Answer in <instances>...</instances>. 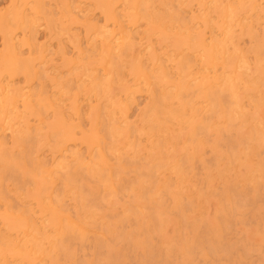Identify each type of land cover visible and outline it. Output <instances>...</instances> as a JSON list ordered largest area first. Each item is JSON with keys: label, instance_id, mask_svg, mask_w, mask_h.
<instances>
[{"label": "rangeland", "instance_id": "rangeland-1", "mask_svg": "<svg viewBox=\"0 0 264 264\" xmlns=\"http://www.w3.org/2000/svg\"><path fill=\"white\" fill-rule=\"evenodd\" d=\"M22 1V2H21ZM27 1V2H26ZM29 1V2H28ZM33 1L35 2V3H33ZM36 1H38L39 2V4L38 3H36ZM0 0V19H2V20H0L1 22H0V26L2 27H0V34H1V36H0V92H2L1 93V95H0V110H1V108H4L3 110H1V114L2 115H4V116H2L1 114H0V125H2L3 124V126H0V158H1V156H3V158H1L2 160H0V168H1V170H0V177H1V179L0 180H3L2 182L0 181V188L2 189L3 188V185H4V188L5 189H7V191L3 188V190H5V192H6V194L8 193V191H9V193L11 194H4L5 192H2L1 190H0V195H4L3 197L5 198L6 196L8 197L7 199L5 198L4 200L5 201H7V203H5V201H3V200H1L2 201V203H1V205H0V208H2V210L0 209V219H2V220H0L1 222H0V241H1V239H2V242H4L3 244H6V246H1L2 245V243H0V250H1V255H0V258L1 257H5L4 259L5 260H7V262H8V264H41V261L42 262H44V260H46L47 259V257H48V259L44 262V263H42V264H60V263H62L63 264V261H64V264H107V263H110V264H148L147 262L149 261V264H150V262H153L152 264H157L158 263V260L160 259V258H162V260L159 262V264H171V263H173V264H178L179 262H181V260H182V262L181 263H179V264H183V263H185V261H186V264H218V262H219V264H225V262H228V263H226V264H254V262H255V264H257L258 263V260H260V262L259 263H261V264H264V176L263 175H261V174H264V166L262 167V164L264 163V148H263V145H264V137H262V135H264V129L262 128V127H264V117H262V116H264V72L262 71V70H264V65H260V62H262L261 64H264V61H263V59H264V42H263V40H264V29L262 30V27L264 28V0H238L239 1V3H238V1L236 0H217V1H219V2H217L216 0L214 1V0H209L212 4H210L209 3V1L208 0H181V2L179 1V0H152L151 2H149L150 0H144L143 2L141 1V0H123V2L124 3H122L120 0H96V2H94L95 0H89V1H87V0H81L79 3H78V0ZM42 1V2H41ZM58 1H59V3H58ZM69 1V2H68ZM85 1V2H84ZM87 1V2H86ZM92 1V2H91ZM126 1V2H125ZM135 1V2H134ZM139 1V2H138ZM156 1V7H154V2ZM165 1V2H164ZM178 1V2H177ZM205 1H206V3H205ZM207 1H208V3H207ZM214 1V2H213ZM220 1L222 2V3H220ZM225 1H227V2H225ZM233 1V2H232ZM241 1H243L241 4H240V2ZM247 1V2H246ZM249 1V2H248ZM258 3H256V2ZM12 3V4H9V3ZM13 2H14V4H13ZM20 2V3H19ZM23 2L24 3H26V4H23ZM49 2V3H48ZM51 2V3H50ZM56 2V4H54ZM91 2V3H90ZM104 2V3H103ZM119 2V4H116V3H118ZM147 2V3H146ZM160 2V3H159ZM183 2V3H182ZM216 2V3H215ZM231 4H230V3ZM28 3V4H27ZM31 3H32V5H31ZM58 3V4H57ZM66 3V4H65ZM72 3H74V4H72ZM89 3V4H88ZM94 3H95V5H94ZM97 3H99V4H101V5H99V4H97ZM106 3V4H105ZM110 3V4H109ZM122 3V4H121ZM129 3V4H128ZM135 3V4H134ZM142 3V4H141ZM146 3V4H145ZM167 3H169V4H167ZM174 3V4H173ZM179 3H182V4H179ZM198 3H201V4H198ZM203 3V4H202ZM218 3H220V4H218ZM225 4V8H224V4ZM228 3V4H227ZM233 3L235 4L234 5V9H233ZM246 3V4H245ZM255 3V4H254ZM20 4H22V6L20 5ZM48 4V5H47ZM50 4V5H49ZM69 4V5H68ZM75 4H78L77 6L75 5ZM81 6H80V5ZM87 4V5H86ZM105 4V5H104ZM134 4V5H133ZM144 4H145V6H144ZM152 4V5H151ZM160 4V5H159ZM173 4V5H172ZM197 4H198V6H197ZM208 4L209 5H211V6H208ZM214 4V5H213ZM215 4H218V5H215ZM222 4H223V6H222ZM251 4V5H250ZM262 4V5H261ZM7 5H9V7L7 6ZM20 7H19V6ZM29 5H30V7H29ZM33 5L35 6V9H37V10H35L34 9V7H33ZM42 5H45L44 6V8H41V6ZM56 5H57V7H56ZM62 5V6H61ZM71 5V6H70ZM75 5V8L73 7ZM84 5V6H83ZM98 5V6H97ZM107 5V6H106ZM126 5H127V9H126ZM137 5V6H136ZM141 5H143L142 7H141ZM163 5V6H162ZM169 5V6H168ZM180 5V6H179ZM188 5V6H187ZM193 5H194V7H193ZM204 7V9H206V10H204L203 9V7ZM205 5H207V7L205 6ZM232 5V7H230ZM237 5V6H236ZM239 5L241 6L240 7V10L239 9H237V7L239 8ZM246 5V6H245ZM247 5H248V7H247ZM255 5H256V9H254L255 8ZM259 5V6H258ZM261 5V6H260ZM17 6H18V8H17ZM36 6H38V7H36ZM53 6V7H52ZM55 6V7H54ZM61 6V7H60ZM66 6H69V10H68V7H66ZM86 6H89V7H86ZM92 6V7H91ZM101 6H106L107 7V9H108V11H107V9L106 8H104V7H102L103 9L101 10ZM110 6V7H109ZM116 6H118L117 8H116ZM120 6V7H119ZM125 6V8H123ZM131 6V7H130ZM135 6V7H134ZM147 6V7H146ZM149 6L151 7V8H149ZM152 6H153V8L154 9H152ZM159 6V7H158ZM167 6H168V8L169 9H167ZM173 6V7H172ZM228 6H229V8H228ZM11 7V8H10ZM32 7H33V9L35 10H32ZM43 7V6H42ZM66 7V8H65ZM74 9H73V8ZM96 7H97V10H96ZM114 7V9H111V8H113ZM162 7V8H161ZM176 9H175V8ZM181 7H183V8H181ZM187 8V9H185V8ZM189 7V8H188ZM197 7V8H196ZM202 8V11H200L201 9L200 8ZM211 7V8H210ZM253 7V8H252ZM262 9H261V8ZM5 8H6V10H5ZM10 8V9H9ZM20 8H21V11H20ZM23 8H25V9H23ZM43 9L42 11V13H41V10H40V12H39V9ZM45 8H49V10L47 9V10H44ZM53 8V9H52ZM58 8V9H57ZM61 8H64L63 10L61 9ZM99 8V9H98ZM121 8H123V10L121 9ZM129 8H130V10H129ZM146 8H147V10H146ZM158 8H159V10H158ZM194 8V9H193ZM223 8H224V10H223ZM231 8V9H230ZM244 8H246V9H244ZM251 8V9H250ZM8 9V10H7ZM19 9V10H18ZM51 9V10H50ZM55 9V10H54ZM65 9H67L66 11H65ZM84 9V10H83ZM85 9H86V11H85ZM92 9H93V11H92ZM111 9V10H110ZM120 9V10H119ZM138 9H139V11H138ZM148 9H150L151 11L149 12L148 11ZM155 9H156V11H155ZM165 9H167V10H165ZM189 9V10H188ZM193 9V10H192ZM209 9H210V12H208L209 11ZM218 9H220V10H218ZM250 9V10H249ZM24 10V11H23ZM28 10V11H27ZM30 10V11H29ZM53 10V11H52ZM72 10H73V12L77 15H73V13H72V16H71V12H72ZM75 10V11H74ZM83 10V11H82ZM96 10V11H95ZM100 10V11H99ZM122 10V11H121ZM126 10H128V12H129V14H128V12L126 11ZM135 10V11H134ZM177 10V11H176ZM182 10V11H181ZM211 10H213L212 12H211ZM230 10V11H229ZM233 10V11H232ZM7 11V12H6ZM9 11V12H8ZM23 11V12H22ZM32 11V12H31ZM37 11V12H36ZM50 11V12H49ZM52 11V12H51ZM59 11V12H58ZM65 11V12H64ZM71 11V12H70ZM94 11H95V13H94ZM99 11V12H98ZM107 11V12H106ZM116 11H119V12H117L116 13ZM154 13H153V12ZM163 11L164 13L166 12V11H168V13H165L164 15H162V13L161 12ZM170 11V12H169ZM172 11V12H171ZM175 11V12H174ZM180 11V12H179ZM184 11V12H183ZM186 11V12H185ZM192 11V12H191ZM204 11V12H203ZM222 11H223V15H222ZM228 13H227V12ZM237 11V12H236ZM238 11H241V12H239V13H241L242 15H240V17H238L239 16V13H238ZM245 11V12H244ZM255 13H254V12ZM256 11H261V12H256ZM25 12H26V16H27V18H26V16H25ZM29 14H28V13ZM56 12H57V14H56ZM68 12V13H67ZM77 12V13H76ZM81 12V13H80ZM92 14H91V13ZM101 12V13H100ZM103 12V13H102ZM109 12V13H108ZM110 12L111 13H113L114 12V14L116 15L117 14V16H116V21L118 22V24H116L117 22L113 19V17H111V15H110ZM126 12V15L124 14ZM138 12H140V13H142L141 15H140V13L138 14ZM144 12V13H143ZM149 12V13H148ZM179 12V13H178ZM182 12V13H181ZM190 12V13H189ZM197 12H199V13H197ZM205 12H207V13H205ZM215 12V13H214ZM225 12V13H224ZM19 13V14H18ZM34 15H33V14ZM37 13H38V16H37ZM39 13H40V16H39ZM44 13V14H43ZM49 13V14H48ZM84 13H86V14H83ZM89 13H90V15H89ZM94 13V14H93ZM106 13H108L107 15H106ZM131 13V14H130ZM145 13H147V14H145ZM151 13H153V14H151ZM170 13V14H169ZM184 13V14H183ZM189 15H188V14ZM192 13V14H191ZM214 13V16H212V14ZM233 13V14H232ZM250 13H252V14H250ZM254 13V14H253ZM260 13H261V16H260ZM18 14V15H17ZM68 14V15H67ZM100 14H104L103 16L102 15H100ZM134 14V15H133ZM149 14V15H148ZM154 14H156L155 15V17H153L154 16ZM159 14V15H158ZM160 14H161V16H160ZM166 14L168 15V16H166ZM199 14H201L200 16H199ZM202 14H203V16H202ZM207 14H211V15H207ZM216 14V15H215ZM228 14H229V16H228ZM232 14V15H231ZM246 14H247V16H246ZM249 14V15H248ZM258 14V15H257ZM6 15V16H5ZM17 15V16H16ZM25 17H24V16ZM29 15V16H28ZM51 15V16H50ZM53 15V16H52ZM55 15H56V17H55ZM86 15V16H85ZM93 15H94V17H93ZM172 15H173V17H172ZM176 15V16H175ZM178 15V16H177ZM180 15V16H179ZM184 15V16H183ZM190 15L192 16H195V15H197L196 17H194L195 19H193V16H192V18L190 17ZM243 15H245V16H243ZM250 15H253V16H250ZM255 15H257V17L255 16ZM19 16V17H18ZM34 16V18H32ZM46 16V17H45ZM49 16V17H48ZM59 16V17H58ZM69 17V18H66V17ZM102 16V17H101ZM109 16V17H108ZM132 16H134V17H132ZM141 18H140V17ZM146 16H148V19H146ZM159 18H158V17ZM163 16V17H162ZM170 16V17H169ZM188 16V17H187ZM208 16V17H207ZM211 16L212 17H214V18H211ZM224 18H223V17ZM234 16V17H233ZM245 19V21H244V19H242V17ZM254 16H255V18H254ZM8 17V18H7ZM29 17V18H28ZM36 17V18H35ZM38 17H40V18H43L42 19V21H41V23H40V21L38 22V20H41L40 18H38ZM51 17V18H50ZM52 17H53V19H52ZM77 17V18H76ZM79 17L80 18H82V19H80L79 20ZM85 17V18H84ZM112 19H111V18ZM119 17H120V20H118L119 19ZM126 17V18H125ZM131 17V18H130ZM145 17V18H144ZM149 17H151V18H149ZM153 17V18H152ZM157 17V18H156ZM161 17V18H160ZM177 17V18H176ZM178 17H179V19H178ZM185 17V18H184ZM187 17V18H186ZM198 17H199V19H198ZM201 17H203L202 18V20H200L201 19ZM207 17V18H206ZM210 17V18H209ZM223 19H222V18ZM228 17H231V18H228ZM249 17L251 18V19H249ZM260 18V21H259V18ZM11 18V19H10ZM15 20H13V19ZM22 18H23V20H22ZM32 18V19H31ZM37 18H38V20H37ZM47 18V19H46ZM57 18V19H56ZM71 18V19H70ZM88 18V21L86 20ZM96 18V19H95ZM105 18V19H104ZM118 18V19H117ZM123 18V19H122ZM125 18V19H124ZM133 18V19H132ZM135 18V19H134ZM140 18V19H139ZM190 18L192 19V20H190ZM234 18V19H233ZM241 18V19H240ZM252 18H254V20L252 19ZM263 18V19H262ZM3 19H4V21H3ZM18 19V20H17ZM21 19V20H20ZM28 19V21L30 22V23H26V20ZM30 19V20H29ZM33 19H35V20H33ZM52 19V20H51ZM124 20L123 22H122V20ZM127 19V20H126ZM128 19H132L133 21H135V23L132 21V20H130V21H128ZM137 19V20H136ZM144 19V20H143ZM151 19V20H150ZM156 19V20H155ZM166 19V20H165ZM177 19V20H176ZM182 19V20H181ZM203 19H206V21H205V23H202L203 25L205 24V25H207V26H203V25H201V22L203 21ZM211 19V20H210ZM213 19V20H212ZM222 21H221V20ZM226 19H228V21L226 20ZM248 19V20H247ZM258 19V20H257ZM31 20H33V22L34 21H36V22H34V24H33V22H31ZM46 20V21H45ZM48 20V21H47ZM71 20H73L72 22H71ZM84 20V21H83ZM93 20L95 21V22H93ZM126 20V21H125ZM155 20V21H154ZM158 20V21H157ZM168 20V21H167ZM176 20V21H175ZM187 20V21H186ZM195 20V21H194ZM224 20V21H223ZM226 20V21H225ZM230 20V21H229ZM232 20V21H231ZM233 20H235V22H237L238 20V22L240 23L241 22V20H242V23H234V21ZM253 20V21H252ZM255 20H256V22L258 23V25L256 24V22H255ZM13 21V22H12ZM23 22V24H22V22ZM27 21V22H28ZM44 21V22H43ZM58 21V22H57ZM69 21V22H68ZM78 21V22H77ZM102 21V22H101ZM104 21H106V23H107V25L105 24V22ZM138 21V22H137ZM146 23H145V22ZM157 21V22H156ZM167 21V22H166ZM170 21V22H169ZM171 21H173V23L171 22ZM175 21V22H174ZM184 23H183V22ZM193 21V22H192ZM200 21V22H199ZM214 21V22H213ZM38 22V23H37ZM50 22V23H49ZM52 22V23H51ZM65 22V23H64ZM92 23V24H90V23ZM99 22V23H98ZM111 22V23H110ZM115 22V23H114ZM121 22L125 25V27H124V25H122L121 24ZM129 22V23H128ZM145 23V24H142V23ZM149 22H151V23H155L156 25H154L155 27H154V29H151V27H149L150 25V23ZM166 22V23H165ZM180 22V23H179ZM183 24H182V23ZM187 22V23H186ZM194 22H195V25H193L194 24ZM209 22H212V23H209ZM220 22H221V24H220ZM229 22V23H228ZM231 22H233L232 24H231ZM246 23V25H245V23ZM247 22H248V24H247ZM249 22H250V24H249ZM262 24H261V23ZM17 23L19 24L18 26H16L17 25ZM21 23V24H20ZM26 23V24H25ZM37 23V24H36ZM45 23V24H44ZM53 23H55V24H53ZM56 23H57V25H58V23H59V25H58V27H57V25H56ZM72 23V24H71ZM79 23V24H78ZM90 25H89V24ZM96 23H98L99 25H97ZM108 23H110V24H108ZM134 23V24H133ZM138 23H140V24H138ZM161 23V24H160ZM162 23L164 24V25H162ZM192 23V24H191ZM206 23H208V24H206ZM226 23V24H225ZM244 23V24H243ZM10 24V25H9ZM28 24V26H26ZM41 24H42V26H41ZM83 24V25H82ZM88 24V25H87ZM102 24H103V26H102ZM113 24H114V26H113ZM116 24V25H115ZM120 24V25H119ZM128 24H129V26H128ZM176 24H178L177 26H178V29H177V26H176ZM182 24V25H181ZM185 24H187V26H185ZM213 26H212V25ZM235 24V25H234ZM11 25H13V26H11ZM47 25L49 26V27H47ZM52 25V26H51ZM78 25H80L81 27H79ZM101 25V26H100ZM122 25V26H121ZM131 25H132V27H131ZM136 25H138V26H136ZM159 25V26H158ZM166 25V26H165ZM175 25V26H174ZM199 25H201V26H199ZM217 25V26H216ZM220 25H222L221 27H220ZM228 25H229V28H228ZM234 25V26H233ZM236 25H239V26H236ZM254 25V26H253ZM257 27H256V26ZM23 26H26V28L27 29H29V27H30V30L29 31H31V32H29L28 33V30H26V28L25 27H23ZM34 26H35V28H34ZM37 26V27H36ZM73 26H76L75 28L73 27ZM78 26V27H77ZM98 26H99V28H98ZM110 26V27H109ZM119 26L122 28V29H125V30H123V35L125 36L126 34H128V35H126V36H129L130 38V40H132L133 42H132V44H134V46L131 44V41H129V39H126V36L124 37L123 35L122 36H120V33H119V31H116V30H120L121 28H119ZM148 26V27H147ZM158 26V27H157ZM168 26H170V28L168 27ZM182 26H185V27H182ZM223 26H225V29H223ZM242 26H244V28L242 27ZM246 26V27H245ZM17 27V28H16ZM52 27V28H51ZM135 27H136V29H137V32H136V34H134L135 33V31H136V29H135ZM146 27V29H144ZM160 27V28H159ZM168 27V28H167ZM176 27V29L174 30V28ZM192 27H193V29H192ZM209 27V28H208ZM231 27V28H230ZM236 28V27H238L237 29H235V30H237V31H235L234 29H232V28ZM241 27H242V29H241ZM254 27V28H253ZM260 27V28H259ZM16 28V29H15ZM24 29V30H22V29ZM33 28V29H32ZM54 28V29H53ZM72 28V29H71ZM81 28V29H80ZM98 28V29H97ZM100 28H102V29H100ZM104 28V29H103ZM114 28V30H112ZM140 28V29H139ZM150 28V29H149ZM156 28H157V30H156ZM179 28H181V29H179ZM185 28H186V30H185ZM187 28H189V30L187 29ZM202 28V29H201ZM204 28V29H203ZM218 29V31H217V29ZM219 28H221V29H219ZM228 28V29H227ZM253 28V29H252ZM256 28H258L257 30H255ZM2 29V30H1ZM22 31V32H20V30ZM68 30V32H66L67 30ZM107 29V31L109 30V32L107 33V31L105 32V30ZM110 29H111V32L112 33H110ZM127 29H128V31H127ZM134 29V30H133ZM187 32V33H185V31ZM202 30L201 32H200V30ZM212 29V30H211ZM246 29V30H245ZM261 29V30H260ZM14 31V32H12V31ZM26 30V31H25ZM36 32H35V31ZM56 30V31H55ZM92 30V31H91ZM96 30L98 31V32H96ZM101 30V31H100ZM144 30V31H143ZM159 30H161V33H160V31ZM171 30V31H170ZM178 30L179 31H182L181 33L179 32L178 33ZM197 31V32H193L192 33V31ZM221 30H222V32H221ZM233 30V31H232ZM26 33V35H25V33ZM34 31V32H33ZM58 31V32H57ZM60 31V32H59ZM66 33H65V32ZM71 31V32H70ZM79 31V32H78ZM100 31V32H99ZM147 31V32H146ZM149 31V32H148ZM164 31V32H163ZM167 31V32H166ZM169 31V32H168ZM173 31V32H172ZM174 31H176V32H174ZM212 33H210V32ZM229 31H230V33H231V36H230V33H229ZM238 34H236L235 32ZM239 31V32H238ZM243 31H245V33L243 32ZM246 31H248V32H246ZM252 31V32H251ZM260 31H261V33H260ZM16 32H19L18 34L16 33ZM47 32H51V33H47ZM79 34H78V33ZM96 33V35H95V33ZM113 32H114V34L115 35H113ZM127 32V33H126ZM141 32V33H140ZM143 32V33H142ZM200 32V33H199ZM205 32V33H204ZM221 33V35H220V33ZM228 32V33H227ZM256 32H258V34L256 33ZM34 33V34H33ZM56 33H58V34H56ZM62 33H63V35H62ZM86 33H87V39H85V37H86ZM93 33V34H92ZM101 33H103L102 35H101ZM119 33V34H118ZM132 33V34H131ZM144 33H145V35H144ZM147 33V34H146ZM158 33H160V34H158ZM166 34V35H164V34ZM167 33H169L168 34V36H167ZM173 33V34H172ZM176 33V34H175ZM190 35H189V34ZM197 33V34H196ZM202 33V34H201ZM214 33V34H213ZM216 33V34H215ZM232 33H233V35H232ZM241 33V34H240ZM251 33H253V35L251 36ZM255 33H256V35H257V39H259V40H257L256 39V35H255ZM16 36H15V35ZM24 34V36H22ZM36 34V35H35ZM60 34V36H58ZM72 34H74V35H72ZM88 34H90V35H88ZM106 34V35H105ZM111 36H110V35ZM130 34H131V36H130ZM143 34V35H142ZM156 34V35H155ZM180 34H181V36H180ZM189 36H188V35ZM195 34L197 35V37L195 36ZM199 34V35H198ZM205 36H204V35ZM212 35V37H215V38H212L211 37V35ZM219 34V35H218ZM228 34V35H227ZM262 34V35H261ZM19 35V36H18ZM35 35V36H34ZM48 35H50L49 37H48ZM57 35V36H56ZM81 35V36H80ZM92 35V36H91ZM101 35V36H100ZM160 37H159V36ZM180 36V37H177V36ZM192 35V36H191ZM194 35V36H193ZM202 35H203V37H205V38H202L201 39V37H202ZM207 35V36H206ZM210 35V36H209ZM6 38H5V37ZM9 36H10V39H9ZM27 36V37H26ZM30 36V37H29ZM32 36V37H31ZM34 36V37H33ZM68 38H67V37ZM74 36H75V39H74ZM85 36V37H84ZM95 38H94V37ZM99 36V37H98ZM104 36H106V37H104ZM134 36H138L137 38H134ZM144 36V37H143ZM148 36H149V38H148ZM167 36V38H165ZM174 36H176V37H174ZM222 36H223V42L222 41H220V40H222ZM230 36V37H229ZM240 36H242V37H240ZM248 36H250V37H248ZM255 36V37H254ZM258 36H259V38H258ZM261 36V37H260ZM263 36V37H262ZM11 37H13V38H11ZM25 37V38H24ZM59 37L61 38V39H59ZM82 37V38H81ZM90 37V38H89ZM101 37V38H100ZM104 37V38H103ZM115 37V38H114ZM121 37V38H120ZM147 38V40H146V38ZM182 37H185V38H187V39H183L182 40ZM192 37L194 38V39H192ZM217 37V38H216ZM226 37V40H225V44H227V43H229V44H227L226 46L224 45V38ZM227 37H229V38H227ZM16 38H18V40L16 39ZM22 38V39H21ZM24 38V39H23ZM29 38L30 39H32L33 40V42H32V40H30L31 41V43H29L28 41H29ZM55 38H57V39H55ZM63 38V39H62ZM65 38V39H64ZM107 38H109L108 40L110 41V44H108V46L107 45H105V42L106 41H108L107 40ZM116 38L118 39V42H117V40H116ZM119 38L120 39H123L124 40V38H125V41H121V40H119ZM128 38V37H127ZM154 38V39H153ZM156 38H158V39H156ZM165 39V40H162V39ZM175 38H177V40L175 39ZM207 38V39H206ZM212 39V41H211V39ZM236 38V39H235ZM239 38V39H238ZM3 39V40H2ZM14 39V40H13ZM68 39V40H67ZM79 39V40H78ZM81 39H83V40H85L84 42H83V40H81ZM100 39H101V41H100ZM137 39V40H136ZM169 39V40H168ZM214 39V40H213ZM219 40L218 41V43L220 44V45H218L219 47H217V40ZM253 39H255V40H253ZM261 39V40H260ZM20 40V41H19ZM22 40V41H21ZM57 40L59 41L58 43H57ZM64 40V41H63ZM74 40V41H73ZM78 40V41H77ZM96 40V41H95ZM135 40V41H134ZM150 40H151V42H150ZM172 40V41H171ZM185 41V43L184 42H180V41ZM189 40V41H188ZM194 40H197V41H195V42H193ZM230 40V41H229ZM3 41V42H2ZM10 41H12V42H10ZM20 43H19V42ZM71 42V44H70V42ZM86 41H88V42H86ZM128 41V42H127ZM137 41H138V43H137ZM144 41V42H143ZM162 41V42H161ZM206 43L205 45H204V43ZM207 41H208V43H207ZM231 41H233V43L231 42ZM234 41H235V43L236 44H234ZM248 41V42H247ZM254 41H256V42H254ZM259 41H260V43H259ZM27 42H28V44H27ZM69 42V43H68ZM114 42V43H113ZM121 42V43H120ZM125 42V43H124ZM155 42V43H154ZM157 42H158V44H157ZM181 43V44H179V43ZM190 42H192V43H190ZM209 42H210V44H209ZM214 42V43H213ZM216 42V43H215ZM221 42V43H220ZM251 42V43H250ZM14 43H15V45H14ZM61 43V44H60ZM64 43V44H63ZM66 43H68V44H66ZM78 43V44H77ZM80 43H82V44H80ZM96 43V44H95ZM99 43V44H98ZM113 43V44H112ZM142 43V44H141ZM154 43V44H153ZM161 43H162V46H161ZM169 43V44H168ZM173 43H175V44H173ZM178 43V45L180 46V48H179V46H177L176 44ZM190 43V44H189ZM195 43V44H194ZM27 44V45H26ZM63 44V45H62ZM73 44V45H72ZM115 44H116V46H115ZM123 44H125V45H123ZM137 44V45H136ZM139 44V45H138ZM155 46L154 48H156V46H157V48L155 49V51H154V48H153V46ZM156 44V45H155ZM182 44H183V47H181L182 46ZM189 44V45H188ZM192 44V45H191ZM200 44V45H199ZM212 44H216V46L215 45H212ZM224 46H223V45ZM240 44V45H239ZM257 44V45H256ZM260 44V45H259ZM11 45V46H10ZM12 45L16 48V49H14V47L12 48ZM32 45V46H31ZM65 45V46H64ZM73 47H72V46ZM75 45H77V46H75ZM87 45V46H86ZM103 45V46H102ZM111 45L112 46H114V48H112L111 47ZM146 47H145V46ZM150 45V46H149ZM166 45V46H165ZM191 45V46H190ZM201 46L204 50H205V52L202 50L201 51V47H199V46ZM223 46V48H222V46ZM235 45H237V48H236V46ZM250 45V46H249ZM252 45V46H251ZM261 45L263 46V48L261 47ZM2 46H4L3 48H2ZM7 46V47H6ZM17 46V47H16ZM36 46L38 47L37 49H36ZM45 46H48V47H45ZM62 48H64L65 49V47H66V49L65 50H63V49H61V47ZM64 46V47H63ZM71 46V47H70ZM80 46V47H79ZM98 46V47H97ZM121 47V48H119L118 50L119 51H116L117 50V48L118 47ZM124 46V47H123ZM132 46V47H131ZM148 46V47H147ZM171 46V47H170ZM174 48H173V47ZM193 46H194V49H193ZM198 46V47H197ZM207 46V47H206ZM212 46V47H211ZM213 46H215V48L216 49H214V47ZM220 46H221V48H220ZM229 46H231V47H229ZM244 46V47H243ZM259 46L261 47V48H259ZM19 47V48H18ZM22 47V48H21ZM43 47H45L44 49H43ZM57 47V48H56ZM77 47V50L75 49ZM95 47L97 48V49H95ZM107 47V48H106ZM111 47V49H109ZM129 47V48H128ZM133 47L135 48V49H133ZM165 47H167V48H165ZM192 47V48H191ZM196 47V48H195ZM228 47V48H227ZM239 47V48H238ZM252 47V48H251ZM255 47H257V49H261V51H259L258 50V52H255V50H256V48ZM18 48V49H17ZM40 48V49H39ZM71 48V49H70ZM85 48V49H84ZM87 48H88V51H87ZM99 48V49H98ZM102 48V49H101ZM106 48V49H105ZM116 48V49H115ZM123 48V49H122ZM159 48V49H158ZM171 48V49H170ZM198 48H201V49H198ZM217 48H220L221 49V51H222V49H223V51H222V53L220 52V49H217ZM228 50H227V49ZM247 48V49H246ZM248 48H251V50L250 51H252V52H250L249 50H248ZM255 48V49H254ZM27 49V50H26ZM45 49L47 50V51H45ZM50 49V50H49ZM55 49H56V51H55ZM61 49V50H60ZM70 49V50H69ZM83 49L85 50V52H86V54L84 53V51H83ZM95 49V50H94ZM109 49V50H108ZM113 49H114V53H112V51H113ZM122 49V50H121ZM152 49V50H151ZM160 49H162V51H160ZM181 51H179V50ZM184 49V50H183ZM210 49V50H209ZM236 49V50H235ZM9 50H14V51H16L17 53H18V55H17V57H19V55H20V58H19V60H18V58L16 57V61L15 62H13L14 63V65L15 64H18V65H13V70H12V68L9 66L10 65V63L7 61V56H8V52H9ZM28 50H30V54H28ZM59 50V51H58ZM63 50V51H62ZM92 50V51H91ZM99 50V51H98ZM111 50V51H110ZM127 50V51H126ZM129 50H130V52H129ZM167 50H169L168 52H167ZM183 50V51H182ZM193 51V52H195V53H192V52H190V51ZM197 50V51H196ZM198 50H200L199 52H198ZM208 50V51H207ZM216 50V51H215ZM226 50V51H225ZM22 51V52H21ZM33 51V52H32ZM37 51V52H36ZM38 51H40V55H39V52ZM43 51H45V52H43ZM55 51V52H54ZM62 51V52H61ZM64 51H66V52H64ZM69 51H71L70 53H69ZM74 53H73V52ZM78 51V52H77ZM97 51V52H96ZM115 51H116V55H115ZM126 53H125V52ZM152 53V51H153V53L151 54L150 52ZM163 51H166V53L165 52H163ZM206 51H207V54H206ZM210 51H212V53L210 52ZM228 51H231V54L229 55L228 53H230V52H228ZM233 51V52H232ZM237 51V52H236ZM244 51V52H243ZM248 53H247V52ZM263 51V53L261 54V52ZM15 52V53H16ZM34 52H36V57L35 56H33V54L35 55V53ZM42 52V53H41ZM50 52V53H49ZM54 52V53H53ZM60 52V53H59ZM89 52V53H88ZM92 52H96L95 54H97V53H99V55H97V56H95V54L93 53V54H91ZM112 53V55H111V53ZM118 52L120 53V56H119V54H118ZM139 52V53H138ZM147 52V53H146ZM162 52V53H161ZM225 52V53H224ZM227 52V53H226ZM240 52V53H239ZM241 52H243L242 54H243V56L242 57H240L239 55H242L241 54ZM16 53V54H17ZM21 53H23L22 55H21ZM27 53V54H26ZM51 53H52V56H49V55H51ZM56 53V54H55ZM62 53V54H61ZM80 53V55H78ZM100 53H101V55H100ZM110 53V54H109ZM123 53H125V54H123ZM143 53V54H142ZM163 55H161V54ZM173 53V54H172ZM175 53H177V54H175ZM182 55H181V54ZM188 53V54H187ZM204 53V54H203ZM215 53V54H214ZM221 53V54H220ZM234 53H236V54H234ZM238 53V54H237ZM68 54V55H67ZM107 54V55H106ZM131 56H130V55ZM147 54V55H146ZM157 54V55H156ZM166 54H167V56H166ZM169 54V55H168ZM171 54V55H170ZM187 54V55H186ZM190 54V55H189ZM194 54V55H193ZM197 54V55H196ZM203 56H202V55ZM209 54H210V56H220V55H223V56H218L217 57V59H216V57L215 58H212V57H210L209 56ZM233 54V55H232ZM245 54H248V56L250 55L251 57H248L249 59H247V57H246V55ZM253 54V55H252ZM25 55V56H24ZM26 55H28V57L26 56ZM64 55H67L66 56V58H65V56ZM73 57H72V56ZM78 55V57L76 58V56ZM82 55V57H80ZM91 55H92V58H94L96 61H93V60H91ZM109 55H111L112 56V58H111V56H109ZM114 55H115V58L118 56V59L116 58V59H113L114 58ZM133 55V56H132ZM175 55V56H174ZM193 55V56H192ZM201 55V56H200ZM205 55H207V56H205ZM255 55V56H254ZM257 55H258V57H257ZM21 56H23V57H21ZM33 56V58H31ZM41 56V57H40ZM48 56V57H47ZM88 56H90V57H88ZM95 56V57H94ZM109 56V57H108ZM141 56V57H140ZM147 56V57H146ZM154 57V56H156L157 58H158V56H159V58L160 57H162L161 59L163 60H161V62H163V63H165L166 64V66H165V64H163V63H161V64H163V65H158V64H154L153 62H154V58H151V59H153V61L150 59V57ZM172 56H174V57H172ZM192 57V59L190 60V58ZM199 56V57H198ZM26 57V58H25ZM53 57H54V60H52L53 59ZM63 57V58H62ZM75 57V58H74ZM85 57H86V59H85ZM88 57V58H87ZM97 57V58H96ZM98 57H99V59H98ZM107 57V58H106ZM126 57H128V58H126ZM132 57V58H131ZM139 57H140V59H139ZM165 57H167V58H165ZM172 57V58H171ZM189 57V58H188ZM197 57V58H196ZM201 57H202V59H201ZM207 57H210V59L211 60H209V58H207ZM223 57V61L221 60V58ZM229 57V59H227ZM234 57H235V59H234ZM237 57H239L238 59H237ZM244 57V58H243ZM28 58V59H27ZM35 58V59H34ZM39 58H40V61H39ZM49 58V59H48ZM59 58V59H58ZM71 58H73V60L71 59ZM79 58V59H78ZM122 59V61H121V59ZM178 58H179V60H178ZM198 58H199V60H198ZM207 60H206V59ZM231 58V59H230ZM233 58V59H232ZM242 58V59H241ZM246 58V59H245ZM258 58H262V59H258ZM29 59H34L33 61H31V60H29ZM43 59H45V61L43 60ZM58 59V60H57ZM80 59H81V61H80ZM82 59H84L83 60V62L85 63V62H87L86 64H84V63H82ZM128 59V60H127ZM138 59V60H137ZM142 59V60H141ZM146 59V60H145ZM150 59V60H149ZM170 59V60H169ZM171 59H173V61L174 62H172L171 61ZM175 59L176 60H178L177 62H175ZM188 59V60H187ZM252 59V60H251ZM22 60H23V62H24V60H25V62H24V65H23V62H22ZM48 60V61H47ZM50 60V61H49ZM72 61V62H70V61ZM86 60V61H85ZM91 60V61H90ZM112 62H111V61ZM114 60H116V61H114ZM181 60L183 61V62H181ZM198 61V62H196V61ZM201 60V61H200ZM213 60V61H212ZM228 62H227V61ZM234 60V61H233ZM243 60V61H242ZM252 62H251V61ZM260 60H262V61H260ZM18 61V62H17ZM32 63H30V62ZM38 62V63H35V62ZM41 61H44V63L42 62V64H41ZM52 61V62H51ZM56 61V62H55ZM78 61H80V62H78ZM94 63H93V62ZM108 61V62H107ZM120 61V62H119ZM138 61V62H137ZM184 61H185V63H186V66L184 67L183 65H185V63H184ZM192 61V62H191ZM204 61V62H203ZM210 63H209V62ZM215 61V62H214ZM224 61H225V63H224ZM239 61V62H238ZM245 61V62H244ZM255 62V64H254V62ZM20 62H21V64L23 65V68L24 69H22V70H17L16 71V68H18V69H21L22 68V66H21V64H20ZM27 62V63H26ZM49 62H50V64H49ZM75 62V63H74ZM77 62V63H76ZM89 62V63H88ZM126 62H128L127 64H129V65H127L126 64ZM144 62H146V63H144ZM150 63V64H148V63ZM226 62H227V64H226ZM230 62V64H228ZM244 62V63H243ZM249 62V63H248ZM252 64H251V63ZM258 62H259V66L261 67L260 69H259V67H258ZM25 63L26 64H28V65H25ZM35 63V65L33 66V64ZM70 63H71V65H70ZM81 63V64H80ZM137 63V64H136ZM140 63L143 65V63L145 64V65H143V67H142V65H140ZM154 64L153 66H152V64ZM170 63H171V66H170ZM184 63V64H183ZM189 64V66H188V64ZM190 63H192V64H194V65H192V64H190ZM204 63H205V65H204ZM206 63H208V64H206ZM214 63H215V65H214ZM218 63H219V65H218ZM239 63H242V64H239ZM246 63V64H245ZM19 64H20V66H19ZM31 64V65H30ZM45 64V65H44ZM47 64V65H46ZM70 65L71 67L69 68V66L68 65ZM74 64V65H73ZM78 64V65H77ZM83 64H84V66H83ZM105 64V65H104ZM108 64H109V67H108ZM116 64V65H115ZM120 64V65H119ZM123 64V65H122ZM172 64H174V65H172ZM181 64V65H180ZM183 64V65H182ZM209 64H210V66H209ZM238 65V67L236 66V65ZM250 66V68H249V66ZM72 65H73V67H72ZM118 65H119V67H118ZM202 65V66H201ZM206 65H207V67H206ZM213 65H214V67L215 68H217V69H215L214 67H213ZM226 65V66H225ZM241 65V66H240ZM244 65L246 66V67H244ZM31 68V70L29 69V67ZM39 66V67H38ZM85 66H86V68H85ZM116 66V67H115ZM124 66H126V67H124ZM128 66V67H127ZM148 68H146V67ZM160 68H159V67ZM180 66V67H179ZM194 68H193V67ZM204 66V67H203ZM218 66V67H217ZM222 66V67H221ZM234 66H235V68H234ZM254 66V67H253ZM20 67V68H19ZM25 67H26V69H27V72L29 73V74H31L32 76L31 77H34L33 79L34 80H26L25 81V79H27V77H28V79H30V75L27 73V72H25L26 70H25ZM52 67H54V68H52ZM58 69H57V68ZM61 67V68H60ZM66 67H68V68H66ZM77 67V68H76ZM83 67V68H82ZM88 67V68H87ZM105 69H107V70H111L110 72L109 71H107V70H105ZM108 67V68H107ZM112 67H114V68H112ZM118 67V68H117ZM120 67H122V68H120ZM155 67V68H154ZM163 67H164V70L163 71H161V68L163 69ZM170 69H169V68ZM172 67V68H171ZM175 67V68H174ZM190 67V68H189ZM192 67V68H191ZM196 67H197V69H196ZM200 67V68H199ZM224 67V68H223ZM232 67V68H231ZM242 67H243V69H242ZM263 67V68H262ZM44 68V69H43ZM65 68L67 69L66 71H65ZM76 70V71H74V69ZM98 68H101V69H98ZM110 68V69H109ZM139 68H142V69H139ZM168 68V69H167ZM187 68H189V70L187 69ZM210 68V69H209ZM222 68H223V70L224 71H226V73L224 74V71H222ZM236 68L239 70H237L236 71ZM240 68V69H239ZM248 68V70L245 72V69H247ZM10 69H11V71L13 72H10ZM29 69V70H28ZM35 71H34V70ZM37 69H38V71H37ZM41 69V70H40ZM46 69V70H45ZM52 69V70H51ZM71 69H72V72H71ZM80 69H82V70H80ZM88 71H87V70ZM98 70L97 72H96V70ZM112 69H113V72H112ZM126 70V69H128V71L126 70V72L125 71H122V70ZM144 69V70H143ZM157 69H159V70H157ZM181 69H183L182 71H181ZM186 69V70H185ZM199 69V70H198ZM213 69V70H212ZM226 69V70H225ZM229 69H231V70H229ZM256 69V70H255ZM48 70V71H47ZM50 70H51V72L53 73H51L50 72ZM54 70V71H53ZM58 70V71H57ZM69 70V71H68ZM85 70V71H84ZM121 70V71H120ZM141 70H143V71H141ZM145 70H147V72H145ZM148 70H149V72H148ZM176 70V71H175ZM198 70V71H197ZM216 70V71H215ZM217 70H218V72H217ZM242 70V71H241ZM20 73H19V72ZM23 71V72H22ZM31 71H34L35 73H36V76H35V73H33V72H31ZM63 71H65L64 73H63ZM84 71V72H83ZM107 71V72H106ZM117 71H119V72H121V75H122V73L124 72V77H123V79L125 80L124 82H125V84L127 85V88H125L126 86H124L125 84H123L124 82H123V80L122 79H118V77H117V75L116 74H119L120 75V73L119 72H117ZM135 71L139 74V75H136V73H135ZM155 71H157V72H155ZM170 71V72H169ZM173 71V72H172ZM188 73H187V72ZM196 71V72H195ZM214 71V72H213ZM220 71H222L221 73H220V75H219V72ZM260 71V72H259ZM22 72V73H21ZM25 72V73H24ZM31 72V73H30ZM39 72V73H38ZM41 72V73H40ZM60 72V73H59ZM70 72H71V74H70ZM77 72V73H76ZM90 72H92L91 74H90ZM94 72H96V73H94ZM100 72V73H99ZM153 72V73H152ZM169 72V73H168ZM180 72V73H179ZM192 72V73H191ZM193 72H195V73H193ZM202 74V76L204 77H202V76H200V74ZM202 72V73H201ZM205 72V73H204ZM216 72V73H215ZM244 72V73H243ZM248 72V73H247ZM252 72V73H251ZM255 72H256V74H255ZM263 72V73H262ZM13 74V76H12V74ZM55 73H56V75H55ZM58 73V74H57ZM79 73V74H78ZM94 73V74H93ZM105 73H106V75H105ZM110 73V74H109ZM115 74V75H111V74ZM135 75V77L136 76H138V77H134V75ZM149 73V74H148ZM156 73V74H155ZM160 73V74H159ZM179 73V74H178ZM209 73V74H208ZM236 73V74H235ZM243 73V74H242ZM249 73H251L250 75H249ZM259 73V74H258ZM18 74V75H17ZM40 74V75H39ZM45 74V75H44ZM71 75V79H72V81H75V83L73 82V85H72V81H71V79H70V75ZM73 74V75H72ZM76 74H78V76L76 75ZM145 74V75H144ZM152 74H154L153 76H152ZM157 74H158V76H157ZM162 74H165L164 76L162 75ZM170 74V75H169ZM171 74H172V76H171ZM180 74H182V76L180 77ZM186 74V75H185ZM190 74V75H189ZM194 74L195 75H197V77L198 78H201L200 80L196 77V76H194ZM204 74H208V75H204ZM212 74V75H211ZM215 74H217V76L215 75ZM229 74H231V75H229ZM5 75H6V77H5ZM10 75H11V77L12 78H10ZM23 75V76H22ZM28 75V76H27ZM49 75V76H48ZM53 75V76H52ZM67 75V76H66ZM91 75H93V76H91ZM105 75V76H104ZM109 75V76H108ZM111 75V76H110ZM118 75V76H119ZM122 75V76H123ZM143 75V76H142ZM156 75V76H155ZM169 75V76H168ZM178 76V77H175V76ZM224 75H225V77H224ZM227 75V76H226ZM229 75V76H228ZM233 75V76H232ZM235 75V76H234ZM245 75V76H244ZM254 75H255V77H254ZM263 75V76H262ZM9 76V77H8ZM21 76V77H20ZM25 76H27V77H25ZM45 76H47V78L45 79ZM73 76V77H72ZM75 76H77V77H75ZM91 76V77H90ZM122 76H119V78H122ZM147 76H149V80L147 81V79H148V77ZM152 76V77H151ZM163 76V77H162ZM171 76V77H170ZM189 76V77H188ZM192 76H194L193 78H192ZM213 76V77H212ZM223 76V77H222ZM258 76H259V78H258ZM5 77V78H4ZM15 77V78H14ZM37 79H39V80H37ZM43 77V78H42ZM63 77H64V80H63ZM69 77V78H68ZM87 77V78H86ZM88 77L89 78H91L90 80H93V81H90L89 79H88ZM97 77H99V78H97ZM100 77H102V78H100ZM107 77V78H106ZM109 77H110V79H109ZM117 77V78H116ZM141 77V78H140ZM156 77V78H155ZM167 77V78H166ZM172 77L174 78V79H172ZM191 77V78H190ZM209 77H211V79H209V80H207ZM229 77V78H228ZM236 79H235V78ZM243 77H245V78H243ZM8 78H9V81H8ZM42 78V79H41ZM56 78L58 79L57 81H58V83L60 82V84H58L57 83V81H55L56 80ZM79 78V79H78ZM82 78V79H81ZM86 78V79H85ZM97 78V79H96ZM105 78L107 79V81L105 80ZM132 78H134V79H132ZM146 78V79H145ZM152 78V79H151ZM154 78H155V80H154ZM162 80H161V79ZM165 78V79H164ZM182 78V79H181ZM186 80H185V79ZM216 78H217V80H216ZM220 78H222V79H220ZM231 78H232V80H231ZM257 78L258 80H256L255 81V79ZM13 81H12V80ZM35 79H36V81H35ZM43 79H44V81H43ZM68 79V80H67ZM69 79H70V81H69ZM77 79V80H76ZM103 79V80H102ZM113 79L115 80V82H116V85L114 84L115 82L113 81ZM128 79H130V80H128ZM138 81H137V80ZM139 79H141V81H139ZM158 79V80H157ZM169 79V80H168ZM175 79H177L176 81H174ZM189 79V80H188ZM192 81H191V80ZM195 81H194V80ZM197 79V80H196ZM230 79V80H229ZM244 79V80H243ZM247 79V80H246ZM250 79H251V81H250ZM254 79V80H253ZM262 79H263V81H262ZM11 80V81H10ZM61 80H63V81H61ZM67 80V81H66ZM83 80V82H85V84H83V82H81V81ZM85 80V81H84ZM94 80L96 81V83L94 82ZM118 81V83H117V81ZM151 80H153V82L151 81ZM157 80V81H156ZM170 80H172V82H175V83H171L172 85H174V86H172L171 84H170ZM182 80V81H181ZM185 80V81H184ZM198 80L202 83V84H199L200 82H198ZM214 80H216V81H214ZM220 80V81H219ZM227 82H226V81ZM237 80H238V82H237ZM240 80H242V81H240ZM22 81V82H21ZM30 82V85H32V86H28L27 85V87L25 86L26 84H29V82ZM38 81V82H37ZM64 81L66 82L65 84H63L64 83ZM77 81H78V83H77ZM106 81V82H105ZM108 81L111 83L112 81H113V83H108ZM122 81V82H121ZM133 81H135V83L133 82ZM143 81V82H142ZM151 81V83H149ZM156 83H155V82ZM168 82V84H167V82ZM184 81V82H183ZM202 81H204V82H202ZM207 81V82H206ZM223 81V82H222ZM233 81H234V83H233ZM236 81V82H235ZM243 81H245L246 83H247V81H248V83H249V85L250 84H252V83H254V84H252V86H253V91H251L252 89V86L251 87H247V85L248 84H246L245 82H243ZM260 82L261 81V83L263 84V87H261L262 86V84H258V82ZM6 82V83H5ZM11 82V83H10ZM24 82H26V84L24 83ZM32 82V83H31ZM47 82H49V83H47ZM69 82L71 83V85L69 84ZM93 82V83H92ZM100 82V83H99ZM122 83V84H120V83ZM131 82H133V84L131 83ZM164 82V83H163ZM176 82L178 83V84H176ZM198 82V83H197ZM215 82V83H214ZM222 82V83H221ZM229 82V83H228ZM257 82V83H256ZM5 83V84H4ZM35 83V84H34ZM42 83V84H41ZM47 83V84H46ZM51 83V84H50ZM54 85H53V84ZM57 83V84H56ZM62 83V84H61ZM69 85H68V84ZM93 84V85H91V84ZM98 83H99V85H98ZM109 84V86H108V84ZM131 83V84H130ZM137 83V84H136ZM139 83V84H138ZM141 83V84H140ZM161 83H163V84H161ZM182 83H183V86H182ZM185 83V84H184ZM198 84L197 85V87H196V84ZM223 84V85H221V84ZM241 83H243V84H241ZM3 84V85H2ZM8 84V85H7ZM18 85V86H16V85ZM21 84V85H20ZM25 84V85H24ZM37 84V85H36ZM46 84V85H45ZM66 84H67V86H66ZM80 84H81V86L83 87L84 85V87L86 88V86H87V88L88 87H90L89 85H91L92 86V88L90 87V88H82V90L80 89L81 88V86H80ZM87 84V85H86ZM94 84H95V86H94ZM102 84V85H101ZM104 84V85H103ZM114 84V87H112V85ZM118 84V85H117ZM120 84V85H119ZM144 84V85H143ZM147 84V85H146ZM157 84V85H156ZM159 84H160V86H159ZM193 84V85H192ZM212 84V85H211ZM236 84H237V86H238V84H240L239 86H240V88H239V86L237 87L236 86ZM255 84H257V86H258V88H257V86H255ZM34 85H36L35 86V89H33L34 88ZM39 85H41V86H39ZM78 86V88H77V86ZM105 85H107L106 87L108 88H106V87H104ZM130 85H132L131 87H129ZM135 85H138V86H136L135 87ZM140 85V86H139ZM153 85V86H152ZM162 85V86H161ZM190 85V86H189ZM200 85V86H199ZM204 85V86H203ZM214 85V86H213ZM219 86V88H218V86ZM226 85V86H225ZM233 85V86H232ZM244 85H245V89L247 88V90H245L244 89ZM248 85V86H249ZM10 86V88H11V90L8 88ZM43 86H45V87H43ZM73 86V87H72ZM80 86V87H79ZM96 86H98L97 88H98V90H96V92H95V89H97L96 88ZM116 86V87H115ZM147 87V88H144V87ZM158 88H157V87ZM167 86H169V87H167ZM194 86V87H193ZM211 86L213 87L212 89H211ZM216 86V87H215ZM221 86H222V88H221ZM233 88H232V87ZM242 86H243V88H242ZM17 87V88H16ZM21 87H23L22 89H20ZM30 87V88H29ZM43 88V89H41V88ZM59 87V88H58ZM64 87H66L65 89L66 90H64ZM75 87V88H74ZM100 87V88H99ZM102 87H104V88H102ZM141 87V91L139 90V88ZM149 87V88H148ZM153 87H155V89L153 88ZM165 87H167V88H165ZM172 87V88H171ZM175 87V88H174ZM195 87H196V89H195ZM201 87V90H202V92H201V90L200 89H198V88H200ZM204 87V88H203ZM209 87V88H208ZM19 88V89H18ZM37 88V89H36ZM49 88V89H48ZM68 88H69V90H70V92L68 91ZM103 90H102V89ZM110 88H111V90H110ZM125 90H124V89ZM154 90H153V89ZM161 88H163V89H161ZM165 88V89H164ZM171 88V89H170ZM178 90H177V89ZM184 89V90H182V89ZM186 88L188 89L187 91H186ZM216 88H218V90L216 89ZM230 88V89H229ZM239 88V89H238ZM244 90H242V89ZM260 88V89H259ZM15 90L14 91V93H13V90ZM30 89H33V90H30ZM48 89V90H47ZM52 89H55V90H52ZM58 89V90H57ZM60 89V90H59ZM62 89V90H61ZM128 89V90H127ZM134 89V90H133ZM137 91H136V90ZM148 89V90H147ZM193 91H192V90ZM195 89V90H194ZM198 89V90H197ZM203 89H205V90H203ZM208 89L209 90H212V91H208ZM223 91H222V90ZM235 89H237V92L235 91ZM241 89V90H240ZM256 89V90H255ZM263 89V90H262ZM20 92H19V91ZM30 91V93H27V92H29ZM48 91V93L47 94H49V95H51L50 97H49V95H47L45 92L44 93H40V92H43V91ZM49 90H50V93H49ZM73 90V91H72ZM75 90V91H74ZM93 90H94V92H93ZM106 90V91H105ZM112 91V92H110V91ZM127 90V93H125V91ZM130 90H132L131 91V93H130ZM144 90V91H143ZM157 90V91H156ZM170 90H172V93L174 92V93H176V95L173 93V94H171V91ZM182 91V92H180V91ZM221 90V91H220ZM235 92H234V91ZM240 90V91H239ZM11 91V92H10ZM51 91H53V92H51ZM62 91V92H61ZM71 91L72 92H76V91H78L77 93H72V94H70L71 93ZM81 91V92H80ZM87 91V92H86ZM93 92V95L91 96V93ZM123 91V92H122ZM140 93H139V92ZM154 91H155V93H154ZM160 91V92H159ZM167 93V96L168 97H166V93ZM170 91V92H169ZM184 91H186L187 93H185ZM204 91V92H203ZM208 91V92H207ZM215 91V92H214ZM218 91V92H217ZM9 92H10V95H8L9 94ZM18 92L20 93V94H18ZM24 92H26V93H24ZM37 92V93H36ZM58 92V93H57ZM64 92H66V96L68 97V98H66V96H64ZM69 92V93H68ZM80 92V93H79ZM85 92V93H84ZM100 94H99V93ZM104 94H103V93ZM107 92H109V93H107ZM132 92H135V93H132ZM142 92V93H141ZM144 92V93H143ZM162 92V93H161ZM163 92H164V94H163ZM180 94H179V93ZM193 92H194V96H193ZM206 92H207V94H206ZM225 92V93H224ZM234 92V93H233ZM243 92V93H242ZM246 92H247V94H246ZM252 92V93H251ZM259 92H260V94H259ZM8 93V94H7ZM18 94V96H17V94ZM22 93V94H21ZM34 93H36V94H34ZM40 93V94H39ZM79 93V94H78ZM97 93V94H96ZM111 93V94H110ZM120 93V94H119ZM129 93V94H128ZM137 93V94H136ZM146 93V96L144 95ZM157 93V94H156ZM163 94V95H161V94ZM190 93V94H189ZM202 94V96H201V94ZM208 93H209V95H208ZM210 93H212V95L210 94ZM29 94H31V95H29ZM33 94V95H32ZM38 94V95H37ZM41 94H43V95H41ZM54 94V95H53ZM56 94V95H55ZM60 94V95H59ZM82 94V95H81ZM96 94V95H95ZM110 94V95H109ZM114 94V95H113ZM123 94V95H122ZM133 94H136V96L135 95H133ZM154 94V95H153ZM171 94V96L169 97V95ZM184 94V95H183ZM186 94V95H185ZM198 94V95H197ZM205 94V95H204ZM226 94H228V95H226ZM236 94H238V95H236ZM3 95H6V96H3ZM19 95H21V96H19ZM37 95V96H36ZM46 95H47V97H46ZM74 95H75V97H74ZM95 95V96H94ZM98 95V96H97ZM103 95H106V98H103V97H105V96H103ZM118 95V96H117ZM120 95H121V97H120ZM125 95H126V97L128 98H124L125 97ZM128 95V96H127ZM129 95H130V97H129ZM174 95V96H173ZM177 95L179 96V97H177ZM206 95H208L209 96V98H206ZM222 98H220L219 96ZM255 95H256V98H258V100H255L256 98H255ZM258 95V96H257ZM7 96L10 98L9 100H8V98H7ZM16 96L17 97H19V99H17L16 98ZM25 98H24V97ZM30 96H33V103L31 102L32 100L30 99L31 97ZM36 96V97H35ZM42 98H41V97ZM57 96V97H56ZM59 96V97H58ZM72 96V97H71ZM80 98H82V99H79V97ZM108 96V97H107ZM113 96V97H112ZM140 96L142 97V98H140ZM156 96V97H155ZM182 96V97H181ZM197 96V97H196ZM199 96V97H198ZM207 96V97H208ZM230 96H232V99L230 98ZM245 96V97H244ZM248 96V97H247ZM250 96V97H249ZM253 96H254V98H253ZM1 97H3V98H1ZM21 97V98H20ZM28 99H27V98ZM54 97V98H53ZM55 97L57 98V99H59V100H57V99H55ZM77 97V98H76ZM100 97H102L103 98V100H101L102 98H100ZM110 97H111V99H110ZM118 97H119V99H118ZM135 97L137 98V99H135ZM148 97H150V101H149V98ZM154 97V98H153ZM158 97H161V98H163V100L162 99H159ZM173 97V98H172ZM192 97V99L190 100V98ZM196 99H195V98ZM202 97V98H201ZM213 97V98H212ZM216 97V98H215ZM227 98V99H225V98ZM237 97V98H236ZM238 97H243V98H241V99H239ZM247 97V99H245ZM263 97V98H262ZM14 98V99H13ZM17 99V101H16V99ZM24 100H23V99ZM47 98H48V100L50 99L51 101H47ZM61 98H62V100H61ZM72 98V99H71ZM88 98V99H87ZM89 98L92 100V99H94L93 101H91V100H89ZM99 98V99H98ZM115 98L117 99L115 102H114V100H115ZM122 98V99H121ZM123 98H124V100H123ZM132 98L134 99V101L135 100H138V101H135V102H133V100H132ZM168 98H170L171 99V102H168V101H170V99H168ZM176 98V99H175ZM181 98H183V99H181ZM201 98V99H200ZM229 98V99H228ZM235 98V99H234ZM2 99H3V103H1L2 102ZM8 100V105H6L7 104V101H5V100ZM12 99V100H11ZM21 99L23 100V101H21ZM26 99V100H25ZM39 99V100H38ZM67 99V100H66ZM76 99H78V103H77V101H76V104H78V105H76V106H73V105H75L74 103L75 102H73V100L75 101ZM84 99H85V101H84ZM109 102H107L106 100ZM127 99V100H126ZM131 99V100H130ZM155 99V100H154ZM174 99V100H173ZM181 100V101H179V100ZM199 101H198V100ZM214 99V100H213ZM217 99H219V100H217ZM233 99H234V101L236 100V102H234L233 101ZM250 99H253L252 100V102H251V100ZM19 100V101H18ZM29 100V104H27V101ZM42 100H44V101H42ZM53 100L55 101V102H57L58 103V105H61L62 106V102L64 101V104H63V110H62V108H61V106H58L57 108L56 107H54V104H55V102H53ZM65 100L67 101V102H65ZM97 100H99V101H97ZM122 100V101H121ZM168 100V101H167ZM189 101V103H187L188 101ZM196 101V102H194V101ZM209 100V101H208ZM211 100H213V101H211ZM224 100V101H223ZM229 100V101H228ZM242 100V101H241ZM247 101V102H244V101ZM259 100H262V103H261V105H260V103H259ZM12 102L11 104H10V106H9V103L10 102ZM16 101V102H15ZM24 101H26V102H24ZM34 101H36V102H34ZM42 101V102H41ZM47 101V102H46ZM69 101V102H68ZM96 101V102H95ZM111 101V102H110ZM120 101V102H119ZM128 102V104H127V102ZM130 101H132L131 103H133V105H132V107L131 106H129V105H131V103H130ZM162 101V102H161ZM166 101V102H165ZM201 101V102H200ZM208 101V102H207ZM216 101V102H215ZM219 101V102H218ZM227 101V102H226ZM241 103H239V102ZM256 101H258V103L256 102ZM17 102L19 103V104H17ZM82 102V103H81ZM84 102V103H83ZM92 103V105L90 104V103ZM100 102V103H99ZM126 105V108L123 106L124 104ZM154 102H157V103H154ZM177 102V103H176ZM180 102V103H179ZM186 102V103H185ZM232 102V103H231ZM239 104H238V103ZM244 102V103H243ZM249 102V103H248ZM255 102V103H254ZM30 103H32V104H30ZM35 103H37V104H35ZM43 103V104H42ZM50 103H54L53 105L52 104H50ZM60 103V104H59ZM62 103V104H61ZM70 103H73V104H70ZM85 103H87V104H85ZM94 103H96V104H94ZM97 103H99V104H97ZM105 103H106V105H105ZM114 103H118L117 105L115 104V106H114ZM122 103V104H121ZM146 103H148L147 105H146ZM151 103V104H150ZM154 103V104H153ZM185 103V104H184ZM194 103V104H193ZM196 103V104H195ZM198 103V104H197ZM200 103H201V105H200ZM207 103H209V104H207ZM218 103V104H220V105H216V104ZM234 103V104H233ZM236 103V104H235ZM254 103V105H252V104ZM2 104H5L6 106L4 107V105H2ZM14 104H16L14 107H12V105H14ZM40 104H42V106L41 107H39V105ZM50 104V105H49ZM109 104H110V107H109ZM138 104V105H137ZM157 104V105H156ZM162 104V105H161ZM168 104V105H167ZM177 104V105H176ZM196 105V106H194V108H191V107H193V105ZM206 106H205V105ZM213 104H215V105H213ZM225 106H224V105ZM227 104V105H226ZM228 104H230V105H228ZM263 104V105H262ZM19 105V106H18ZM27 105V106H26ZM36 106V108H35V106ZM46 105V106H45ZM47 105H48V107H47ZM51 105H52V107H51ZM72 105V106H71ZM81 106L80 107V109H79V107L78 106ZM82 105H83V107H82ZM85 105V106H84ZM90 105V106H89ZM95 105V106H94ZM99 105V106H98ZM101 105V106H100ZM103 105V106H102ZM114 106V107H112V106ZM144 105H145V107H144ZM152 105V106H151ZM168 107H167V106ZM188 105V106H187ZM198 105L200 106V107H198ZM207 105H209V106H207ZM233 105H235V106H233ZM239 105V106H238ZM249 105V106H248ZM251 105V106H250ZM3 106V107H2ZM9 106V107H8ZM18 106V107H17ZM32 106H34V108L32 109ZM45 106V107H44ZM55 106H57V105H55ZM65 106V107H64ZM66 106H68V108L66 107ZM88 106V107H87ZM94 106V107H93ZM98 107V108H95V107ZM116 106H118V107H116ZM156 108H155V107ZM157 106H158V110H160L161 108H160V106L161 107H163V110L164 109H166V108H168V110L166 109V110H162L161 109V111H158L157 110ZM166 106V107H165ZM181 106V107H180ZM191 106V107H190ZM228 106H230V107H228ZM237 106V107H236ZM248 106V107H247ZM258 106H261V107H258ZM20 107V108H19ZM51 107V108H50ZM75 107H77V108H75ZM91 107V108H90ZM107 107H109V109L110 110H108V108ZM125 108V109H123V108ZM133 109L132 110V112L130 113V111H131V108ZM134 107V108H133ZM137 107V108H136ZM150 107V108H149ZM154 107V108H153ZM171 107V108H170ZM204 107V108H203ZM211 107L214 109V111H211ZM225 107V108H224ZM234 107H235V109H234ZM240 107H242V108H240ZM244 107V108H243ZM245 107H247V108H245ZM249 107H251V108H249ZM254 107V108H253ZM12 108V109H11ZM15 108V109H14ZM16 108H18V109H16ZM41 108V109H40ZM48 110L49 109V111L48 112H46L45 110ZM59 108H61L60 110H59ZM72 108H74V109H72ZM88 108H90V109H88ZM95 108V109H94ZM99 108L101 109V111L99 110ZM115 108V109H114ZM146 110H145V109ZM172 108H174V109H172ZM184 108V109H183ZM219 108V109H218ZM228 108V109H227ZM236 108H238V109H236ZM259 108V109H258ZM262 108H263V110H262ZM6 109V110H5ZM19 109L21 110V112H19ZM72 109V110H71ZM79 109V110H78ZM81 109H83V110H81ZM85 109L87 110V111H85ZM97 109V111H95ZM104 109H106L105 111H106V113H104L105 111H104ZM117 109H119V111L117 110ZM125 110L124 112H122V110ZM129 109V110H128ZM139 109V110H138ZM142 109V110H141ZM151 109V110H150ZM156 109V110H155ZM177 109H179V110H177ZM193 111H192V110ZM196 109L198 110V111H196ZM199 109H201V110H199ZM212 109V110H213ZM217 111H216V110ZM246 111H245V110ZM253 109H254V111H253ZM261 109V110H260ZM16 110V111H15ZM35 110V111H34ZM58 112H57V111ZM68 110V111H67ZM77 110H78V112L80 113H78L77 112ZM99 110V111H98ZM113 110V111H112ZM136 110V111H135ZM154 112H153V111ZM170 110H171V112H170ZM175 110L178 112V111H182V114H181V112L179 113V116H178V114H177V112H175ZM187 110H189V111H187ZM229 112H228V111ZM234 110H236L237 112H239V114L241 115V116H238L237 115V112L236 111H234ZM242 110H244V111H242ZM255 110H259L258 112L256 111V113H255ZM6 111L8 112L7 114H6ZM11 111V112H10ZM15 111V112H14ZM40 111H41V113H40ZM55 111V112H54ZM60 111H62V112H60ZM73 111V112H72ZM88 111H89V113H88ZM110 111L111 112V114H110V112L108 113V112ZM127 111V113H125ZM155 111H158V112H155ZM165 111L166 112H168L169 111V113H165ZM205 111V112H204ZM208 111H210V112H208ZM220 111H221V113H220ZM232 111H234V113L232 112ZM260 111H261V113H263V114H260ZM34 113V116H35V114L37 113V114H40L39 116L37 115V116H35L36 117V119H35V117L34 116H32L33 115V113ZM36 112V113H35ZM53 112V113H52ZM84 112H86L85 114H86V117H85V114H84ZM100 112H102L103 113V115L101 114V116H100ZM120 114H119V113ZM183 112L185 113V112H191L189 115L188 114H184L183 115ZM193 112V113H192ZM215 112V113H214ZM228 114H227V113ZM241 112V113H240ZM250 112V113H249ZM15 113V114H14ZM20 113H22L21 115H20ZM24 113H26L25 114V116H24ZM65 113H68L69 114V116L71 115V117H70V119H68L69 118V116H68V114H65ZM82 113V114H81ZM107 113H108V115H107ZM141 113H142V115H141ZM154 113H155V115H154ZM162 113H163V115H162ZM171 113V114H170ZM173 113V114H172ZM195 113H198V115L197 114H195ZM209 114V115H207V114ZM211 113V114H210ZM222 113H225V114H222ZM248 113L250 114V115H248ZM259 113V114H258ZM53 114V115H52ZM73 114H74V116H73ZM79 114V115H78ZM118 114V115H117ZM137 114V115H136ZM146 114V115H145ZM147 114H150V115H147ZM153 114V115H152ZM158 114H161L160 115V117H161V119H160V117H158ZM203 114V115H202ZM206 116H205V115ZM218 116H217V115ZM222 114V115H221ZM230 115L229 117L227 116V117H224L225 115ZM232 114H233V116H232ZM244 114H246V115H244ZM15 115V116H14ZM42 115H44V117H41ZM62 115H67V116H62ZM106 115V116H105ZM111 115H113L114 116V121H116L115 123H114V121H112V119H113V116H111ZM123 115V116H122ZM126 115H129V116H126ZM131 115H132V117H131ZM166 115H167V118H166ZM172 115V116H171ZM174 115H176V117L174 116ZM180 115L181 116H183V117H180ZM201 115H202V117H201ZM210 115H211V117H210ZM213 115V116H212ZM244 115V116H243ZM258 115V116H257ZM259 115L261 116L260 118H259ZM2 116V117H1ZM11 116L13 117V120H12V118H11ZM18 116H19V118H18ZM21 116V117H20ZM27 116H30V117H27ZM50 117V119H48L49 117ZM53 116V117H52ZM60 116V117H59ZM62 116V117H61ZM78 116H80V118H78ZM83 118H82V117ZM88 116V117H87ZM95 116V117H94ZM99 116V117H98ZM110 116L112 117V118H110ZM115 116H116V118L117 119H115ZM117 116H119V117H117ZM121 116V117H120ZM126 116V117H125ZM137 116V117H136ZM142 116H144V117H142ZM147 116H148V118H147ZM153 116V117H152ZM157 116V117H156ZM189 116V117H188ZM205 116V117H204ZM208 116V117H207ZM221 118H220V117ZM15 117V118H14ZM37 117H39V119L37 118ZM48 117V118H47ZM55 117V118H54ZM63 117H65V118H63ZM68 117V118H67ZM76 117V118H75ZM90 117V118H89ZM103 117V118H102ZM109 117V118H108ZM126 119H125V118ZM129 117V118H128ZM136 117V118H135ZM141 117V118H140ZM163 117L165 118L164 120H163ZM172 117V118H171ZM180 117V119H183L184 118V120H187V122L186 121H184V120H179L178 118ZM188 117V118H187ZM199 117V119H197V118ZM219 117V118H218ZM236 117V118H235ZM250 117V118H249ZM251 117H252V119L254 118V119H257V120H252V121H250V119H251ZM3 118V119H2ZM9 118V119H8ZM20 118L22 119V120H20ZM26 118H28V119H26ZM31 118H33V119H30ZM40 118H42L43 120H45V121H43L44 122V124H43V122H42V120L40 119ZM54 118V119H53ZM86 118V119H85ZM96 118V119H95ZM100 118V119H99ZM105 118V123H104V121H103V119ZM121 120H120V119ZM144 118V119H143ZM147 118V119H146ZM153 118V119H152ZM168 118H170V119H168ZM174 118H176V119H174ZM187 118V119H186ZM193 118V119H192ZM211 118V119H210ZM214 118H216L215 120H213ZM224 118V119H223ZM225 118H227L226 120H227V125H226V120H225ZM234 118L236 119V120H234ZM239 118L240 119H242V120H239ZM244 118V119H243ZM247 118H249V120H247ZM263 118V119H262ZM23 119H25V120H23ZM53 119V120H52ZM72 119H73V121L75 120V121H77L78 122V119H79V122H78V124H77V122H75L74 121V123H73V121H72ZM93 121H92V120ZM108 119H109V121H108ZM129 120V121H127L128 123H126L125 121L126 120ZM140 119V120H139ZM147 121H146V120ZM149 119V120H148ZM159 119V120H158ZM190 119V120H189ZM200 119H202L201 121H200ZM206 119H208V120H206ZM219 119L220 120H222V121H220L219 122ZM230 119V120H229ZM231 119H232V121H231ZM261 119V120H260ZM2 120V121H1ZM12 120V121H11ZM14 120H18V122L20 123H18V122H16V121H14ZM27 120V121H26ZM34 120H35V122H34ZM37 120H41L40 122L39 121H37ZM48 120V121H47ZM52 120V121H51ZM55 120H58L57 122H55ZM66 120H68V121H66ZM83 120H84V122H83ZM86 120H89V122L87 123V121ZM90 120H91V122H92V125H94V123H95V125L94 126H90L91 125V123H90ZM95 120V121H94ZM119 120V121H118ZM124 120V121H123ZM133 120V121H132ZM134 120H135V122L136 123H138V124H136V123H134ZM163 120V121H162ZM174 121V122H171V121ZM179 120V121H178ZM212 120V121H211ZM245 120L247 121V122H251L250 124L249 123H247V124H245L246 122H245ZM13 121H14V124H13ZM26 121V122H25ZM31 121V122H30ZM32 121H33V123H32ZM62 121H64V122H66V123H64V122H62ZM71 121V122H70ZM80 121L82 122V123H80ZM97 121L99 122V123H97ZM100 121H101V123H100ZM118 121V122H117ZM161 123H160V122ZM170 123H169V122ZM178 121V122H177ZM189 121V122H188ZM195 122V123H190V122ZM206 121V122H205ZM209 121H211L212 122V125L210 124V122ZM230 121V122H229ZM237 121V122H236ZM242 121V122H241ZM255 121H256V123H257V121H258V123H257V125H255L254 123H255ZM260 121V122H259ZM9 122V123H8ZM38 122V123H37ZM42 122V123H41ZM62 122V123H61ZM70 122V123H69ZM109 124H108V123ZM113 122V123H112ZM144 122V123H143ZM149 122V123H148ZM162 122H167L166 124H163L162 126H161V124H162ZM180 122H182L181 124H180ZM208 124L209 123V126H206V127H204V124ZM240 122V123H239ZM261 122H262V124H261ZM17 123V124H16ZM25 123H26V126L28 127V128H26V126H22V125H25ZM36 123H37V125H36ZM40 123H41V126H40ZM49 123V124H48ZM50 123H52V124H50ZM53 123H54V125H53ZM72 123H73V125L75 126V127H73L74 128V133H72ZM140 123V124H139ZM171 123H173V124H171ZM176 123V125H174ZM188 125H190V126H188ZM203 125H202V124ZM219 124L218 125V127H220L219 128V130H220V132H221V134H218L219 133V131H217V129H218V127H217V124ZM234 123H236V124H234ZM10 124H13V125H10ZM18 124L20 125V126H18ZM33 124H35L34 126H33ZM39 124V125H38ZM62 124H64V126L62 125ZM67 126H66V125ZM70 124V125H69ZM84 124H86V125H84ZM96 124H98V126H99V129H98V126L96 127ZM111 124H113L112 126H116V127H112L111 126ZM133 124V125H132ZM141 124H143V125H141ZM168 124V125H167ZM180 124V125H182L181 127H180V125L178 126V125ZM192 124H194V126H196V127H194V126H192L191 127V125ZM200 124V125H199ZM216 124V125H215ZM221 124H222V126H224L225 125V128L223 127V129H221ZM224 124V125H223ZM238 124V125H237ZM251 124L253 125L252 126V128H251ZM259 124V125H258ZM261 124V125H260ZM10 126V128H9V126ZM109 125H110V127L111 128H109ZM129 125V126H128ZM135 125V126H134ZM138 125V126H137ZM165 125V126H164ZM174 125V126H173ZM215 125V126H214ZM234 125V126H233ZM246 125V126H245ZM33 126V127H32ZM35 126H38L39 127V130H38V128L37 127H35ZM45 126H46V128H45ZM48 126V127H47ZM66 126V128H64ZM80 128H79V127ZM82 126V127H81ZM85 126H87V127H85ZM118 126H119V128H121V129H119L118 128ZM146 126V127H145ZM176 126V127H175ZM212 126V129H210V127ZM231 128L232 126V128L231 129H229V127ZM243 126V127H242ZM254 126H255V128H254ZM260 126V128H258ZM4 128H7V129H4V131H2ZM15 127H16V129H15ZM18 127H20V128H18ZM41 127V128H40ZM50 127V128H49ZM79 128V129H77V131H76V128ZM83 127H85V128H83ZM92 127H94V128H92ZM103 127H105L104 129H103ZM108 127V128H107ZM123 127V128H122ZM125 127H127V128H125ZM133 127V128H132ZM134 127H137V128H134ZM141 127H142V129H141ZM165 127V128H164ZM171 129H170V128ZM183 127V128H182ZM199 127V128H198ZM208 127V128H207ZM215 129H214V128ZM217 127V128H216ZM228 127V128H227ZM239 130V132H238V130L236 129V128ZM245 127H246V129H245ZM256 127H257V129H256ZM15 129V131H14V129ZM32 128V129H31ZM36 128V129H35ZM49 128V129H48ZM90 128H92V129H90ZM102 128V130L100 131V129ZM116 128V129H115ZM143 128H144V130H143ZM153 128H154V130H153ZM175 128V129H174ZM177 128V129H176ZM203 128H204V131H203ZM207 128V129H206ZM233 128H234V130H233ZM243 128V129H242ZM13 129V130H12ZM22 129H24V130H22ZM26 129H28V130H26ZM46 130V131H44L43 132V130ZM48 129V130H47ZM62 129H64V132H62L63 130ZM66 129V130H65ZM83 129V130H82ZM88 129V130H87ZM109 129V134H108V130ZM111 129H113V132H111L110 133V131H111ZM123 129V130H122ZM130 129V130H129ZM133 130V132H131L132 130ZM142 130V132H141V130ZM152 129V131H150ZM157 129V130H156ZM201 130V131H196V130ZM207 131H206V130ZM227 129L229 130V133H228V131H227ZM245 129V130H244ZM252 129H254V131L252 130ZM262 129V130H261ZM26 130V131H25ZM31 130V131H30ZM36 130H37V132L38 133H36ZM70 130V131H69ZM80 130V131H79ZM86 130V131H85ZM93 130V131H92ZM99 130V131H98ZM119 130V131H118ZM126 130H128V131H126ZM145 130H149V131H145ZM158 130H159V133H158ZM176 130H178V131H176ZM187 130V131H186ZM233 132V133H230L231 131ZM241 130V131H240ZM244 130V131H243ZM258 132H260V131H262V133L263 134H261V132L260 133H256L257 131ZM9 131V132H8ZM25 131V133H23ZM27 131H29V132H27ZM34 131V132H33ZM40 131H42V133L40 132ZM47 131H50V132H52V134L51 133H49V132H47ZM84 131V132H83ZM103 131H105V132H103ZM138 133H137V132ZM143 131H144V133H143ZM154 131V132H153ZM165 131H166V133H165ZM168 131H169V133H168ZM182 131V132H181ZM211 133H210V132ZM224 131V132H223ZM235 131H237V134H236V132ZM7 132H8V136H7ZM14 132V133H13ZM57 132H59V133H57ZM71 134H70V133ZM79 132H80V135H79ZM86 132H88V133H86ZM122 132V133H121ZM130 132V133H129ZM149 132H150V135H148L149 134ZM156 132V133H155ZM181 132V133H180ZM253 132V133H252ZM10 133H12V135L10 134ZM35 133L36 134H38V135H35ZM49 133V134H48ZM58 135H57V134ZM78 133V134H77ZM92 133V134H91ZM104 133H105V135H104ZM112 133H113V136H114V138H116V139H114L113 141H112ZM121 133V134H120ZM127 133V134H126ZM133 133V134H132ZM137 133V134H136ZM161 133V134H160ZM167 133L169 134V135H167ZM183 133V134H182ZM190 133V134H189ZM195 135H194V134ZM223 133V134H222ZM235 133V134H234ZM2 134H5V136L4 135H2ZM26 134V135H25ZM53 134H54V136H53ZM62 134V135H61ZM69 134V135H68ZM82 134V135H81ZM85 134H88V136L87 135H85ZM94 134H95V137H93L94 136ZM97 134H100V135H97ZM111 134V135H110ZM119 134V135H118ZM122 134H124V135H122ZM129 134H130V136H129ZM131 134H132V137H131ZM155 134H157V135H155ZM225 134V135H224ZM227 134V135H226ZM255 134V135H254ZM257 134V135H256ZM22 135H23V138H22ZM25 135V136H24ZM29 135V136H28ZM48 135H49V137H48ZM52 135V136H51ZM68 135V136H67ZM108 135V136H107ZM116 135V136H115ZM138 135V136H137ZM141 135V136H140ZM152 135V136H151ZM165 135V136H164ZM181 135V136H180ZM186 135V136H185ZM206 135V136H205ZM207 135L209 136V137H207ZM213 135V136H212ZM217 135H218V137H217ZM222 135V136H221ZM231 135V136H230ZM238 135V136H237ZM239 135H241L240 137H239ZM13 137V138H10V137ZM26 136H27V138H26ZM38 136V137H37ZM40 136V137H39ZM50 136H51V139H50ZM75 136V137H74ZM77 136V137H76ZM78 136H79V138H78ZM81 136V137H80ZM85 136V138H83ZM92 137V139H94V141L93 142H91L90 141V138ZM112 136V137H111ZM126 136V137H125ZM128 136V137H127ZM137 137V138H135V137ZM155 136H157V138L155 137ZM160 136V137H159ZM164 136V137H163ZM177 136H179L178 138H177ZM205 136V137H204ZM227 136H228V138L230 139H228L227 138ZM235 136V137H234ZM258 136V137H257ZM259 136H260V138H259ZM7 137V138H6ZM15 137H17V138H15ZM19 137H20V139H19ZM32 137V138H31ZM34 137V138H33ZM58 137H60V138H64V140L65 139H67V140H65V142H64V140H59L60 138H58ZM89 139H87V138ZM100 137H103L102 139L100 138ZM109 137H110V139H109ZM122 137V138H121ZM127 139V141H126V139ZM140 137V138H139ZM141 137H142V139H141ZM153 137V138H152ZM168 139H167V138ZM189 137H194V138H189ZM211 137H212V139H211ZM217 137V138H216ZM225 139H224V138ZM1 138H3V139H1ZM45 138H46V142L44 141L45 140ZM49 139V141H48V139ZM52 138H53V140H52ZM74 138V139H73ZM98 138V139H97ZM105 138V139H104ZM108 138V139H107ZM139 138V139H138ZM154 138H155V141H154ZM158 138H160V139H158ZM170 138V139H169ZM181 140H180V139ZM189 138V139H188ZM198 138V139H197ZM207 138H209V139H207ZM226 138H227V140L228 141H230V142H228L227 140H226ZM232 138V139H231ZM256 138V139H255ZM262 138V139H261ZM11 139H12V144H11V142L9 143V141H11ZM16 139H18V140H16ZM27 139H29V141L27 140ZM30 139H31V141H30ZM37 139H38V141H37ZM57 139H58V141H57ZM73 141H72V140ZM91 139V140H92ZM125 139V140H124ZM131 139V140H130ZM132 139H134V140H132ZM150 139V140H149ZM151 139H153V141L151 140ZM163 139H165V140H163ZM173 139H174V141H173ZM179 140V142H178V140ZM190 139L192 140L191 142H190ZM214 139V140H213ZM238 139V141H236ZM246 141H244V140ZM246 139H250L249 141L248 140H246ZM257 140L256 141V143L257 144H253L252 142H255V140ZM3 140H5L4 142H7L8 144H9V146H8V144H4L3 143ZM9 140V141H8ZM15 140V141H14ZM22 140V141H21ZM35 140V141H34ZM51 140V141H50ZM77 140V141H76ZM85 140H87V142H85ZM101 140L103 141V142H101ZM107 140V141H106ZM110 140V141H109ZM129 140V141H128ZM141 140H143V142L141 141ZM146 140H148V141H146ZM198 140V141H197ZM221 140V141H220ZM226 142H225V141ZM242 140V141H241ZM251 140H252V142H251ZM254 140V141H253ZM24 141V142H23ZM26 141V142H25ZM34 141V142H33ZM40 141H41V143H40ZM47 141H48V143H47ZM61 141H63L62 143H61ZM70 141V142H69ZM109 141V142H108ZM136 141V143L134 144V142ZM144 141H146V143L148 142H151V143H147V145H150V146H147L146 145V143L144 142ZM158 141H159V144H158ZM161 141V142H160ZM177 141V142H176ZM190 143H189V142ZM217 141H218V143L220 144H218L217 143ZM233 141H235V142H233V144H232V142ZM16 142H19V143H16ZM42 142H44V144H42ZM53 142V143H52ZM58 142H60V146H59V143ZM67 142H68V144H67ZM78 142H79V144H78ZM108 142V143H107ZM116 142H119V145H121V146H123V147H125L127 144L129 145V146H127V147H125L124 149L122 148V147H120L119 145H116V144H118V143H116ZM128 142V143H127ZM140 142H142L143 144H145V145H143V144H141ZM166 142H167V144H166ZM181 142V143H180ZM203 143L204 144V147H203V144H200L199 145V143ZM211 142H212V144H211ZM224 142L225 143H227V144H224ZM240 142H242V144L240 143ZM250 142V143H249ZM21 143L23 144V145H21ZM32 143V144H31ZM39 144V147H38V144ZM55 143H57L56 145H55ZM64 143H66L67 145H65ZM77 143V144H76ZM102 143V144H101ZM105 143V144H104ZM138 143H140L139 145H138ZM155 143V144H154ZM170 143V144H169ZM187 143V144H186ZM188 143H189V145H188ZM197 143H198V145H197ZM216 143V144H215ZM223 143V144H222ZM231 143V144H230ZM235 143V144H234ZM246 144V146H244L245 144ZM248 143V144H247ZM251 143L253 144L252 146H250L249 147V145H251ZM2 144L4 145V146H2ZM20 144V145H19ZM25 144H27V145H25ZM31 144V145H30ZM34 144V145H33ZM46 144V145H45ZM131 144V145H130ZM163 144V145H162ZM175 144V145H174ZM182 144V145H181ZM192 144V145H191ZM196 145L195 146V150H197V155H196V151L194 150V147H193V145ZM207 144V146H205ZM210 144V145H209ZM236 144H239V146L237 145L236 146ZM244 144V145H243ZM6 145H7V147H6ZM13 145H18V146H13ZM32 145H33V147H32ZM37 145V146H36ZM49 145H50V147H49ZM51 145H53V146H51ZM61 145H63L64 146V148H63V150H62V147L63 146H61ZM77 145V146H76ZM85 145H86V147H85ZM98 145V146H97ZM103 146V147H99V146ZM104 145H107L106 147L104 146ZM116 145V146H115ZM125 145V146H124ZM142 145V146H141ZM153 145V146H152ZM159 146V147H157V146ZM167 145L169 146V147H167ZM172 145H174V147H172ZM178 146V148H177V146ZM180 145V146H179ZM185 146V148L186 149H184V146ZM226 145V146H225ZM229 145H231V146H229ZM233 145H234V147H233ZM257 145H258V147H260V148H258L257 147ZM14 148H13V147ZM24 146H26V147H24ZM35 146V147H34ZM55 146H58V148H56ZM75 148V150H74V148ZM89 146V147H88ZM113 146H115V148L113 147ZM119 147V149H116V148H118ZM130 146H132V147H130ZM157 148H156V147ZM166 146V147H165ZM188 146V147H187ZM241 146V147H240ZM245 148H244V147ZM254 146H255V148H254ZM4 147V148H3ZM9 147V148H8ZM12 147V148H11ZM48 147V148H47ZM54 147H55V149H54ZM61 147V148H60ZM68 147V148H67ZM77 147V148H76ZM79 147V148H78ZM83 147H85V148H83ZM88 147V148H87ZM97 147V148H96ZM111 147V148H110ZM114 149H113V148ZM153 147V148H152ZM155 147V148H154ZM160 147H161V149H160ZM173 149L172 151H171V148ZM199 147H200V149H199ZM217 147V149H215ZM219 147V148H218ZM221 147H223V148H221ZM237 147L239 148V149H237ZM38 148V150L40 151H37L36 150V152H35V149H37ZM44 148V149H43ZM47 148V149H46ZM69 148H71V150L69 149ZM95 148V149H94ZM99 148V149H98ZM103 148V149H102ZM105 148V149H104ZM134 148H135V151H134ZM138 148H139V153H138ZM167 148V149H166ZM183 148V149H182ZM187 148H188V150H187ZM212 150H211V149ZM236 148V149H235ZM247 148V149H246ZM250 148H253V150H255V152L257 153V151H259L256 155L257 156H254L255 155V152L253 151V153H249V152H252V151H250V150H252V149H250ZM10 149H11V151H10ZM20 149V150H19ZM26 149V150H25ZM28 149V150H27ZM41 149H43V150H41ZM48 149H50V152H48L49 150ZM62 150V151H60V150ZM76 151V149H78L79 150V152H75V154L77 155V157L76 156H74V158H73V153H74V151ZM83 149H85L84 150V152L82 151ZM88 149V153L86 152V150ZM89 149H91V150H89ZM108 149V150H107ZM110 149V150H109ZM113 150V152H111L112 150ZM128 149V150H127ZM136 149H137V153H136ZM149 149V150H148ZM151 149H152V151H151ZM154 149V150H153ZM163 149V150H162ZM179 149H181L180 151H179ZM208 149V151H206ZM211 151H210V150ZM220 149H221V151L223 152L222 154H223V156L221 157V156H219V155H222L221 154V151H220ZM226 150L225 152L223 151V150ZM231 149H232V151H231ZM250 149V150H249ZM258 149V150H257ZM8 150V151H7ZM19 152V154H18V152ZM24 150V151H23ZM46 150V151H45ZM51 150H52V152H51ZM55 150V152H53ZM66 150V151H65ZM96 150H98V151H96ZM100 150V151H99ZM116 150V151H115ZM124 150V151H123ZM158 150V151H157ZM170 150V151H169ZM185 150V151H184ZM202 152H201V151ZM236 150V151H235ZM246 150H248V151H246V153H249L250 155L249 156H251L252 157V155L254 156V160H252V159H250V157L248 158V154H246L245 153V151ZM4 151V152H3ZM26 151V152H25ZM43 151V154H41V152ZM64 151V152H63ZM69 151H72L71 152V154L69 153ZM82 151V152H81ZM92 151V152H91ZM122 151V153H125V154H123L122 155V153L120 154L121 156H119V153ZM164 153H163V152ZM195 151V152H194ZM261 151V152H260ZM263 151V152H262ZM6 152V153H5ZM7 152H10V154L8 153V156H7ZM15 152H17V153H15ZM21 152H23L22 154H20ZM33 152V153H32ZM60 153V155H59V153ZM67 152H68V154H67ZM90 152V153H89ZM101 155V157H98L99 156V154ZM100 152H102V154H103V152H105L103 155L100 153ZM111 152V153H110ZM115 152V153H114ZM150 153V154H148V153ZM153 153V155H151L152 153ZM161 152L163 153V155L161 154ZM171 152V153H170ZM199 152V153H198ZM215 152V153H214ZM220 152V153H219ZM243 152H244V155L242 156V154H243ZM1 153H3V154H1ZM13 153V154H12ZM38 153V154H37ZM46 153V154H45ZM49 153V154H48ZM58 153V154H57ZM65 154V156H64V154ZM82 153V155H79V154H81ZM85 153V155H84V157H83V154ZM108 153H109V155H108ZM127 153V154H126ZM130 153H132L133 155L135 154V155H137V156H135L134 155V158H132L133 157V155H131ZM142 153V154H141ZM146 153V154H145ZM166 153H167V155H166ZM184 153V154H183ZM187 153V154H186ZM210 153V154H209ZM211 153H213V154H211ZM225 153V154H224ZM232 153V155H230ZM234 153V154H233ZM238 153V154H237ZM6 154V155H5ZM27 154V155H26ZM31 156H30V155ZM61 154H62V156H61ZM89 154V155H88ZM91 154V155H90ZM92 154H95L94 155V157L93 158H91L92 157ZM107 154V155H106ZM113 154V155H112ZM149 155V156H147V159H146V155ZM182 154H183V156H182ZM186 154V155H185ZM192 155V156H189V155ZM205 154V155H204ZM206 154H207V156H206ZM226 154H228V155H226ZM260 154H262V156L260 155ZM23 155V156H22ZM38 155V156H37ZM54 157H53V156ZM68 155V156H67ZM88 155V156H87ZM116 155H117V157H116ZM166 155V156H165ZM169 155H171V156H169ZM176 155H178V157L176 156ZM200 155H203V156H205V157H203L204 159L203 160H205L206 158V160L205 161H203V160H201V156ZM212 155V156H211ZM247 157H246V156ZM259 155V156H258ZM14 156H15V158H14ZM17 156V157H16ZM20 156V157H19ZM27 158H26V157ZM35 156V157H34ZM37 156V157H36ZM57 156V157H56ZM64 156V157H63ZM69 156L70 157H72L71 159H74L73 161L69 158ZM89 156H90V158H89ZM108 156V157H107ZM114 156H115V158H114ZM126 156V157H125ZM130 156H132V157H130ZM140 157V159H138L139 157ZM152 156V157H151ZM181 156V157H180ZM187 156V157H186ZM194 156H198L197 157V159L194 157ZM213 156H214V158H213ZM227 156V157H226ZM232 156H234V157H232ZM238 156V157H241V158H238L237 157V159H242L243 157H245V158H247V160H246V162H245V158H243L241 161L242 162H245V163H243V165L241 166V164H242V162H241V164L239 165V163H240V161L239 160H235L236 159V157ZM8 157V158H7ZM9 157H10V159H9ZM22 158L21 159V161H20V159H17V158ZM25 157V158H24ZM29 157H30V159H29ZM32 157L34 158V160L32 159ZM50 157V158H49ZM79 157V158H78ZM85 157H86V160H84L85 159ZM106 157V158H105ZM128 157H130V158H128ZM143 157V158H142ZM145 157V158H144ZM149 157H151L152 158V160H151V158L149 159ZM164 157V158H163ZM168 157V158H167ZM176 157H177V159H176ZM184 157V158H183ZM190 157V158H189ZM192 157H194L193 159H192ZM211 157H212V159H211ZM259 157V158H258ZM6 158V160H4ZM12 158V159H11ZM16 159L15 161H14V159ZM24 158V159H23ZM37 158V159H36ZM40 160H39V159ZM41 158H42V160L43 161H45V162H43L42 160H41ZM49 158V159H48ZM55 158V159H54ZM59 158V159H58ZM61 158V159H60ZM63 158H64V160H66V158L68 159L69 158V160H66V161H64L63 160ZM83 159L82 161H83V163H85V165L86 164H89L90 163V166L88 167L87 165L86 166H84L83 165V163L81 162V159ZM101 158V159H100ZM111 158V159H110ZM119 159V161L117 160V159ZM121 158H123V160L121 159ZM125 158V159H124ZM154 158V159H153ZM187 158V159H186ZM189 158V159H188ZM224 158V159H223ZM225 158H226V161H225ZM232 158V159H231ZM253 158V157H252ZM27 159V160H26ZM47 159H48V161H47ZM76 159H77V162L79 161L78 159H80V161L78 162V163H76ZM94 159H96V160H94ZM98 159V160H97ZM128 159V161L126 162V160ZM130 159V160H129ZM133 159L135 160V161H133ZM142 159V160H141ZM146 159V160H145ZM149 159V160H148ZM158 159V160H157ZM161 159H163L162 161L164 162H161ZM171 159H172V161H171ZM195 159V160H194ZM201 160V162L199 163L198 161L199 160ZM217 159V160H216ZM249 159H250V162H249ZM258 159H259V161H258ZM4 160V161H3ZM23 160V161H22ZM36 160H39L40 162L42 161L43 163H38L39 161H36ZM59 162H58V161ZM61 160H63V162L61 161ZM87 160H88V162H87ZM93 160L95 161V162H93ZM101 160V161H100ZM111 160H112V163H111ZM116 162H115V161ZM140 160H141V162H140ZM160 160V161H159ZM167 160V161H166ZM190 160V161H189ZM193 160V161H192ZM233 160V161H232ZM262 160V161H261ZM3 161V162H2ZM7 161V162H6ZM11 161V162H10ZM28 161H29V163H28ZM33 161H35V163L33 162ZM47 161V162H46ZM50 161V162H49ZM60 161H61V163H62V165H61V163H60ZM70 161V162H69ZM85 161V162H84ZM97 161V162H96ZM98 161L100 162V163H98ZM110 161V162H109ZM143 161H146V164H145V162H143ZM158 161V163H155V162H157ZM169 161V163H167ZM176 161H180L179 163L178 162H176ZM185 161V162H184ZM194 161H196V162H194ZM203 161V162H202ZM207 161V162H206ZM221 161H222V163H221ZM224 161V162H223ZM229 161H231L232 162V164H231V167L233 168H231V167H229L230 166V164H229ZM237 163H236V162ZM255 161V162H254ZM10 162V163H9ZM18 162L20 163V165H18ZM48 162L50 163V164H48ZM53 162V163H52ZM56 164H55V163ZM72 163L71 164V168L73 169L74 168V164H75V168L73 169V171H72V169L71 168H69L68 169V167H70V164H66V163ZM82 163V164H79V163ZM122 162V163H121ZM147 162H148V164H147ZM175 162V163H174ZM191 162H193V164H190ZM206 162V163H205ZM212 162H214L216 165L214 166V163L212 164ZM220 162V163H219ZM235 164H234V163ZM239 162V163H238ZM249 162V163H248ZM263 162V163H262ZM4 163V164H3ZM6 163H7V165H6ZM9 163V164H8ZM12 163H13V165H12ZM16 163V164H15ZM24 163V164H23ZM31 163V164H30ZM47 163V165H49V167L51 166V169L53 168H55L53 171H51V169L50 168H48L47 167V165L46 166H44L45 164ZM63 163H65L64 164V166H63ZM121 163V164H120ZM125 163H126V165H125ZM132 163H133V165H132ZM145 165H147V166H145ZM150 163V164H149ZM172 163V164H171ZM174 163V164H173ZM177 163H178V165H177ZM195 163V164H194ZM203 163V164H202ZM210 163V164H209ZM254 163V164H253ZM26 164L28 165V166H26ZM35 164V165H34ZM42 164H43V166H44V168L45 167H47V168H43V169H41L40 167H42ZM58 164L59 165H61L62 166V169H60L61 167L60 166H58ZM95 164H97V165H95ZM107 164H109V166H107ZM120 164V165H119ZM129 164V165H128ZM135 164V165H134ZM138 164V165H137ZM152 164V165H151ZM156 164V165H155ZM159 164V165H158ZM187 164V165H186ZM200 164H201V166H200ZM204 164H206L205 166H204ZM220 164V165H219ZM236 164H238V165H236ZM258 164V165H257ZM9 165V166H8ZM55 165H57L58 167H55ZM79 167H78V166ZM91 165H95L94 167L93 166H91ZM118 165H119V167H118ZM140 165V166H139ZM154 165H155V167H154ZM166 165V166H165ZM170 165V166H169ZM171 165H173V166H175L174 168H173V166H171ZM179 165H181V166H179ZM190 165V166H189ZM207 165H210V166H207ZM264 165V164H263ZM10 166H11V168H10ZM22 166V167H21ZM25 166V167H24ZM38 166H39V172H38ZM82 166V167H81ZM122 166V167H121ZM126 168H125V167ZM129 166V167H128ZM149 166H150V168L151 169H149ZM152 166V167H151ZM160 166V167H159ZM163 166V167H162ZM177 166H179V167H177ZM183 166V168H181ZM195 166V168H193V170H192V167H194ZM198 166V167H197ZM207 166V167H206ZM260 166V167H259ZM3 167V168H2ZM8 167H9V169H8ZM13 167V168H12ZM19 169H18V168ZM27 167V168H26ZM65 167H67V168H65ZM81 167V168H80ZM87 167V168H86ZM92 167H93V170H92ZM101 167V168H100ZM106 168V169H104V168ZM117 167V168H116ZM131 167V168H130ZM134 167H135V170H136V172H137V174L135 173L134 174V172L135 171H133L132 169H134ZM136 167H137V169H136ZM142 169H141V168ZM143 167H145L147 170H145V168L143 169ZM170 167V168H169ZM211 167V168H210ZM216 167V168H215ZM227 167H229L230 168V170L231 171H229V168H227ZM259 167V168H258ZM17 168V169H16ZM30 169V171H29V169ZM83 168V169H82ZM111 168H114L115 170H112ZM120 168V169H119ZM159 168H161L160 169V171H159ZM168 168V169H167ZM187 168H188V170H187ZM197 168H199V169H197ZM202 168V169H201ZM204 168L206 169V168H208L207 170H204ZM212 168H214L215 169V171H217V172H215L214 171V169H212ZM217 168H219L220 169V171H219V169L218 170H216ZM225 168H227V169H225ZM239 168V169H238ZM262 168V169H261ZM8 169V170H7ZM12 169V170H11ZM26 169H28V171L26 170ZM31 169H33V170H31ZM34 169H36V170H34ZM84 169H85V173L83 172L84 171ZM96 169V170H95ZM102 170V173L100 172L101 170ZM129 169V170H128ZM141 169V170H140ZM154 169V170H153ZM157 169H158V171H157ZM162 169H164V170H162ZM166 169L168 170V172L166 171ZM176 169V170H175ZM181 169V170H180ZM184 170V172H183V170ZM199 170V172L197 171V174H193V173H196L195 172V170ZM256 171H255V170ZM5 170H7V171H5ZM10 170V171H9ZM25 170V171H24ZM41 170V171H40ZM46 170V171H45ZM47 170H49V171H47ZM60 172L61 171V173H62V171L64 170V171H66V173L67 174H70V175H64L65 173H62V174H60V173H58V171ZM68 170V171H67ZM77 170V171H76ZM83 170V171H82ZM94 170L95 171H97L98 170V172H96L97 173V176H95L94 174H93V172H94ZM111 170V171H110ZM138 170L139 171H141V172H138ZM145 170V171H144ZM150 172H149V171ZM170 170V171H169ZM180 170V171H179ZM190 170V171H189ZM211 170V171H210ZM228 170V171H227ZM238 171V176H237V171ZM258 170V171H257ZM260 170V171H259ZM27 171V172H26ZM34 171V172H33ZM45 171V172H44ZM56 171H57V173H56ZM63 171V172H64ZM72 171V172H71ZM81 171V172H80ZM92 171V172H91ZM120 171V172H119ZM124 171V172H123ZM127 171H129L128 173H127ZM156 171V172H155ZM166 171V173L168 174H165L164 172ZM172 171H173V173L175 172H178L179 171V173H178V175H174L173 176V173H172ZM187 171H189V172H187ZM191 171H194V172H191ZM203 171V172H202ZM205 171H206V173H205ZM234 171V172H233ZM240 171V172H239ZM263 171V172H262ZM6 172V173H5ZM11 172V173H10ZM17 172V173H16ZM20 172V173H19ZM31 172V173H30ZM38 172V173H37ZM41 172H43L44 173V175H43V173H41ZM51 172H53V173H51ZM75 172V173H74ZM81 174H80V173ZM86 172H87V174H86ZM105 174H107V175H105ZM119 172V173H118ZM126 172V173H125ZM143 172V173H142ZM145 172V173H144ZM146 172H148L147 174H146ZM170 172V173H169ZM226 174H224V173ZM227 172L229 173L228 175H227ZM258 173L259 175H257L256 173ZM8 173V174H7ZM27 173V174H26ZM34 175H33V174ZM39 173H41V175H43V177L42 176H40L39 177ZM72 173V174H71ZM74 173V174H73ZM92 173V175H89V174H91ZM95 173V172H94ZM95 173V174H96ZM113 173V174H112ZM122 173H124V174H122ZM131 173H133V174H131ZM157 173H159V174H157ZM172 173V176H170L169 174H171ZM182 173V174H181ZM216 173H218V174H216ZM221 173V175H219ZM236 173V174H235ZM249 173V174H248ZM250 173H251V175H250ZM253 173V174H252ZM6 176H5V175ZM26 174V175H25ZM29 174H31V176L29 175ZM36 174H39V175H36ZM45 174L47 175V176H45ZM56 174H58V175H56ZM82 174H84V176H82ZM108 174H110L109 176H108ZM115 174V175H114ZM152 176H151V175ZM155 174V175H154ZM208 174V175H207ZM235 174V175H234ZM256 176H255V175ZM13 175V176H12ZM17 175V176H16ZM36 175V176H35ZM49 175H51L50 177H49ZM74 176V178H73V176ZM93 175L95 176V178L93 177ZM99 175H100V177H99ZM126 175V176H125ZM139 175V176H138ZM150 175V176H149ZM162 175V176H161ZM16 176V177H15ZM22 176H24V177H22ZM26 176H28V177H26ZM53 176V177H52ZM57 177V178H54V177ZM63 176H64V178H63ZM67 176V177H66ZM75 176L77 177V179L75 178ZM90 176V177H89ZM106 176H107V178H106ZM116 176V177H115ZM119 176V177H118ZM129 178H128V177ZM167 176H169V180L167 181V179H168V177L166 178ZM181 176H183V178L181 177ZM199 176V177H198ZM213 176V177H212ZM220 177V179H219V177ZM221 176H222V179H221ZM229 176V177H228ZM258 176V177H257ZM260 176H262L263 177V180H262V178L260 177ZM34 177H35V179H34ZM47 177V178H46ZM52 177V178H51ZM61 177V178H60ZM85 178V180H84V182H86L85 184H84V182H83V180L82 179H79V178ZM113 177V178H112ZM134 177V178H133ZM142 177H145V179L143 180V178ZM157 177H159V178H157ZM171 177L173 178V179H171ZM175 177H179L178 178V180L179 181H177V178H175ZM189 177H191V179H188V181H187V178H189ZM193 177V178H192ZM208 177V178H207ZM227 179V180H225V178ZM228 177V178H227ZM233 177V179L231 180V178ZM235 177V178H234ZM253 177V178H252ZM261 179H260V178ZM33 180H32V179ZM37 178H39V179H37ZM49 178H51V179H49ZM83 178V179H84ZM104 178V179H103ZM110 178V179H109ZM122 178L124 179V180H122ZM127 180H126V179ZM152 178V179H151ZM181 178L183 179V181H181ZM213 178V179H212ZM239 178V180H237ZM259 178V179H258ZM20 179V180H19ZM24 179H26V180H24ZM32 180V182L30 181V180ZM46 180V181H44V180ZM64 179H66V180H64ZM69 179V180H68ZM112 179H113V181H112ZM131 179V180H130ZM134 179H135V181H134ZM140 179H141V181H140ZM148 179V180H147ZM153 179H155V180H153ZM193 179V180H192ZM197 179V180H196ZM200 179H202V180H200ZM207 180V182L205 181V180ZM218 179H219V181L221 180H223L222 182L220 181V182H218ZM14 182H13V181ZM57 180V181H56ZM73 180H75V181H73ZM77 180H78V182H77ZM91 180L92 181H94L95 183H97V184H95L94 182H91ZM96 180H99V182L98 181H96ZM114 180L117 182H114ZM129 180V181H128ZM159 180V181H158ZM170 180H173L174 181V183H173V181L171 182ZM210 180V181H209ZM211 180H213V181H211ZM215 180V181H214ZM225 180V181H224ZM248 180V181H247ZM259 180H262V181H259ZM17 181V182H16ZM36 182V183H34V182ZM50 183H49V182ZM53 181V182H52ZM59 181H61V182H59ZM69 181H71L70 183H69ZM105 182V184H104V182ZM145 181V182H144ZM148 181H150V183L148 182ZM151 181H153V182H151ZM155 181V182H154ZM163 181V182H162ZM180 181H181V183H182V185L180 184ZM191 181H193V182H191ZM226 181H227V184H224V182L226 183ZM238 181V182H237ZM252 181V182H251ZM4 182V183H3ZM8 182H10V183H8ZM12 182V183H11ZM23 182V183H22ZM37 182H38V184H37ZM42 182L44 183V184H42ZM55 182V183H54ZM65 182V183H64ZM73 182H75V184L77 183L78 185L80 184L81 186H78L77 184L75 185V184H73ZM82 182V183H81ZM101 182H102V184H101ZM112 182H113V184H112ZM120 184H119V183ZM128 182L130 183V184H128ZM148 183V185L147 184H145V183ZM167 182V183H166ZM176 182V183H175ZM186 182V183H185ZM191 182V183H190ZM211 182V183H210ZM212 182H214V183H212ZM233 182V183H232ZM249 182H251L252 183V185H251V183L249 184ZM255 182V183H254ZM259 182V183H258ZM39 183H41V185L39 184ZM48 183V184H47ZM60 183V184H59ZM92 183V184H91ZM107 183V184H106ZM138 183H140V184H138ZM152 183H154V184H152ZM157 183H159V184H157ZM169 183V184H168ZM185 183V184H184ZM197 183H198V187H200V188H198V187H196L197 186ZM211 184L210 186H209V184ZM223 183V184H222ZM242 183V184H241ZM256 183H257V186H256ZM261 183V184H260ZM18 186L19 185V187H18V190L19 191H16L17 189V187H15L16 185ZM52 184V185H51ZM56 184V185H55ZM69 184V185H68ZM83 184V185H82ZM99 184V185H98ZM104 184V185H103ZM110 184L112 185V187H114V188H112L111 186H110ZM136 184L137 185H141V186H139V187H137L136 186ZM145 184V185H144ZM161 184V185H160ZM178 184V185H177ZM195 184H196V186H195ZM208 184V185H207ZM217 184V185H216ZM225 187V188H227L226 190H224V193H225V191H226V193L224 194L223 192H221V191H223V189H225L222 185ZM231 186H230V185ZM239 184V185H238ZM247 184H249V185H247ZM259 184H260V186H259ZM9 185V186H8ZM14 185V186H13ZM32 185V186H31ZM38 185V187H36ZM68 185V186H67ZM70 185H71V187H70ZM74 185V186H73ZM105 186V187H103V186ZM121 185L123 186V187H121ZM124 185H125V187H124ZM129 185V186H128ZM151 185V186H150ZM160 185V186H159ZM162 185H164V187H166V186H168L169 185V187H166V189L162 186ZM176 185V186H175ZM227 185V186H226ZM229 185V186H228ZM255 185V186H254ZM263 185V186H262ZM21 186V187H20ZM26 186H28V187H30V188H27ZM41 186V187H40ZM43 186L45 187V188H48V189H44L43 188ZM55 186L56 187H60V189H59V187L58 188H55ZM64 186V187H63ZM78 186V189L77 188H75V189H77V190H75L74 191V187H77ZM116 186V187H115ZM134 186H136V187H134ZM178 186H180L179 188H178ZM195 186V187H194ZM234 186H235V189H234ZM244 186H249V189H248V187L246 188V189H244ZM253 186V189L255 188V190H253L251 187ZM10 187V189H8ZM12 187V188H11ZM81 187H83V189L81 188ZM86 187V188H85ZM101 187H102V192L100 191L101 190ZM109 187V188H108ZM110 187L112 188V191H113V189H114V192L116 193V197H114L115 196V193L114 192H112V191H110L111 189H110ZM128 187H130V188H128ZM132 187H134V189L132 188ZM152 187H154V189L152 188ZM170 187H171V189H170ZM176 187V189L175 190H173L174 188ZM211 187H213V188H211ZM223 189H222V188ZM231 187V188H230ZM238 189H237V188ZM262 187V188H261ZM41 188V189H40ZM49 188H50V190H49ZM62 188H65V189H63L64 191H62ZM87 188H88V190H87ZM100 188V189H99ZM106 190V189H108V190H104V189ZM118 188V189H117ZM125 189V190H123V189ZM138 188V189H137ZM147 188V190H145ZM162 188V189H161ZM170 190H169V189ZM193 188H194V190H193ZM196 188V189H195ZM206 189L207 191H205V190H203V189ZM221 188V189H220ZM231 190H230V189ZM240 188V189H239ZM259 190V191H257V189ZM13 189V190H12ZM15 189V190H14ZM23 189H24V192H22L23 191ZM26 189H27V191H26ZM39 189V190H38ZM44 189V190H43ZM56 189H58L60 192H58V190H56ZM117 189V190H116ZM131 189V190H130ZM133 189V190H132ZM143 189V190H142ZM157 189V190H156ZM161 189V190H160ZM184 191H183V190ZM188 189V190H187ZM201 191V189H202V191H203V193H198V192H200L199 190ZM218 189H220V191L218 190ZM242 189V190H241ZM12 190V191H11ZM33 190V192L31 193V191ZM40 190H42L41 192H40ZM56 190V191H55ZM81 190V191H80ZM91 192H90V191ZM104 190V191H103ZM122 190V191H121ZM134 190H136V191H138L137 193L134 191ZM142 190V191H141ZM145 190V193L143 192ZM155 192H154V191ZM182 190V191H181ZM217 190V191H216ZM239 192H238V191ZM246 190V191H245ZM248 190V191H247ZM252 190V191H251ZM21 191V194L19 193ZM46 191L47 192H49V195L46 193ZM52 191V192H51ZM69 191H70V193H69ZM79 191L81 192V193H79ZM84 191V192H83ZM121 191V192H120ZM125 191V192H124ZM134 191V192H133ZM141 191V192H140ZM158 191V192H157ZM164 191V192H163ZM170 191V192H169ZM173 192V194H175V196H176V198L178 197V196H180V193H181V196L183 197H178L177 199H178V201H177V199L175 198V200H174V195L172 194V192ZM175 191V192H174ZM196 191V192H195ZM201 191V192H202ZM232 191V192H231ZM234 191V192H233ZM243 191V192H242ZM2 192V193H1ZM13 193V195H12V193ZM17 194H16V193ZM61 192H62V194H61ZM63 192H64V194H63ZM74 192H75V194H74ZM78 192V193H77ZM83 192V193H82ZM92 192H94V194L92 193ZM96 192H97V195H96ZM100 192V193H99ZM109 192V193H108ZM132 192V193H131ZM153 192H154V194H153ZM159 192H161V194H159ZM183 192H185L184 194H182ZM193 192H194V194H193ZM205 192V193H204ZM218 194H217V193ZM221 193V195H220V193ZM230 192L232 193V194H230ZM236 192H238V193H236ZM247 192V198H246V195H245V193ZM256 192V193H255ZM260 192V193H259ZM22 193H23V195H22ZM35 193V194H34ZM37 193H38V195H37ZM45 193V194H44ZM52 193V194H51ZM66 193H68V194H66ZM91 193H92V195H91ZM123 193V194H122ZM125 193H126V195H125ZM133 193H135L134 194V196L132 195ZM148 193H149V195H148ZM150 193H151V195H150ZM158 193V194H157ZM164 193V194H163ZM166 193V194H165ZM170 193H171V195H170ZM197 193V194H196ZM242 193V194H241ZM249 193V194H248ZM258 193V194H257ZM15 194V195H14ZM18 194H19V196H21L23 199L21 200V198L18 196ZM32 194V195H31ZM34 194V195H33ZM41 194H43V196L41 195ZM70 194L74 197L73 199H70L71 200V202L70 201H68L69 200V197H72V196H70ZM80 194V195H79ZM99 194H101V195H99ZM104 194V195H103ZM114 195L113 197H111L110 195ZM121 194V195H120ZM140 194H144L143 195V197L141 198L140 196H142V195H140ZM152 194H153V196H154V198H152L151 196H152ZM157 194V195H156ZM162 194L164 195L163 196V198H165V197H167V195H168V199L167 198H165L166 199V201H161V200H165V199H162V197H159V195L160 196H162ZM205 194V195H204ZM211 194V196L212 197H210L209 195ZM215 194V195H214ZM236 194V195H235ZM244 194V195H243ZM260 194V195H259ZM6 195V196H5ZM10 195V196H9ZM31 195V196H30ZM39 195H41L40 197L42 198H39ZM45 195H46V198H45ZM48 195V196H47ZM51 195V196H50ZM54 195H56V196H54ZM59 195H61L62 197H60L59 198ZM64 195V196H63ZM65 195H67V197H68V199H67V197L65 196ZM76 195H77V197H78V195H79V199L76 197ZM87 195V196H86ZM109 195V196H108ZM122 195H124V196H122ZM133 197H132V196ZM156 195V196H155ZM178 195V196H177ZM193 195H194V197H193ZM198 195V196H197ZM200 195V196H199ZM208 196V198H207V196ZM217 195L219 196L220 195V197H217ZM228 195V196H227ZM242 195V196H241ZM253 197H252V196ZM255 195L257 196V199L255 200L254 198H255ZM14 196V197H13ZM92 196V197H91ZM104 196H106L105 198H104ZM128 196V197H127ZM150 196V197H149ZM173 196V197H172ZM191 198H190V197ZM195 196H196V198H195ZM207 198V200L205 199V197ZM234 196V197H233ZM240 197V199H239V197ZM9 197H11L12 198V200H11V198H9ZM19 197V198H18ZM31 197V198H30ZM33 197V198H32ZM36 197V198H35ZM52 198V200H50L51 198ZM55 199H54V198ZM66 197V198H65ZM81 197H82V199H81ZM86 197V198H85ZM89 197V198H88ZM95 197H96V199H95ZM119 197H121L120 199H119ZM125 197H126V200H124L125 199ZM186 197H189L190 198V201L191 202H197L196 204H198L197 205V207L195 206L196 204L195 203H191L190 201H188L189 199L188 198H186ZM222 197V198H221ZM236 197V198H235ZM243 197V198H242ZM244 197H245V200H244ZM0 198H1V196H0ZM13 198H14V202H11V201H13ZM30 198V199H29ZM47 198H48V200H47ZM56 198H57V200L59 199V201H57L56 200ZM66 200L67 199V201H65L64 199ZM93 198V199H92ZM102 198H104L103 200H102ZM107 198V199H106ZM111 198V199H110ZM116 198V199H115ZM117 198H118V200H117ZM130 198H131V201H130ZM141 199V202L140 201H138V200H140ZM160 198V199H159ZM182 198V199H181ZM230 198V199H229ZM232 198H234V199H232ZM238 198V199H237ZM242 198V199H241ZM261 198V199H260ZM2 199V198H1ZM9 199V200H8ZM17 199L19 200V202L17 201ZM32 199H34L33 200V202H35V203H33L32 202ZM40 200V202H38L37 200ZM91 199V200H90ZM181 199V200H180ZM183 199H184V202H183ZM194 199H196V201L193 200ZM224 199V200H223ZM225 199H226V201H225ZM235 199H237V200H235ZM251 199H253V200H251ZM259 199V200H258ZM41 200H43V202L41 201ZM84 200H86V201H84ZM88 200H89V202H88ZM107 200V201H106ZM122 200V201H121ZM133 200H135V201H133ZM153 200H154V203H153ZM167 200H169V201H167ZM206 200V201H205ZM222 202H221V201ZM227 200H228V202H230V204L229 203H227ZM230 200V201H229ZM234 200V201H233ZM250 200V201H249ZM258 200V201H257ZM0 201V202H1ZM29 201V202H28ZM45 201H46V205L44 204L45 203ZM78 201H79V206L80 207H78L77 208V204H78ZM83 201V202H82ZM91 201H94V202H91ZM98 201V202H97ZM105 201H106V203H105ZM110 201V202H109ZM118 201H120V202H118ZM124 201V202H123ZM144 201H146V202H144ZM150 201V203H148V202ZM173 201H175V203L173 202ZM180 201V202H179ZM189 202V204H188V202ZM209 201V202H208ZM225 201V203H223ZM239 201V202H238ZM254 201V202H253ZM25 202H27V203H25ZM42 202V203H41ZM53 202H55V203H53ZM61 202H63V203H61ZM66 202H68V206L69 207H67L66 205H67V203ZM99 202H101V203H99ZM121 202H123V203H121ZM130 202V203H129ZM143 202V203H142ZM152 202V203H151ZM168 204H170V205H168ZM185 204L184 205V209H183V204ZM208 202V203H207ZM231 202H233V203H231ZM13 203H15L14 205H13ZM23 203H25L26 205L24 206V208H23ZM28 203H30V204H28ZM32 203V204H31ZM42 205H41V204ZM47 203H48V205H47ZM85 203H87V204H85ZM91 203V204H90ZM93 203V204H92ZM98 203V204H97ZM103 203V205L106 207H104L103 208V205H102V207H101V204ZM127 203H129V204H127ZM133 203V204H132ZM149 205H148V204ZM163 203H164V205H165V207H164V205H163ZM221 203L223 204V205H221ZM227 203V204H226ZM236 203V204H235ZM241 203H243V204H241ZM254 203V204H253ZM255 203H257L256 204V206H255ZM3 204H6V205H3ZM18 206H17V205ZM37 204V205H36ZM56 204H59L60 206L59 207H57V205ZM70 204V205H69ZM81 204V205H80ZM143 204V205H142ZM146 204V205H145ZM153 204V205H152ZM174 204V205H173ZM182 204V206H179V205H181ZM208 204V205H207ZM226 204V205H225ZM234 204V205H233ZM239 204H241L240 205V207L238 206ZM258 204H260V205H258ZM261 204H263V206L261 205ZM11 207H10V206ZM12 205H13V207H15V209H13V207H12ZM21 205V206H20ZM52 206V208L50 207V206ZM56 205V206H55ZM76 205V206H75ZM85 205V206H84ZM99 205V206H98ZM126 205V206H125ZM167 205V206H166ZM178 205V206H177ZM186 205H187V207H186ZM189 205H191V206H189ZM195 207H194V206ZM228 205H230V207L228 206ZM233 205V206H232ZM236 205V206H235ZM243 205H245L244 207H243ZM248 205V206H247ZM7 206V207H6ZM22 207V208H20V207ZM40 206H41V208H40ZM91 206H94V207H92L91 209H88V208H90ZM116 206H117V208H116ZM122 206V207H121ZM129 206V207H128ZM147 206V207H146ZM149 206H152V208H150ZM161 206V207H160ZM163 206V207H162ZM169 206H171L170 208H172L171 209V211L169 212V210H170V208L168 209V207ZM206 206H208V208L206 207ZM223 206V207H222ZM224 206H225V208H224ZM237 206L239 207V208H237ZM253 206V207H252ZM5 207V208H4ZM19 207V208H18ZM31 207V208H30ZM32 207H36V208H32ZM39 207V208H38ZM44 208V211L42 210L43 208ZM54 207V208H53ZM57 207V208H56ZM62 207V208H61ZM85 207V208H84ZM96 207V208H95ZM99 207V208H98ZM181 207V208H180ZM200 207V208H199ZM205 207V208H204ZM229 207V208H228ZM241 207H243V208H241ZM256 209H255V208ZM258 207V208H257ZM260 207V208H259ZM10 208V209H9ZM11 208H12V210H11ZM28 209V211H27V209ZM48 208V209H47ZM49 208H50V210L51 211H47V210H49ZM62 209L63 210V212L62 211H59L58 212V210L59 209ZM65 208V209H64ZM66 208H67V210H66ZM71 208V209H70ZM74 208V209H73ZM77 208V209H76ZM87 208V209H86ZM114 208V209H113ZM128 208H130V209H128ZM141 208H142V210H144V211H142L141 210ZM156 208V209H155ZM174 208V209H173ZM178 210H177V209ZM188 210H187V209ZM190 208V209H189ZM194 208V209H193ZM196 208V209H195ZM203 208V209H202ZM217 208V209H216ZM225 210H224V209ZM228 208V209H227ZM235 208V209H234ZM238 210H237V209ZM250 209V210H246V209ZM3 209H5V210H3ZM6 209H7V211H6ZM19 211H18V210ZM30 209H32L31 211H30ZM44 212L43 214H45V215H43L42 214V212H41V210ZM54 209V210H53ZM73 209V210H72ZM76 209V210H75ZM80 209V210H79ZM83 209V210H82ZM86 209V210H85ZM105 209V211H102L101 212V210H104ZM117 209V210H116ZM122 209H123V212H122ZM128 209V210H127ZM138 209V210H137ZM160 209H162V211L160 210ZM179 209H181V210H179ZM186 209V210H185ZM198 209V210H197ZM207 210V212H205L206 210ZM220 209V210H219ZM233 211V212H231V210ZM242 209H244V210H242ZM253 209V210H252ZM258 209V210H257ZM10 210V212L12 213H10V212H8ZM18 211V212H16V211ZM35 210V211H34ZM38 210V211H37ZM40 210V211H39ZM71 210V211H70ZM82 210V211H81ZM91 210V211H90ZM92 210H94V211H92ZM107 210V211H106ZM110 210V211H109ZM133 210H135L136 212H134ZM141 210V211H140ZM147 212H146V211ZM153 210V211H152ZM166 210H168V211H166ZM193 210V211H192ZM222 210V211H221ZM230 210V211H229ZM240 210V211H239ZM256 210V211H255ZM263 210V211H262ZM6 212V213H4V212ZM13 211V212H12ZM22 211V212H21ZM65 211H67L68 213H66ZM73 211V212H72ZM76 211V212H75ZM96 211H100L99 213L98 212H96ZM153 213H152V212ZM179 211V212H178ZM185 211V212H184ZM217 211V212H216ZM220 213H219V212ZM238 211H239V213H238ZM245 211H247V212H245ZM250 211V212H249ZM252 211H254V212H252ZM263 213H262V212ZM3 212V213H2ZM9 214H8V213ZM14 212H16V213H18V215L17 214H15ZM20 212H21V214H20ZM23 212H25V213H23ZM39 213L40 212V216L38 215L37 217H36V215L37 214H35V213ZM50 212V213H49ZM52 212V213H51ZM65 212V213H64ZM71 214H70V213ZM91 212V217H92V214L94 215V219L93 218H91L90 217V215L88 214V213H90ZM127 212V213H126ZM130 214H129V213ZM134 214H133V213ZM164 213V214H158V213ZM188 212V213H187ZM189 212H190V214H189ZM192 212V213H191ZM228 212H231V213H228ZM259 212V213H258ZM23 213V214H22ZM58 213V214H57ZM59 213H61L60 214V216L58 217V215H59ZM84 213V216L82 215ZM95 213V214H94ZM124 215H123V214ZM142 213V214H141ZM152 215H150V214ZM174 213V214H173ZM179 213V214H178ZM199 213V214H198ZM203 213H204V215H203ZM208 213H209V216H208ZM215 213H217V214H215ZM223 213H225L224 215H223ZM248 213V214H247ZM249 213H250V215H249ZM27 214L28 215V217L26 216L25 217V215ZM56 214V215H55ZM66 214V215H65ZM86 214V215H85ZM88 214V215H87ZM125 214H126V216H125ZM131 214H132V216H131ZM135 214H137L136 215V217H135ZM147 214V215H146ZM149 214V215H148ZM169 214H171V215H169ZM176 214V215H175ZM186 214V217H187V221H186V217L185 216H183V215H185ZM188 214V215H187ZM193 214H195V215H193ZM206 214V215H205ZM220 214V215H219ZM226 214H227V216H226ZM234 214H237L236 215V217H235V215ZM5 216V218H4V216ZM7 215V216H6ZM21 215H23V216H21ZM31 215H32V217H31ZM43 215V216H42ZM46 215H47V217H46ZM54 215V216H53ZM81 215L83 216V217H81ZM121 215V217H119ZM159 215H160V217H159ZM163 215V216H162ZM173 215V216H172ZM217 215V216H216ZM234 215V216H233ZM245 215V216H244ZM248 215V216H247ZM259 215V216H258ZM261 215H263V216H261ZM9 216V217H8ZM15 216H17V217H15ZM45 216V218H47V219H45V218H43ZM50 216V217H49ZM67 216V217H66ZM75 216L77 217V218H75ZM98 216V217H97ZM113 216V217H112ZM118 216V217H117ZM125 216V217H124ZM131 216V217H130ZM141 216L143 217L142 219H141ZM146 216H147V218H146ZM154 216H157V217H154ZM167 216V217H166ZM172 216V217H171ZM175 216V217H174ZM183 216V217H182ZM203 216H205V217H203ZM220 216V217H219ZM233 216V217H232ZM242 216H243V218H242ZM9 218V219H14V221H16V224L15 225H18V224H20L21 223V221H22V223L24 224V222H25V227H23L22 229H20V227L19 226H17V230H16V228L15 229H12L11 231H9L10 229V227H7L8 225H5L6 223H7V220H6V218ZM31 217V218H30ZM34 217H35V219H34ZM43 218V219H41V218ZM70 217H72V218H70ZM85 217V218H84ZM128 217H130L129 219H128ZM178 217H180V218H178ZM192 217V218H191ZM194 217V218H193ZM200 217L202 218L201 220H200ZM209 217V218H208ZM222 217V218H221ZM224 217V218H223ZM226 217H228V219H229V217H230V219L228 220V219H226ZM238 217H240L239 219H238ZM247 217V218H246ZM253 217V218H252ZM260 217V218H259ZM18 218V219H17ZM33 218V219H32ZM56 218V219H55ZM57 218H59L58 220H57ZM61 218H62V221L64 222V224H63V222L61 221ZM82 218V219H81ZM84 218V219H83ZM91 218V219H90ZM99 220H97V219ZM104 218H106L105 220H104ZM108 218V219H107ZM112 218H113V220H112ZM114 218H115V220H114ZM125 218V219H124ZM141 219V220H139V219ZM148 218H149V220H148ZM161 218V219H160ZM163 218H164V220H163ZM167 218V219H166ZM183 218H184V220H183ZM232 218V219H231ZM248 218H249V220H248ZM256 218H258V219H256ZM27 219H29L28 221H27ZM40 219V220H39ZM53 220V222H55L54 224H52L53 222L51 221H49V220ZM54 219H55V221H54ZM79 220V222H77L76 220ZM87 219V220H86ZM88 219H90V220H88ZM100 219H102V220H104V221H101ZM109 219H111V220H109ZM121 221H120V220ZM128 219V220H127ZM138 219V220H137ZM153 221H152V220ZM154 219H155V221H157V222H155L154 221ZM156 219H158V220H156ZM180 219V220H179ZM197 219H199V220H197ZM247 219V220H246ZM256 219V220H255ZM6 220V221H5ZM30 220L32 221V222H30ZM39 222H38V221ZM46 220V221H45ZM72 220H74V222H72ZM82 220V221H81ZM83 220H85V221H83ZM123 220V221H122ZM164 221V223H162L161 221ZM168 220V222H166ZM169 220H170V222H169ZM192 220V221H191ZM205 220V221H204ZM219 220H220V222H221V224L219 223ZM222 220V221H221ZM230 220H231V222H233V223H231L230 222ZM239 220V221H238ZM243 221V222H241V221ZM262 220V221H261ZM2 221H5L3 224H1L2 223ZM17 221H19V222H17ZM35 221V222H34ZM37 221V222H36ZM41 221V222H40ZM44 221V224L42 223ZM49 223H48V222ZM57 221V222H56ZM69 221H70V223H69ZM81 221V222H80ZM125 221V222H124ZM131 221L132 223H134V224H132L131 222L129 223V222ZM142 221V222H141ZM148 221V222H147ZM151 221V222H150ZM183 221V222H182ZM194 221V222H193ZM195 221H197V222H195ZM199 221H201V222H199ZM245 221H246V223H245ZM27 222V223H26ZM83 222V225H85L84 227L86 228V226H87V228L88 229H85L84 227H83V225H80L81 223ZM86 222V223H85ZM89 222V223H88ZM107 222H109V223H107ZM123 222V223H122ZM138 222V223H137ZM141 222V223H140ZM143 222H145V223H143ZM147 222V223H146ZM160 224H159V223ZM166 222V223H165ZM181 222V223H180ZM199 222V223H198ZM206 222V223H205ZM222 222H224V223H222ZM228 222V223H227ZM241 222V224H238V223H240ZM263 222V223H262ZM34 223H35V225H34ZM47 223H48V225H47ZM61 223H62V225H61ZM67 223H69V224H67ZM88 223V224H87ZM119 223H120V225H119ZM127 223L128 224H130V225H127ZM150 223V224H149ZM155 224V225H153V224ZM190 224V225H188L187 226V224ZM192 223V224H191ZM205 224L204 226H202L203 224ZM227 223V224H226ZM243 223V224H242ZM261 223V225H259V224ZM8 224V223H7ZM27 224H28V226H30V227H27ZM30 224V225H29ZM33 224V226H31ZM43 224V225H42ZM74 226H73V225ZM78 224V225H77ZM94 224H96V225H94L95 227L93 228L92 226ZM106 224H108V225H106ZM125 224V225H124ZM139 224H140V226H139ZM143 226H142V225ZM152 224V225H151ZM166 224H167V226H166ZM184 224V225H183ZM223 224V227H221V225ZM229 224L231 225V227L229 226ZM251 224H252V226H251ZM255 225V228H254V225ZM257 224L259 225V226H257ZM40 225V226H39ZM46 225V226H45ZM56 225H58V226H56ZM69 225H71V227L69 226ZM111 227H110V226ZM117 226V227H115L114 228V226ZM119 225V226H118ZM134 225H136V228H141L140 230L139 229H137L136 230V228H135V226ZM147 225H151L150 227L149 226H147ZM158 225V226H157ZM160 225V226H159ZM162 225V226H161ZM181 225H182V227H181ZM200 225V226H199ZM207 225V226H206ZM209 225V226H208ZM228 225V226H227ZM236 225H238V226H236ZM247 225V226H246ZM5 226V227H4ZM34 226H38V227H40V230L42 231V229H44L42 232L40 231L39 232V230H37ZM41 226H44V227H41ZM48 226V227H47ZM52 226V227H51ZM53 226H55V227H53ZM60 226H62V227H66V226H68V227H66L65 229H63L62 227L60 228ZM73 226V227H72ZM79 226V227H78ZM82 228H81V227ZM97 226V227H96ZM127 226H130V227H127ZM142 226V227H141ZM156 226V227H155ZM165 226V227H164ZM179 226V227H178ZM220 226V227H219ZM224 226H225V228H224ZM227 226V227H226ZM242 226H244V228L242 227ZM18 227H19V229H20V231H19V229H18ZM27 227V228H26ZM119 227V228H118ZM122 227V228H121ZM134 229H132V228ZM158 227H161V228H158ZM164 227V228H163ZM168 229H167V228ZM197 227V228H196ZM207 227V228H206ZM215 227V228H214ZM238 227V228H237ZM258 227V228H257ZM259 227H261L260 228V230L261 231H259L258 229H259ZM3 228V229H2ZM5 228H6V230L8 231H6L5 230ZM35 230H37V231H35L34 233H36V232H39V233H36V234H34L33 235V230L34 229ZM45 228H46V230H45ZM68 228L69 229H72V228H79L78 229V231L81 233L82 231V233H81V235H78V234H80V233H77V230H74V231H76V235L75 234H73V233H71V232H74V231H71V232H69L70 230H68ZM84 228V229H83ZM90 228H92V229H90ZM102 228V229H101ZM110 228V229H109ZM121 228V230L123 231H121L120 232V229ZM123 228H124V230H123ZM145 228V229H144ZM150 228V229H149ZM152 228H154V229H152ZM156 228H158L157 230H156V232H155V229ZM163 228V229H162ZM180 228V229H179ZM191 228V229H190ZM194 228V229H193ZM199 228H201L200 230H198ZM204 230H203V229ZM218 228V229H217ZM226 228L228 229V230H226ZM232 230V228H233V230L231 231L230 229ZM28 229H29V231H28ZM31 229V230H30ZM39 229V228H38ZM61 229V230H60ZM99 229V231L101 232V233H99V231H97ZM113 229V231H110V230H112ZM125 229H126V231H125ZM151 229H152V231H151ZM166 229V230H165ZM187 229L189 230V231H187ZM193 229V230H192ZM197 229V230H196ZM205 229H207V230H205ZM249 229V230H248ZM251 229V230H250ZM24 230V231H23ZM51 230V231H50ZM59 230L61 231V232H59ZM66 230L69 232V233H71V235L69 234V233H67L66 232ZM73 230V229H72ZM87 230V231H86ZM93 230H96L97 231V233H92L93 232ZM102 230H103V233H102ZM136 230V231H135ZM159 230H161L160 232H162V233H160L159 232ZM164 232H163V231ZM178 230V231H177ZM183 230V231H182ZM192 230V231H191ZM202 230V231H201ZM212 230H214L215 231V233H213L214 231H212ZM220 233V234H218V232ZM237 231V233H236V231ZM245 230H246V232H245ZM26 231V232H25ZM31 231V232H30ZM46 231V232H45ZM48 231V232H47ZM89 231V232H88ZM106 231V232H105ZM118 231V232H117ZM135 231V232H134ZM139 231V232H138ZM149 232V234H148V232ZM175 231H177V232H175ZM208 231H210L211 232V235H210V232H208ZM229 231V232H228ZM244 231V232H243ZM258 231V232H257ZM18 232V233H17ZM51 232H53V237H57V235H58V237L55 239L54 238V240H53V237L51 236L52 234H51ZM57 234H56V233ZM59 232V233H58ZM63 232V234H61ZM68 234H66V233ZM95 232V231H94ZM107 232L109 233V234H107ZM114 232H116V233H114ZM134 232V233H133ZM143 232H145V233H143ZM155 232V233H154ZM187 232V233H186ZM190 232H192V233H190ZM202 232H204L203 234H201ZM232 234H231V233ZM238 232L240 233V234H238ZM263 232V233H262ZM2 233H5V234H2ZM20 233V234H19ZM27 233V234H26ZM47 233L51 236V239L50 238H47L48 236H46L47 235ZM64 233H65V236H64ZM75 233V232H74ZM84 233L86 234V235H84ZM90 235H89V234ZM104 233H106L105 235H104ZM130 233H131V235H130ZM133 233V234H132ZM158 233V234H157ZM183 233V234H182ZM198 233L200 234V235H198ZM210 235V236H214L213 238L211 237V239H210V236L208 235V234ZM222 233V234H221ZM226 233H229V235H227ZM241 233H245V235L244 234H241ZM247 233H248V235H247ZM251 233V234H250ZM9 234V235H8ZM25 234V235H24ZM38 234V236H36ZM97 234V235H96ZM98 234H102L103 236L102 237H100V235H98ZM115 234L117 235V236H120V234H122L119 238L117 237V236H115ZM140 234V235H139ZM144 234L146 235V236H148L147 238L144 236ZM154 235V237H153V235ZM163 234V235H162ZM205 234H207V235H205ZM214 234H216V235H214ZM237 234V235H236ZM262 234V236H260ZM11 235V236H10ZM12 235H15V236H12ZM22 235H24V236H26L25 238H24V236H22ZM29 235V236H28ZM33 235V236H32ZM39 235H41L42 236V238H41V236H39ZM61 235V236H60ZM63 235V236H62ZM69 235L71 236V238L69 237ZM73 235H75L76 237H74ZM82 235H83V237H82ZM112 237H111V236ZM124 235V236H123ZM139 235V236H138ZM143 235V236H142ZM152 235V236H151ZM159 235V236H158ZM161 235V236H160ZM177 235V236H176ZM179 235H182V237H180L179 238ZM184 235V236H183ZM190 235H191V237H192V239H193V241H192V239L190 238ZM223 235V236H222ZM224 235H226V236H224ZM239 235H241V236H239ZM257 235V236H256ZM43 236H45V238L43 237ZM49 236V237H50ZM66 236H68L67 238H66ZM79 236H80V238H79ZM87 236V237H86ZM90 236V237H89ZM95 236H97V237H95ZM107 236V237H106ZM130 236V237H129ZM132 236V237H131ZM141 236V238H139ZM150 236H151V239H150ZM186 236H187V238H186ZM199 236H201V238L199 237ZM217 236V237H216ZM236 236H239V238L238 237H236ZM10 239H9V238ZM12 237H14V238H12ZM18 237H22L23 239H22V241H18V240H21V239H18ZM31 237V238H30ZM41 239H40V238ZM60 237V238H59ZM63 239H62V238ZM77 237H78V239H79V242H77ZM94 237V238H93ZM99 237V238H98ZM124 237V238H123ZM142 237H143V239H142ZM179 239H177V238ZM199 237V238H198ZM208 237H209V239L210 240H208ZM223 237V238H222ZM247 237V238H246ZM32 238H34L35 240L36 239H40V240H32ZM47 238V239H46ZM64 238H65V241H64ZM81 238H83V239H81ZM90 238V239H89ZM103 238V239H102ZM111 238H113V239H111ZM115 238H116V240H115ZM118 238V239H117ZM120 238H122V239H120ZM126 238H127V241H126ZM128 238H131V239H129V241H128ZM138 238L140 239L139 240V242H138ZM155 240H154V239ZM157 238V239H156ZM176 238V239H175ZM186 238V240H184ZM207 238V239H206ZM215 238V239H214ZM218 238V239H217ZM6 240V241H3V240ZM9 239V240H8ZM24 239H25V241H24ZM27 239H31V240H27ZM59 239H61V240H59ZM74 239H75V241H74ZM84 242V240L86 241V242H84L85 244H82L81 246H80V241L81 240ZM93 240V242H91L92 240ZM98 241L99 239V241H98V243L95 241ZM106 239V240H105ZM120 239V240H119ZM125 241H124V240ZM147 239V240H146ZM154 241H153V240ZM183 239V240H182ZM204 239V240H203ZM213 239V240H212ZM226 240V242L224 241V240ZM232 239V241H231V243H228V241L229 240H231ZM240 239V240H239ZM246 239H247V241H246ZM12 240V241H11ZM27 240V241H26ZM51 240V241H50ZM55 240H56V242H55ZM67 240H69V241H67ZM101 240H102V242H101ZM111 240V241H110ZM118 240V241H117ZM133 240V241H132ZM136 240H137V242H136ZM145 240V241H144ZM176 240V241H175ZM181 240V241H180ZM191 240V243H193V245L196 247V245H197V247L196 248H194V246L192 245V244H190V243H188V241H190ZM203 241V243H201V241ZM220 240H221V242H220ZM223 240V241H222ZM234 240V241H233ZM237 242H236V241ZM242 240H244V242L242 241ZM15 241L17 242V244L15 243ZM24 241V242H23ZM39 241L41 242V241H45V243L46 244H48V245H46L44 242H41V244L39 243ZM47 241V242H46ZM49 241V242H48ZM52 241L53 242H55L54 244L52 243ZM57 241H58V243H57ZM72 241V242H71ZM81 241V242H82ZM88 241V242H87ZM108 241V242H107ZM115 241V242H114ZM122 241H124V242H122ZM149 241H153L152 242V244H151V242H149ZM155 241H158V242H156L155 243ZM165 241V242H164ZM173 241H175L176 242V244H175V242H173ZM181 242V244H180V246L178 245L179 243L178 242ZM207 241V242H206ZM242 241V242H241ZM249 241V242H248ZM12 242V243H11ZM21 242V243H20ZM26 242L27 243H29V244H27L26 245ZM33 242H35V245L33 244ZM36 242H38V244L36 243ZM50 242H51V244H50ZM60 242H62V243H60ZM68 242H70L69 243V245L67 244ZM76 242H77V244H76ZM82 242V243H83ZM94 242H96V244L94 243ZM103 242L105 243V244H103ZM114 243V244H111V243ZM117 242L119 243V244H117ZM121 242H122V244H121ZM125 242H126V244H125ZM128 242V243H127ZM132 242V243H131ZM140 242H142V243H140ZM162 242V243H161ZM171 242H172V244H171ZM184 242V243H183ZM199 242V243H198ZM205 242V243H204ZM215 242H216V248H219L221 251H223V252H221L219 249H214L213 247H215L214 245H213V243L215 244ZM220 242V243H219ZM225 244H224V243ZM234 242V243H233ZM235 242H236V244H235ZM262 242V243H261ZM23 243V244H22ZM31 243H32V245L35 247V249L36 250H38L37 248H39V250L41 251V250H43L44 249V247L45 246H47L46 247V252H48V253H51L50 255H52V253H54V255H52V256H49L46 252H44L45 251V249H44V251H42V252H44V253H41L39 250L38 251H36L35 249H33L34 247H32V245H31ZM68 245H66V244ZM72 243V244H71ZM88 243V244H87ZM92 245H91V244ZM116 243V244H115ZM133 243H136V247H135V244H133ZM139 243H140V247H142V246H144V248L142 247V248H140L139 247ZM144 243V244H143ZM146 243V244H145ZM160 244V246H159V244ZM165 243V244H164ZM169 243V244H168ZM196 243V244H195ZM218 243V244H217ZM228 243V244H227ZM238 243V244H237ZM242 243V244H241ZM251 243V244H250ZM255 243V244H254ZM13 244H16V245H18V246H20V247H18V246H16L15 248H14V246L15 245H13ZM21 244L22 245H24V247L22 248V246H21ZM43 244V245H42ZM62 244V245H61ZM76 244V246L75 247H73V245H75ZM99 245V247H100V250H99V248H98V245ZM130 244V247L128 246ZM133 244V245H132ZM141 244H143V245H141ZM188 244H189V246H188ZM198 244H199V246L202 244V247L201 248H199L198 247ZM204 244V245H203ZM231 244V245H230ZM243 244H246V246L245 245H243ZM248 244V245H247ZM260 244V245H259ZM263 244V245H262ZM29 245H31L30 246V248H29ZM37 245V246H36ZM41 247H40V246ZM52 246V247H50V246ZM56 245H58L59 246V248H58V246H56ZM113 245V246H112ZM117 245V246H116ZM156 245V247H154ZM161 245H163V246H161ZM166 247H165V246ZM169 245H170V247H169ZM208 245H210V247H207ZM211 245H212V247H211ZM235 245V246H234ZM239 245V246H238ZM252 245V247H250ZM13 246V248H9V247H12ZM53 246L55 247V249L53 250ZM64 246V247H63ZM69 246H71V248H69ZM79 246V247H78ZM87 246V247H86ZM89 246H91V248L93 249V250H91L90 249V247ZM104 246V247H103ZM108 246V247H107ZM119 246V247H118ZM122 246V247H121ZM134 246V247H133ZM148 246L149 248L151 247V249H153V250H151V249H147L146 247ZM175 246V247H174ZM177 246V247H176ZM185 246H187V247H185ZM190 246H193V248L192 247H190ZM205 246V247H204ZM217 246H219V247H217ZM226 246H228V247H226ZM230 246V247H229ZM231 246H233V247H231ZM241 246V247H240ZM245 246V247H244ZM263 248V250H262V248ZM8 247V248H7ZM26 247V248H25ZM32 247V248H31ZM72 247H73V249H72ZM79 248L78 250L80 251L81 249V251L80 252H78L77 253V248ZM125 247V248H124ZM128 247V248H127ZM154 247V248H153ZM162 247H164V248H162ZM237 247V248H236ZM254 247L256 248V249H254ZM261 249H260V248ZM5 248H6V251H5ZM60 248H62V249H60ZM65 248H67V249H65ZM84 248V249H83ZM101 248L102 249H104L103 251L101 250ZM107 250H106V249ZM131 250H130V249ZM138 248H140V249H138ZM156 248H158V249H156ZM162 248V249H161ZM167 248H168V250H167ZM171 248H172V250H173V248H174V254L172 253V251H171ZM205 248H206V250H205ZM210 248H212V250L210 249ZM225 248V249H224ZM236 248V249H235ZM238 248H240V249H238ZM249 248V249H248ZM258 248V249H257ZM9 249H13V250H9ZM23 249H26V251L29 253H26V251L24 250L23 251ZM57 249H59V250H57ZM67 250V252L66 251H64V250ZM87 249V250H86ZM91 251V252H88L89 250ZM95 249H98V250H95ZM135 249V250H134ZM143 249V250H142ZM185 249V250H184ZM187 249V250H186ZM196 249V250H195ZM200 249V250H199ZM223 249V250H222ZM228 249V250H227ZM232 251V249H233V251L231 252L230 250ZM235 249V250H234ZM242 249V250H241ZM253 249V250H252ZM9 250V251H8ZM31 250V251H30ZM52 250H53V252H52ZM71 251L72 252V255H69V251ZM117 250V251H116ZM129 250V251H128ZM135 252H134V251ZM136 250H138V251H136ZM139 250H140V252H139ZM148 250V251H147ZM149 250H151V251H149ZM158 250H161V251H158ZM191 250H194V251H191ZM202 250H205V252H203ZM208 250V251H207ZM245 250V251H244ZM247 250V251H246ZM250 250V251H249ZM251 250H252V255L253 256H251ZM10 252L11 251V253L12 254H10V253H8V252ZM13 251V252H12ZM30 251V252H29ZM51 251V252H50ZM59 253H58V252ZM62 251H64L65 253L64 254H62L63 252ZM92 251H95V252H92ZM101 251H102V255L100 254L101 253ZM111 251V252H110ZM114 251V252H113ZM128 251V252H127ZM132 253H131V252ZM147 251V252H146ZM164 251H166V253L163 252ZM179 251V253H176V252H178ZM190 251V252H189ZM210 251V252H209ZM224 251H226V252H224ZM228 251V252H227ZM235 251H237V254H236V252ZM239 251H241V252H239ZM261 251H263L262 253H261ZM3 252H5L3 255H5V256H3L2 255V253ZM32 252V253H31ZM36 252H38V258L36 257V254L34 255V253H36ZM60 252H61V254H60ZM97 252V253H96ZM98 252H99V254H98ZM103 252H104V254H103ZM107 254H106V253ZM114 253V255H113V253ZM121 252H124L125 254H123V253H121ZM130 252V253H129ZM161 252V254H159ZM193 252V253H192ZM196 252V253H195ZM198 252V253H197ZM203 252V253H202ZM211 252H213V253H211ZM218 252V253H217ZM242 252H244V254L242 253ZM14 253V254H13ZM20 253V254H19ZM23 253V254H22ZM41 253V254H40ZM46 253V254H45ZM68 253V255H69V257H68V255L67 256H65L66 254ZM89 253V254H88ZM118 253H120L119 255H118ZM139 254V256H138V254ZM140 253L141 254H143V255H140ZM148 253V254H147ZM156 253V254H155ZM158 253V254H157ZM172 253V254H171ZM202 255H201V254ZM208 253H210V255L208 254ZM216 253H217V255H216ZM230 253V254H229ZM245 253H246V255H245ZM259 253V254H258ZM261 253V254H260ZM43 254V255H42ZM71 254V253H70ZM88 254V255H87ZM108 254H110V256L108 257ZM121 254H123V255H121ZM153 254H155V255H153ZM180 256V257H178V255ZM194 254V255H193ZM201 256H200V255ZM215 254V255H214ZM220 254V255H219ZM225 254H226V256H225ZM242 254H243V256H242ZM12 255V256H11ZM14 255H16V257L14 256ZM17 255H19V257H17ZM35 257V259H34V257ZM45 255H46V257H45ZM48 255V256H47ZM62 256V259H61V257H60V259H59V257H56V256ZM64 255V256H63ZM94 255V256H93ZM101 255V257H103L104 258V255H105V258H107L106 259V261H107V263L105 262V260L103 261L102 260V258L101 257H99V256ZM112 255V256H111ZM116 255H118V257H116ZM129 255V256H128ZM132 255V256H131ZM151 257H150V256ZM160 255H162V256H160ZM176 255V256H175ZM182 255H184V257L182 258ZM224 255V257H222ZM227 255H231V258L229 257V256H227ZM232 255H234V256H232ZM241 255V256H240ZM255 255V256H254ZM262 255V256H261ZM23 256V257H22ZM71 256L73 257V258H71ZM74 256H75V258H74ZM77 256V257H76ZM92 256V257H91ZM96 256V257H95ZM99 258H98V257ZM115 256V257H114ZM119 256L121 257V258H119ZM125 256V257H124ZM143 256V257H142ZM147 256V258H145ZM152 256H153V258H156V257H158V258H156V259H153L152 260ZM170 256H171V259H170ZM191 256V257H190ZM199 256V257H198ZM206 256H209V257H206ZM212 258H211V257ZM236 256V257H235ZM15 257V258H14ZM26 259H25V258ZM53 257V258H52ZM55 257V258H54ZM65 257H67L66 259H65ZM83 257V258H82ZM85 257V258H84ZM135 257V258H134ZM137 257V258H136ZM168 257V258H167ZM175 257V258H174ZM178 258V260H177V258ZM216 257V258H215ZM227 258L226 260L224 259V258ZM240 257V258H239ZM241 257H244V259L246 258H248L249 257V260H250V262H249V260L248 261H246V259L245 260H243ZM251 257V258H250ZM257 257V258H256ZM262 257V258H261ZM10 258H12L11 260H10ZM25 259V261H27V262H24L23 260ZM45 258V259H44ZM50 258V259H49ZM53 260H52V259ZM58 258V259H57ZM68 258L69 259H71L70 261L68 260ZM79 258V259H78ZM80 258H82V259H80ZM88 258H91V259H88ZM110 258V259H109ZM113 258V259H112ZM119 258V259H118ZM124 260H123V259ZM127 258V259H126ZM131 258H132V261H131ZM143 258V259H142ZM173 258V259H172ZM192 258H193V260H192ZM208 258H209V260H210V262L208 261ZM217 258H218V260H217ZM222 258V259H221ZM228 258H230V259H228ZM239 259V260H237V259ZM253 258V259H252ZM254 258H256L255 260H254ZM2 259V258H1ZM3 259V260H4ZM18 259H20L19 260V262H17L16 263V260ZM22 259V260H21ZM55 259V260H54ZM65 259V260H64ZM77 259V260H76ZM96 261H95V260ZM109 259V260H108ZM122 259V260H121ZM126 259V260H125ZM139 261H138V260ZM145 259H147V260H145ZM174 259H176V260H174ZM200 259V260H199ZM203 259V260H202ZM204 259L206 260V261H204ZM4 260V261H5ZM17 260V261H18ZM49 260V261H48ZM63 260V261H62ZM75 260V261H74ZM98 260H101V262H99ZM119 260V261H118ZM128 260V261H127ZM135 260H136V262H135ZM141 260V261H140ZM156 260V261H155ZM166 260H168L169 261V263H168V261H166ZM173 262H172V261ZM195 260V261H194ZM214 261V262H212V261ZM216 260V261H215ZM222 260H224V261H222ZM233 260V261H232ZM235 260H236V262H235ZM263 260V261H262ZM11 261H13V262H11ZM40 261V262H39ZM60 261H62V262H60ZM66 261V262H65ZM80 261V262H79ZM95 263H94V262ZM120 261H122V262H120ZM171 261V262H170ZM199 261V262H198ZM222 263H221V262ZM231 261V262H230ZM248 262V263H246V262ZM0 262H1V260H0ZM3 262V261H2ZM6 262V261H5ZM4 262V263H5ZM6 262V263H7ZM24 262V263H23ZM57 262V263H56ZM70 262V263H69ZM74 262V263H73ZM78 262V263H77ZM84 262H86V263H84ZM113 262V263H112ZM127 262V263H126ZM164 262V263H163ZM167 262V263H166ZM177 262V263H176ZM195 262V263H194ZM205 262V263H204ZM5 263V264H6ZM258 263V264H259Z\"/></svg>", "mask_w": 264, "mask_h": 264}, {"label": "bare ground", "instance_id": "bare-ground-1", "mask_svg": "<svg viewBox=\"0 0 264 264\" xmlns=\"http://www.w3.org/2000/svg\"><path fill=\"white\" fill-rule=\"evenodd\" d=\"M15 1H16V0H15ZM17 1H18V0H17ZM31 1H32V0H31ZM35 1H36V0H35ZM43 1H44V0H43ZM49 1H50V0H49ZM75 1H76V0H75ZM80 1H81V0H78V3H79ZM87 1H89V0H87ZM87 1H86V2H87ZM92 1H93V0H92ZM92 1H91V2H92ZM108 1H109V0H108ZM113 1H114V0H113ZM120 1H121V0H120ZM141 1L143 2L144 0H141ZM147 1H148V0H147ZM151 1H152V0H150L149 2H151ZM157 1H158V0H157ZM175 1H176V0H175ZM179 1L181 2V0H179ZM188 1H189V0H188ZM199 1H200V0H199ZM201 1H202V0H201ZM208 1H209V0H208ZM208 1H207V3H208ZM214 1H215V0H214ZM214 1H213V2H214ZM216 1H217V0H216ZM221 1H222V0H221ZM221 1H220V3H222ZM229 1H230V0H229ZM235 1H236V0H235ZM237 1H238V0H237ZM21 2H22V1H21ZM26 2H27V1H26ZM28 2H29V1H28ZM41 2H42V1H41ZM68 2H69V1H68ZM84 2H85V1H84ZM91 2H90V3H91ZM94 2H96V0H95ZM121 2L124 3L123 0H122ZM125 2H126V1H125ZM134 2H135V1H134ZM138 2H139V1H138ZM164 2H165V1H164ZM177 2H178V1H177ZM217 2H219V1H217ZM225 2H227V1H225ZM232 2H233V1H232ZM242 2H243V1H241L240 4H241ZM246 2H247V1H246ZM248 2H249V1H248ZM255 2H256V1H255ZM19 3H20V2H19ZM33 3H35V2L33 1ZM36 3L39 4L38 1H36ZM48 3H49V2H48ZM50 3H51V2H50ZM58 3H59V1H58ZM58 3H57V4H58ZM103 3H104V2H103ZM122 3H121V4H122ZM146 3H147V2H146ZM146 3H145V4H146ZM155 3H156V1L154 2V4H155ZM159 3H160V2H159ZM182 3H183V2H182ZM182 3H179V4H182ZM205 3H206V1H205ZM209 3L212 4L210 1H209ZM215 3H216V2H215ZM220 3H218V4H220ZM229 3H230V2H229ZM238 3H239V1H238ZM256 3H257V2H256ZM9 4H12V3L10 2ZM13 4H14V2H13ZM23 4H26V3L23 2ZM27 4H28V3H27ZM54 4H56V2H55ZM65 4H66V3H65ZM72 4H74V3H72ZM88 4H89V3H88ZM97 4H99V3H97ZM105 4H106V3H105ZM105 4H104V5H105ZM109 4H110V3H109ZM116 4H119V2L116 3ZM128 4H129V3H128ZM134 4H135V3H134ZM134 4H133V5H134ZM141 4H142V3H141ZM145 4H144V6H145ZM156 4H157V3H156ZM156 4L154 5V7H156ZM167 4H169V3H167ZM173 4H174V3H173ZM173 4H172V5H173ZM198 4H201V3H198ZM198 4H197V6H198ZM202 4H203V3H202ZM218 4H215V5H218ZM223 4H224V3H223ZM223 4H222V6H223ZM227 4H228V3H227ZM230 4H231V3H230ZM245 4H246V3H245ZM254 4H255V3H254ZM257 4H258V3H257ZM20 5L22 6V4H20ZM31 5H32V3H31ZM47 5H48V4H47ZM49 5H50V4H49ZM68 5H69V4H68ZM75 5L77 6L78 4H75ZM75 5L73 6L74 8H75ZM79 5H80V4H79ZM86 5H87V4H86ZM94 5H95V3H94ZM99 5H101V4H99ZM119 5H120V4H119ZM151 5H152V4H151ZM159 5H160V4H159ZM213 5H214V4H213ZM220 5H221V4H220ZM234 5H235V4L233 3V9H234ZM250 5H251V4H250ZM261 5H262V4H261ZM261 5H260V6H261ZM7 6L9 7V5H7ZM18 6H19V5H18ZM18 6H17V8H18ZM42 6H43V7H42ZM42 6H41V8H44L45 5H42ZM61 6H62V5H61ZM61 6H60V7H61ZM70 6H71V5H70ZM80 6H81V5H80ZM83 6H84V5H83ZM97 6H98V5H97ZM106 6H107V5H106ZM106 6H105V7H104V6H101V10L103 9L102 7H104V8L107 9ZM136 6H137V5H136ZM142 6H143V5H141V7H142ZM162 6H163V5H162ZM168 6H169V5H168ZM168 6H167V9H169ZM179 6H180V5H179ZM187 6H188V5H187ZM201 6H202V5H201ZM205 6L207 7V5H205ZM208 6H211V5L208 4ZM236 6H237V5H236ZM245 6H246V5H245ZM258 6H259V5H258ZM19 7H20V6H19ZM29 7H30V5H29ZM33 7H34V9H35V6H34V5H33ZM33 7H32V10H34ZM36 7H38V6H36ZM52 7H53V6H52ZM54 7H55V6H54ZM56 7H57V5H56ZM66 7H68V10H69V6H66ZM66 7H65V8H66ZM73 7H72V8H73ZM86 7H89V6H86ZM91 7H92V6H91ZM109 7H110V6H109ZM117 7H118V6H116V8H117ZM119 7H120V6H119ZM130 7H131V6H130ZM134 7H135V6H134ZM146 7H147V6H146ZM158 7H159V6H158ZM172 7H173V6H172ZM193 7H194V5H193ZM202 7H203V6H202ZM225 7H226V6H225V4H224V8H225ZM230 7H232V5H231ZM240 7H241V6L239 5V8L237 7V9L240 10ZM247 7H248V5H247ZM10 8H11V7H10ZM10 8H9V9H10ZM74 8H73V9H74ZM123 8H125V6H124ZM123 8H121V9L123 10ZM149 8H151V7L149 6ZM161 8H162V7H161ZM174 8H175V7H174ZM181 8H183V7H181ZM184 8H185V7H184ZM188 8H189V7H188ZM196 8H197V7H196ZM199 8H200V7H199ZM210 8H211V7H210ZM224 8H223V10H224ZM228 8H229V6H228ZM248 8H249V7H248ZM252 8H253V7H252ZM260 8H261V7H260ZM23 9H25V8H23ZM38 9H39V8H38ZM47 9L49 10V8H45L44 10H47ZM52 9H53V8H52ZM57 9H58V8H57ZM61 9L63 10L64 8H61ZM98 9H99V8H98ZM111 9H114V7L111 8ZM111 9H110V10H111ZM126 9H127V5H126ZM152 9H154L153 6H152ZM167 9H165V10H167ZM175 9H176V8H175ZM185 9H187V8H185ZM193 9H194V8H193ZM193 9H192V10H193ZM200 9H201L200 11H202V8H200ZM203 9H204V7H203ZM230 9H231V8H230ZM244 9H246V8H244ZM250 9H251V8H250ZM250 9H249V10H250ZM254 9H256V5H255V8H254ZM261 9H262V8H261ZM5 10H6V8H5ZM7 10H8V9H7ZM18 10H19V9H18ZM35 10H37V9H35ZM35 10H34V11H35ZM40 10H41V9H39V12H40ZM42 10H43V9H42ZM42 10H41V13L43 12ZM50 10H51V9H50ZM54 10H55V9H54ZM66 10H67V9H65V11H66ZM83 10H84V9H83ZM83 10H82V11H83ZM96 10H97V7H96ZM96 10H95V11H96ZM119 10H120V9H119ZM122 10H121V11H122ZM129 10H130V8H129ZM146 10H147V8H146ZM158 10H159V8H158ZM188 10H189V9H188ZM204 10H206V9H204ZM218 10H220V9H218ZM246 10H247V9H246ZM20 11H21V8H20ZM23 11H24V10H23ZM23 11H22V12H23ZM27 11H28V10H27ZM29 11H30V10H29ZM52 11H53V10H52ZM52 11H51V12H52ZM65 11H64V12H65ZM74 11H75V10H74ZM85 11H86V9H85ZM92 11H93V9H92ZM95 11H94V13H95ZM99 11H100V10H99ZM99 11H98V12H99ZM107 11H108V9H107ZM107 11H106V12H107ZM126 11L128 12V10H126ZM134 11H135V10H134ZM138 11H139V9H138ZM148 11L150 12L151 10L148 9ZM155 11H156V9H155ZM155 11H154V12H155ZM176 11H177V10H176ZM181 11H182V10H181ZM212 11H213V10H211V12H212ZM229 11H230V10H229ZM229 11H228V12H229ZM232 11H233V10H232ZM6 12H7V11H6ZM8 12H9V11H8ZM31 12H32V11H31ZM36 12H37V11H36ZM49 12H50V11H49ZM58 12H59V11H58ZM70 12H71V11H70ZM117 12H119V11H116V13H117ZM129 12H130V11H129ZM129 12H128V14H129ZM149 12H148V13H149ZM152 12H153V11H152ZM154 12H153V13H154ZM160 12H161V11H160ZM162 12H163V11H162ZM162 12H161V13H162ZM169 12H170V11H169ZM171 12H172V11H171ZM174 12H175V11H174ZM179 12H180V11H179ZM179 12H178V13H179ZM183 12H184V11H183ZM185 12H186V11H185ZM191 12H192V11H191ZM203 12H204V11H203ZM208 12H210V9H209ZM226 12H227V11H226ZM228 12H227V13H228ZM236 12H237V11H236ZM239 12H241V11H238V13H239ZM244 12H245V11H244ZM253 12H254V11H253ZM256 12H258V11H256ZM259 12H261V11H259ZM259 12H258V13H259ZM27 13H28V12H27ZM67 13H68V12H67ZM72 13H73V15L75 14V13L73 12V10H72V12H71V16H72ZM76 13H77V12H76ZM80 13H81V12H80ZM90 13H91V12H90ZM90 13H89V15H90ZM94 13H93V14H94ZM100 13H101V12H100ZM102 13H103V12H102ZM108 13H109V12H108ZM108 13H106V15H107ZM139 13H140V12H138V14H139ZM143 13H144V12H143ZM153 13H151V14H153ZM165 13H168V11H166ZM165 13L163 12L162 15H164ZM181 13H182V12H181ZM189 13H190V12H189ZM197 13H199V12H197ZM205 13H207V12H205ZM214 13H215V12H214ZM214 13L212 14V16H214ZM224 13H225V12H224ZM241 13H242V12H241ZM241 13H239V16H238V17H240V15H242ZM254 13H255V12H254ZM254 13H253V14H254ZM261 13H262V12H261ZM261 13H260V16H261ZM18 14H19V13H18ZM18 14H17V15H18ZM28 14H29V13H28ZM32 14H33V13H32ZM43 14H44V13H43ZM48 14H49V13H48ZM56 14H57V12H56ZM82 14H83V13H82ZM84 14H86V13H84ZM84 14H83V15H84ZM91 14H92V13H91ZM124 14L126 15V12H125ZM130 14H131V13H130ZM141 14H142V13H140V15H141ZM145 14H147V13H145ZM169 14H170V13H169ZM183 14H184V13H183ZM187 14H188V13H187ZM191 14H192V13H191ZM232 14H233V13H232ZM232 14H231V15H232ZM250 14H252V13H250ZM263 14H264V13H263ZM1 15H2V14H1ZM1 15H0V16H1ZM17 15H16V16H17ZM26 15H27V14H26V12H25V16H26ZM33 15H34V14H33ZM67 15H68V14H67ZM75 15H76V14H75ZM75 15H74V16H75ZM100 15H102V14H100ZM103 15H104V14H103ZM103 15H102V16H103ZM110 15H111V17H113V19L116 21V16H117V14L115 15L114 12H113V13L110 12ZM133 15H134V14H133ZM148 15H149V14H148ZM155 15H156V14H154L153 17H155ZM158 15H159V14H158ZM188 15H189V14H188ZM200 15H201V14H199V16H200ZM207 15L209 16V15H211V14H207ZM215 15H216V14H215ZM222 15H223V11H222ZM248 15H249V14H248ZM257 15H258V14H257ZM257 15H255V16L257 17ZM5 16H6V15H5ZM23 16H24V15H23ZM25 16H24V17H25ZM28 16H29V15H28ZM37 16H38V13H37ZM39 16H40V13H39ZM50 16H51V15H50ZM52 16H53V15H52ZM76 16H77V15H76ZM85 16H86V15H85ZM102 16H101V17H102ZM141 16H142V15H141ZM160 16H161V14H160ZM166 16H168V15L166 14ZM175 16H176V15H175ZM177 16H178V15H177ZM179 16H180V15H179ZM183 16H184V15H183ZM192 16H193V15H192ZM192 16L190 15L191 18H192ZM196 16H197V15L193 16V19H195L194 17H196ZM202 16H203V14H202ZM208 16H207V17H208ZM212 16H211V18H214V17H212ZM228 16H229V14H228ZM243 16H245V15H243ZM246 16H247V14H246ZM246 16H245V17H246ZM250 16H253V15H250ZM255 16H254V18H255ZM18 17H19V16H18ZM45 17H46V16H45ZM48 17H49V16H48ZM55 17H56V15H55ZM58 17H59V16H58ZM93 17H94V15H93ZM108 17H109V16H108ZM111 17H110V18H111ZM117 17H118V16H117ZM132 17H134V16H132ZM139 17H140V16H139ZM153 17H152V18H153ZM157 17H158V16H157ZM157 17H156V18H157ZM162 17H163V16H162ZM169 17H170V16H169ZM172 17H173V15H172ZM187 17H188V16H187ZM187 17H186V18H187ZM203 17H204V16H203ZM203 17H201L200 20H202ZM207 17H206V18H207ZM222 17H223V16H222ZM222 17H221V18H222ZM233 17H234V16H233ZM241 17H242V16H241ZM263 17H264V16H263ZM0 18H1V17H0ZM7 18H8V17H7ZM26 18H27V16H26ZM28 18H29V17H28ZM32 18H34V16H33ZM32 18H31V19H32ZM35 18H36V17H35ZM38 18H40V17H38ZM38 18H37V20H38ZM50 18H51V17H50ZM66 18H69V17L67 16ZM76 18H77V17H76ZM84 18H85V17H84ZM125 18H126V17H125ZM125 18H124V19H125ZM130 18H131V17H130ZM140 18H141V17H140ZM140 18H139V19H140ZM144 18H145V17H144ZM149 18H151V17H149ZM158 18H159V17H158ZM160 18H161V17H160ZM176 18H177V17H176ZM184 18H185V17H184ZM191 18H190V20H192ZM209 18H210V17H209ZM223 18H224V17H223ZM223 18H222V19H223ZM228 18H231V17H228ZM246 18H247V17H246ZM254 18H252V19L254 20ZM258 18H259V17H258ZM10 19H11V18H10ZM12 19H13V18H12ZM40 19H41V20H38V22L40 21V23H41V21H42L43 18H40ZM46 19H47V18H46ZM52 19H53V17H52ZM52 19H51V20H52ZM54 19H55V18H54ZM54 19H53V20H54ZM56 19H57V18H56ZM70 19H71V18H70ZM80 19H82V18L79 17V20H80ZM95 19H96V18H95ZM104 19H105V18H104ZM111 19H112V18H111ZM117 19H118V18H117ZM122 19H123V18H122ZM122 19H121V20H122ZM132 19H133V18H132ZM132 19H128V21H130V20H132ZM134 19H135V18H134ZM146 19H148V16H146ZM178 19H179V17H178ZM198 19H199V17H198ZM231 19H232V18H231ZM233 19H234V18H233ZM240 19H241V18H240ZM242 19H244V18L242 17ZM249 19H251V18L249 17ZM255 19H256V18H255ZM262 19H263V18H262ZM0 20H2V19H0ZM13 20H14V19H13ZM17 20H18V19H17ZM20 20H21V19H20ZM22 20H23V18H22ZM29 20H30V19H29ZM33 20H35V19H33ZM33 20H31V22H33ZM43 20H44V19H43ZM86 20L88 21V18H87ZM118 20H120V17H119ZM126 20H127V19H126ZM126 20H125V21H126ZM136 20H137V19H136ZM143 20H144V19H143ZM150 20H151V19H150ZM155 20H156V19H155ZM155 20H154V21H155ZM165 20H166V19H165ZM176 20H177V19H176ZM176 20H175V21H176ZM181 20H182V19H181ZM204 20L206 21V19H203V21L201 22V25H203L202 23H205ZM210 20H211V19H210ZM212 20H213V19H212ZM220 20H221V19H220ZM226 20L228 21V19H226ZM226 20H225V21H226ZM247 20H248V19H247ZM253 20H252V21H253ZM257 20H258V19H257ZM3 21H4V19H3ZM14 21H15V20H14ZM27 21H28V19L26 20V23H30L29 21H28V22H27ZM45 21H46V20H45ZM47 21H48V20H47ZM72 21H73V20H71V22H72ZM83 21H84V20H83ZM123 21H124V20H122V22H123ZM132 21H133V20H132ZM157 21H158V20H157ZM157 21H156V22H157ZM167 21H168V20H167ZM167 21H166V22H167ZM175 21H174V22H175ZM186 21H187V20H186ZM194 21H195V20H194ZM221 21H222V20H221ZM223 21H224V20H223ZM229 21H230V20H229ZM231 21H232V20H231ZM233 21H234V23H237L239 20H238L237 22H235V20H233ZM244 21H245V19H244ZM259 21H260V18H259ZM0 22H1V21H0ZM12 22H13V21H12ZM21 22H22V21H21ZM34 22H36V21H34ZM34 22H33V24H34ZM38 22H37V23H38ZM43 22H44V21H43ZM57 22H58V21H57ZM68 22H69V21H68ZM73 22H74V21H73ZM77 22H78V21H77ZM93 22H95V21L93 20ZM93 22H92V23H93ZM101 22H102V21H101ZM104 22H105V24L107 25L106 21H104ZM116 22H117V21H116ZM122 22H121V24L124 25ZM133 22L135 23V21H133ZM137 22H138V21H137ZM144 22H145V21H144ZM144 22H143L142 24H145L147 21H146L145 23H144ZM166 22H165V23H166ZM169 22H170V21H169ZM171 22L173 23V21H171ZM182 22H183V21H182ZM182 22H181V23H182ZM192 22H193V21H192ZM199 22H200V21H199ZM206 22H207V21H206ZM213 22H214V21H213ZM255 22H256V20H255ZM26 23H25V24H26ZM37 23H36V24H37ZM49 23H50V22H49ZM51 23H52V22H51ZM64 23H65V22H64ZM89 23H90V22H89ZM89 23H88V24H89ZM92 23H90V24H92ZM98 23H99V22H98ZM98 23H96V24L99 25ZM110 23H111V22H110ZM110 23H108V24H110ZM114 23H115V22H114ZM128 23H129V22H128ZM134 23H133V24H134ZM149 23H150V24H149V25H150L149 27H151V29H154V27H155L154 25H156V24H155V23H151V22H149ZM179 23H180V22H179ZM183 23H184V22H183ZM183 23H182V24H183ZM186 23H187V22H186ZM209 23H212V22H209ZM228 23H229V22H228ZM232 23H233V22H231V24H232ZM238 23H239V22H238ZM240 23H242V20H241ZM240 23H239V24H240ZM244 23H245V22H244ZM244 23H243V24H244ZM260 23H261V22H260ZM263 23H264V22H263ZM20 24H21V23H20ZM22 24H23V22H22ZM44 24H45V23H44ZM53 24H55V23H53ZM71 24H72V23H71ZM78 24H79V23H78ZM88 24H87V25H88ZM90 24H89V25H90ZM93 24H94V23H93ZM116 24H118V22H117ZM116 24H115V25H116ZM138 24H140V23H138ZM160 24H161V23H160ZM182 24H181V25H182ZM191 24H192V23H191ZM206 24H208V23H206ZM220 24H221V22H220ZM225 24H226V23H225ZM247 24H248V22H247ZM249 24H250V22H249ZM256 24L258 25L257 22H256ZM261 24H262V23H261ZM9 25H10V24H9ZM18 25H19V24L17 23L16 26H18ZM23 25H24V24H23ZM56 25H57V23H56ZM58 25H59V23H58ZM58 25H57V27H58ZM82 25H83V24H82ZM119 25H120V24H119ZM122 25H121V26H122ZM162 25H164V24L162 23ZM177 25H178V24H176V26H177ZM193 25H195V22H194ZM201 25H199V26H201ZM204 25H205V24H204ZM204 25H203V26H204ZM211 25H212V24H211ZM234 25H235V24H234ZM234 25H233V26H234ZM245 25H246V23H245ZM250 25H251V24H250ZM11 26H13V25H11ZM26 26H28V24H27ZM26 26H23V27L26 28ZM41 26H42V24H41ZM51 26H52V25H51ZM78 26L81 27L80 25H78ZM78 26H77V27H78ZM100 26H101V25H100ZM102 26H103V24H102ZM113 26H114V24H113ZM128 26H129V24H128ZM136 26H138V25H136ZM158 26H159V25H158ZM158 26H157V27H158ZM165 26H166V25H165ZM174 26H175V25H174ZM185 26H187V24H185ZM185 26H182V27H185ZM205 26H207V25H205ZM212 26H213V25H212ZM216 26H217V25H216ZM221 26H222V25H220V27H221ZM236 26H239V25H236ZM253 26H254V25H253ZM255 26H256V25H255ZM0 27H1V26H0ZM36 27H37V26H36ZM47 27H49V26L47 25ZM73 27L75 28L76 26H73ZM109 27H110V26H109ZM124 27H125V25H124ZM131 27H132V25H131ZM138 27H139V26H138ZM147 27H148V26H147ZM168 27L170 28V26H168ZM168 27H167V28H168ZM242 27L244 28V26H242ZM242 27H241V29H242ZM245 27H246V26H245ZM256 27H257V26H256ZM1 28H2V27H1ZM16 28H17V27H16ZM16 28H15V29H16ZM27 28H28V27H27ZM27 28H26V30H28V33L31 32V31H29V30H30V27H29V29H27ZM34 28H35V26H34ZM51 28H52V27H51ZM98 28H99V26H98ZM98 28H97V29H98ZM119 28H121V27L119 26ZM159 28H160V27H159ZM208 28H209V27H208ZM228 28H229V25H228ZM228 28H227V29H228ZM230 28H231V27H230ZM237 28H238V27H236V28L234 27V28H232V29L235 30V29H237ZM253 28H254V27H253ZM253 28H252V29H253ZM259 28H260V27H259ZM21 29H22V28H21ZM32 29H33V28H32ZM35 29H36V28H35ZM53 29H54V28H53ZM71 29H72V28H71ZM80 29H81V28H80ZM100 29H102V28H100ZM103 29H104V28H103ZM135 29H136V27H135ZM139 29H140V28H139ZM144 29H146V27H145ZM149 29H150V28H149ZM175 29H176V27L174 28V30H175ZM177 29H178V26H177ZM179 29H181V28H179ZM187 29L189 30V28H187ZM192 29H193V27H192ZM201 29H202V28H201ZM203 29H204V28H203ZM216 29H217V28H216ZM219 29H221V28H219ZM223 29H225V26H223ZM257 29H258V28H256L255 30H257ZM263 29H264V28L262 27V30H263ZM1 30H2V29H1ZM19 30H20V29H19ZM22 30H24V29H22ZM26 30H25V31H26ZM66 30H67V29H66ZM112 30H114V28H113ZM123 30H125V29H122V28H121L120 30H116V31H119L120 36H122V35L124 34V33H123ZM133 30H134V29H133ZM156 30H157V28H156ZM181 30H182V29H181ZM183 30H184V29H183ZM185 30H186V28H185ZM185 30H184V31H185ZM199 30H200V29H199ZM211 30H212V29H211ZM245 30H246V29H245ZM260 30H261V29H260ZM11 31H12V30H11ZM34 31H35V30H34ZM34 31H33V32H34ZM55 31H56V30H55ZM91 31H92V30H91ZM100 31H101V30H100ZM100 31H99V32H100ZM106 31H107V29L105 30V32H106ZM114 31H115V30H114ZM127 31H128V29H127ZM143 31H144V30H143ZM159 31H160V33H161V30H159ZM170 31H171V30H170ZM186 31H187V30H186ZM186 31H185V33H187ZM191 31H192V30H191ZM197 31H198V30H197ZM197 31L194 30V31H192V33H193V32H197ZM201 31H202V30H200V32H201ZM217 31H218V29H217ZM232 31H233V30H232ZM235 31H237V30H235ZM235 31H234V32H235ZM263 31H264V30H263ZM12 32H14V31H12ZM20 32H22V31L20 30ZM23 32H24V31H23ZM35 32H36V31H35ZM57 32H58V31H57ZM59 32H60V31H59ZM64 32H65V31H64ZM66 32H68V30H67ZM66 32H65V33H66ZM70 32H71V31H70ZM78 32H79V31H78ZM78 32H77V33H78ZM96 32H98V31L96 30ZM108 32H109V30L107 31V33H108ZM128 32H129V31H128ZM136 32H137V29H136V31H135L134 34H136ZM146 32H147V31H146ZM148 32H149V31H148ZM163 32H164V31H163ZM166 32H167V31H166ZM168 32H169V31H168ZM172 32H173V31H172ZM174 32H176V31H174ZM179 32L181 33L182 31H179V30H178V33H179ZM200 32H199V33H200ZM202 32H203V31H202ZM209 32H210V31H209ZM221 32H222V30H221ZM238 32H239V31H238ZM243 32L245 33V31H243ZM246 32H248V31H246ZM251 32H252V31H251ZM16 33L18 34L19 32H16ZM24 33H25V32H24ZM47 33H51V32H47ZM94 33H95V32H94ZM110 33H112V32H111V29H110ZM119 33H118V34H119ZM126 33H127V32H126ZM140 33H141V32H140ZM142 33H143V32H142ZM160 33H158V34H160ZM204 33H205V32H204ZM210 33H211V32H210ZM219 33H220V32H219ZM222 33H223V32H222ZM227 33H228V32H227ZM229 33H230V31H229ZM235 33H236V32H235ZM256 33L258 34V32H256ZM256 33H255V35H256ZM260 33H261V31H260ZM17 34H16V35H17ZM33 34H34V33H33ZM56 34H58V33H56ZM78 34H79V33H78ZM92 34H93V33H92ZM102 34H103V33H101V35H102ZM131 34H132V33H131ZM131 34H130V36H131ZM137 34H138V33H137ZM137 34H136V35H137ZM146 34H147V33H146ZM163 34H164V33H163ZM168 34H169V33H167V36H168ZM172 34H173V33H172ZM175 34H176V33H175ZM188 34H189V33H188ZM188 34H187V35H188ZM196 34H197V33H196ZM196 34H195V36L197 37ZM201 34H202V33H201ZM211 34H212V33H211ZM211 34H210V35H211ZM213 34H214V33H213ZM215 34H216V33H215ZM236 34H237V33H236ZM240 34H241V33H240ZM14 35H15V34H14ZM16 35H15V36H16ZM25 35H26V33H25ZM35 35H36V34H35ZM35 35H34V36H35ZM62 35H63V33H62ZM72 35H74V34H72ZM88 35H90V34H88ZM95 35H96V33H95ZM101 35H100V36H101ZM103 35H104V34H103ZM105 35H106V34H105ZM109 35H110V34H109ZM113 35H115L114 32H113ZM126 35H128V34H126ZM126 35H125V36H126ZM142 35H143V34H142ZM144 35H145V33H144ZM155 35H156V34H155ZM160 35H161V34H160ZM164 35H166V34H164ZM189 35H190V34H189ZM189 35H188V36H189ZM198 35H199V34H198ZM203 35H204V34H203ZM203 35H202L201 39H202V38H205V37H203ZM210 35H209V36H210ZM218 35H219V34H218ZM220 35H221V33H220ZM227 35H228V34H227ZM232 35H233V33H232ZM237 35H238V34H237ZM252 35H253V33H251V36H252ZM261 35H262V34H261ZM0 36H1V34H0ZM18 36H19V35H18ZM22 36H24V34H23ZM34 36H33V37H34ZM49 36H50V35H48V37H49ZM56 36H57V35H56ZM58 36H60V34H59ZM80 36H81V35H80ZM91 36H92V35H91ZM110 36H111V35H110ZM123 36H124V35H123ZM125 36H124V37H125ZM145 36H146V35H145ZM158 36H159V35H158ZM167 36H166L165 38H167ZM176 36H177V35H176ZM176 36H174V37H176ZM180 36H181V34H180ZM180 36H177V37H180ZM191 36H192V35H191ZM193 36H194V35H193ZM204 36H205V35H204ZM206 36H207V35H206ZM230 36H231V33H230ZM230 36H229V37H230ZM263 36H264V35H263ZM263 36H262V37H263ZM4 37H5V36H4ZM26 37H27V36H26ZM29 37H30V36H29ZM31 37H32V36H31ZM60 37H61V36H60ZM60 37H59V39H61ZM66 37H67V36H66ZM84 37H85V36H84ZM93 37H94V36H93ZM98 37H99V36H98ZM104 37H106V36H104ZM104 37H103V38H104ZM127 37H128V38H127ZM131 37H132V36H131ZM137 37H138V36H134V38H137ZM143 37H144V36H143ZM159 37H160V36H159ZM168 37H169V36H168ZM211 37H212V35H211ZM229 37H227V38H229ZM240 37H242V36H240ZM248 37H250V36H248ZM254 37H255V36H254ZM260 37H261V36H260ZM5 38H6V37H5ZM11 38H13V37H11ZM24 38H25V37H24ZM24 38H23V39H24ZM67 38H68V37H67ZM81 38H82V37H81ZM89 38H90V37H89ZM94 38H95V37H94ZM100 38H101V37H100ZM114 38H115V37H114ZM120 38H121V37H120ZM120 38H119V40L122 41L123 39H120ZM129 38H130L129 36H126V39H129ZM145 38H146V37H145ZM148 38H149V36H148ZM184 38H185V37H182V40H183ZM212 38H215V37H212ZM216 38H217V37H216ZM258 38H259V36H258ZM9 39H10V36H9ZM16 39L18 40V38H16ZM21 39H22V38H21ZM55 39H57V38H55ZM62 39H63V38H62ZM64 39H65V38H64ZM74 39H75V36H74ZM85 39H87V33H86V37H85ZM108 39H109V38H107V40H108ZM153 39H154V38H153ZM156 39H158V38H156ZM175 39L177 40V38H175ZM185 39H187V38H185ZM192 39H194V38L192 37ZM206 39H207V38H206ZM210 39H211V38H210ZM229 39H230V38H229ZM235 39H236V38H235ZM238 39H239V38H238ZM256 39H257V35H256ZM2 40H3V39H2ZM13 40H14V39H13ZM30 40H32V39L29 38V41H28L29 43H31ZM67 40H68V39H67ZM78 40H79V39H78ZM78 40H77V41H78ZM81 40H83V39H81ZM116 40H117V42H118V39H117V38H116ZM136 40H137V39H136ZM146 40H147V38H146ZM162 40H165V39L163 38ZM168 40H169V39H168ZM182 40H181L180 42H184V43H185V41H182ZM202 40H203V39H202ZM213 40H214V39H213ZM216 40H217V39H216ZM219 40H220V39H219ZM219 40H217V47H219L218 45H220V44L218 43ZM225 40H226V37L224 38V45L226 46V45L229 44V43L225 44ZM253 40H255V39H253ZM257 40H259V39H257ZM260 40H261V39H260ZM19 41H20V40H19ZM19 41H18V42H19ZM21 41H22V40H21ZM63 41H64V40H63ZM73 41H74V40H73ZM84 41H85V40H83V42H84ZM95 41H96V40H95ZM100 41H101V39H100ZM123 41H125V38H124ZM129 41H131V44H132L133 41L130 40V39H129ZM134 41H135V40H134ZM165 41H166V40H165ZM171 41H172V40H171ZM188 41H189V40H188ZM192 41H193V40H192ZM195 41H197V40H194L193 42H195ZM211 41H212V39H211ZM220 41L223 42V36H222V40H220ZM229 41H230V40H229ZM2 42H3V41H2ZM10 42H12V41H10ZM28 42H27V44H28ZM32 42H33V40H32ZM58 42H59V41L57 40V43H58ZM69 42H70V41H69ZM69 42H68V43H69ZM86 42H88V41H86ZM127 42H128V41H127ZM143 42H144V41H143ZM150 42H151V40H150ZM161 42H162V41H161ZM202 42H203V41H202ZM231 42L233 43V41H231ZM247 42H248V41H247ZM254 42H256V41H254ZM263 42H264V40H263ZM19 43H20V42H19ZM68 43H66V44H68ZM113 43H114V42H113ZM113 43H112V44H113ZM118 43H119V42H118ZM120 43H121V42H120ZM124 43H125V42H124ZM133 43H134V42H133ZM137 43H138V41H137ZM154 43H155V42H154ZM154 43H153V44H154ZM178 43H179V42H178ZM178 43L176 44L177 46H179ZM190 43H192V42H190ZM190 43H189V44H190ZM203 43H204V42H203ZM207 43H208V41H207ZM213 43H214V42H213ZM215 43H216V42H215ZM220 43H221V42H220ZM250 43H251V42H250ZM259 43H260V41H259ZM27 44H26V45H27ZM60 44H61V43H60ZM63 44H64V43H63ZM63 44H62V45H63ZM70 44H71V42H70ZM77 44H78V43H77ZM80 44H82V43H80ZM95 44H96V43H95ZM98 44H99V43H98ZM108 44H110V41H109V40L105 42V45L108 46ZM141 44H142V43H141ZM157 44H158V42H157ZM168 44H169V43H168ZM173 44H175V43H173ZM179 44H181V43H179ZM189 44H188V45H189ZM194 44H195V43H194ZM205 44H206V43H204V45H205ZM209 44H210V42H209ZM234 44H236L235 41H234ZM14 45H15V43H14ZM72 45H73V44H72ZM72 45H71V46H72ZM82 45H83V44H82ZM123 45H125V44H123ZM132 45L134 46V44H132ZM136 45H137V44H136ZM138 45H139V44H138ZM151 45H152V44H151ZM155 45H156V44H155ZM191 45H192V44H191ZM191 45H190V46H191ZM199 45H200V44H199ZM199 45H198V46H199ZM206 45H207V44H206ZM212 45H215V46H216V44H212ZM222 45H223V44H222ZM222 45H221V46H222ZM224 45H223V46H224ZM239 45H240V44H239ZM256 45H257V44H256ZM259 45H260V44H259ZM10 46H11V45H10ZM31 46H32V45H31ZM64 46H65V45H64ZM64 46H63V47H64ZM71 46H70V47H71ZM75 46H77V45H75ZM86 46H87V45H86ZM102 46H103V45H102ZM115 46H116V44H115ZM144 46H145V45H144ZM149 46H150V45H149ZM152 46H153V45H152ZM161 46H162V43H161ZM165 46H166V45H165ZM198 46H197V47H198ZM201 46H202V45H201ZM201 46H199V47H201ZM215 46H213L214 49H216ZM221 46H220V48H221ZM223 46H222V48H223ZM235 46H236V48H237V45H235ZM249 46H250V45H249ZM251 46H252V45H251ZM3 47H4V46H2V48H3ZM6 47H7V46H6ZM13 47H14V46L12 45V48H13ZM16 47H17V46H16ZM38 47H39V46H38ZM38 47L36 46V49H37ZM45 47H48V46H45ZM45 47H43V49H44ZM60 47H61V46H60ZM72 47H73V46H72ZM77 47H78V46H77ZM77 47L75 48L76 50H77ZM79 47H80V46H79ZM97 47H98V46H97ZM108 47H109V46H108ZM111 47L114 48V46H112V45H111ZM111 47H110L109 49H111ZM117 47H118V46H117ZM123 47H124V46H123ZM131 47H132V46H131ZM145 47H146V46H145ZM147 47H148V46H147ZM154 47H155V46H153V48H154ZM162 47H163V46H162ZM170 47H171V46H170ZM172 47H173V46H172ZM181 47H183V44H182ZM206 47H207V46H206ZM211 47H212V46H211ZM229 47H231V46H229ZM243 47H244V46H243ZM261 47L263 48L262 45H261ZM261 47L259 46V48H261ZM4 48H5V47H4ZM18 48H19V47H18ZM18 48H17V49H18ZM21 48H22V47H21ZM56 48H57V47H56ZM106 48H107V47H106ZM106 48H105V49H106ZM119 48H121V47H118L116 51H119V50H118ZM128 48H129V47H128ZM156 48H157V46H156ZM156 48H154V51H155ZM165 48H167V47H165ZM173 48H174V47H173ZM179 48H180V46H179ZM183 48H184V47H183ZM191 48H192V47H191ZM195 48H196V47H195ZM201 48H202V47H201ZM201 48H198V49H201ZM220 48H217V49H220ZM227 48H228V47H227ZM227 48H226V49H227ZM238 48H239V47H238ZM251 48H252V47H251ZM251 48H248V50L250 51ZM255 48H256L255 52H258L259 49H257V47H255ZM255 48H254V49H255ZM14 49H16V48L14 47ZM39 49H40V48H39ZM61 49L65 50L66 47H65V49L61 47ZM61 49H60V50H61ZM70 49H71V48H70ZM70 49H69V50H70ZM84 49H85V48H84ZM84 49H83V51H84V53L86 54V52L88 51V48H87V51H86V52H85ZM95 49H97V48L95 47ZM95 49H94V50H95ZM98 49H99V48H98ZM101 49H102V48H101ZM109 49H108V50H109ZM115 49H116V48H115ZM122 49H123V48H122ZM122 49H121V50H122ZM133 49H135V48L133 47ZM158 49H159V48H158ZM170 49H171V48H170ZM193 49H194V46H193ZM223 49H224V48H223ZM223 49H222V51H223ZM246 49H247V48H246ZM263 49H264V48H263ZM26 50H27V49H26ZM47 50H48V49H47ZM47 50L45 49V51H47ZM49 50H50V49H49ZM63 50H62V51H63ZM151 50H152V49H151ZM178 50H179V49H178ZM180 50H181V49H180ZM180 50H179V51H180ZM183 50H184V49H183ZM183 50H182V51H183ZM202 50L205 52V50H204L203 48L201 49V51H202ZM209 50H210V49H209ZM227 50H228V49H227ZM235 50H236V49H235ZM45 51H43V52H45ZM55 51H56V49H55ZM55 51H54V52H55ZM58 51H59V50H58ZM62 51H61V52H62ZM91 51H92V50H91ZM98 51H99V50H98ZM110 51H111V50H110ZM116 51H115V55L117 54ZM126 51H127V50H126ZM160 51H162V49H160ZM168 51H169V50H167V52H168ZM196 51H197V50H196ZM199 51H200V50H198V52H199ZM207 51H208V50H207ZM207 51H206V54H207ZM215 51H216V50H215ZM222 51H221V49H220V52H221V53H222ZM225 51H226V50H225ZM252 51H253V50H252ZM252 51H250V52H252ZM259 51H261V49H260ZM15 52H16V51H14V50H9V52H8L7 61L10 63L9 66H10L11 68L13 67V65H14L13 62L16 61V57H17V55H18V53L16 52V53H17V54H16ZM21 52H22V51H21ZM29 52H30V50H28V54L31 53V52H30V53H29ZM32 52H33V51H32ZM36 52H37V51H36ZM36 52H34L35 55L33 54V56H35V57H36V55H37ZM38 52H39V55H40V51H38ZM54 52H53V53H54ZM64 52H66V51H64ZM70 52H71V51H69V53H70ZM72 52H73V51H72ZM77 52H78V51H77ZM96 52H97V51H96ZM96 52H92L91 54H93V53L95 54ZM124 52H125V51H124ZM129 52H130V50H129ZM149 52H150V51H149ZM155 52H156V51H155ZM163 52L166 53V51H163ZM180 52H181V51H180ZM190 52L195 53V52H193L192 50H191ZM210 52L212 53V51H210ZM228 52H230V53H228V54L230 55V54H231V51H228ZM232 52H233V51H232ZM236 52H237V51H236ZM243 52H244V51H243ZM243 52H241V54H242ZM246 52H247V51H246ZM253 52H254V51H253ZM253 52H252V53H253ZM255 52H254V53H255ZM41 53H42V52H41ZM49 53H50V52H49ZM59 53H60V52H59ZM73 53H74V52H73ZM88 53H89V52H88ZM110 53H111V52H110ZM110 53H109V54H110ZM112 53H114V49H113ZM112 53H111V55H112ZM125 53H126V52H125ZM125 53H123V54H125ZM130 53H131V52H130ZM138 53H139V52H138ZM146 53H147V52H146ZM150 53H151V52H150ZM152 53H153V51H152ZM152 53H151V54H152ZM161 53H162V52H161ZM161 53H160V54H161ZM221 53H220V54H221ZM224 53H225V52H224ZM226 53H227V52H226ZM239 53H240V52H239ZM247 53H248V52H247ZM258 53H259V52H258ZM262 53H263V51L261 52V54H262ZM0 54H1V53H0ZM22 54H23V53H21V55H22ZM26 54H27V53H26ZM55 54H56V53H55ZM61 54H62V53H61ZM118 54H119V56H120V53H119V52H118ZM142 54H143V53H142ZM153 54H154V53H153ZM172 54H173V53H172ZM175 54H177V53H175ZM180 54H181V53H180ZM187 54H188V53H187ZM187 54H186V55H187ZM203 54H204V53H203ZM214 54H215V53H214ZM234 54H236V53H234ZM237 54H238V53H237ZM255 54H256V53H255ZM30 55H31V54H30ZM67 55H68V54H67ZM67 55H64L65 58H66ZM78 55H80V53H79ZM78 55L76 56V58L78 57ZM86 55H87V54H86ZM97 55H99V53L95 54V56H97ZM100 55H101V53H100ZM106 55H107V54H106ZM111 55H109V56H111ZM115 55H114V58H113V59H116V58L118 59V56L115 58ZM129 55H130V54H129ZM146 55H147V54H146ZM156 55H157V54H156ZM161 55H162V54H161ZM163 55H164V54H163ZM163 55H162V56H163ZM168 55H169V54H168ZM170 55H171V54H170ZM181 55H182V54H181ZM189 55H190V54H189ZM193 55H194V54H193ZM193 55H192V56H193ZM196 55H197V54H196ZM201 55H202V54H201ZM201 55H200V56H201ZM232 55H233V54H232ZM245 55H246V57L248 56V54H245ZM252 55H253V54H252ZM24 56H25V55H24ZM26 56L28 57V55H26ZM33 56H32L31 58H33ZM49 56H52V53H51V55H49ZM71 56H72V55H71ZM95 56H94V57H95ZM109 56H108V57H109ZM130 56H131V55H130ZM132 56H133V55H132ZM166 56H167V54H166ZM174 56H175V55H174ZM174 56H172V57H174ZM202 56H203V55H202ZM205 56H207V55H205ZM209 56H210V54H209ZM218 56H219V55H218ZM218 56H215L216 59H217ZM220 56H223V55H220ZM220 56H219V57H220ZM239 56L242 57L243 54H242V55H239ZM254 56H255V55H254ZM263 56H264V55H263ZM21 57H23V56H21ZM40 57H41V56H40ZM47 57H48V56H47ZM72 57H73V56H72ZM80 57H82V55H81ZM88 57H90V56H88ZM88 57H87V58H88ZM140 57H141V56H140ZM140 57H139V59H140ZM146 57H147V56H146ZM172 57H171V58H172ZM190 57H191V56H190ZM198 57H199V56H198ZM210 57L215 58L214 56H210ZM210 57H207V58H209V60H211ZM248 57H251V56L249 55ZM248 57H247V59H249ZM252 57H253V56H252ZM252 57H251V58H252ZM257 57H258V55H257ZM17 58H18V60H19L20 55H19V57H17ZM25 58H26V57H25ZM62 58H63V57H62ZM74 58H75V57H74ZM96 58H97V57H96ZM106 58H107V57H106ZM111 58H112V56H111ZM126 58H128V57H126ZM131 58H132V57H131ZM151 58H154V62H153L154 64H158V65H163V64H165V63L161 62V60H162L161 58H162V57L159 58V56H158V58H157L156 56H154V57L152 56V57H150V59H151ZM165 58H167V57H165ZM174 58H175V57H174ZM188 58H189V57H188ZM196 58H197V57H196ZM238 58H239V57H237V59H238ZM243 58H244V57H243ZM27 59H28V58H27ZM34 59H35V58H34ZM34 59H33V60H34ZM48 59H49V58H48ZM58 59H59V58H58ZM58 59H57V60H58ZM71 59L73 60V58H71ZM78 59H79V58H78ZM85 59H86V57H85ZM98 59H99V57H98ZM120 59H121V58H120ZM122 59H123V58H122ZM122 59H121V61H122ZM128 59H129V58H128ZM128 59H127V60H128ZM150 59H149V60H150ZM160 59H161V60H160ZM191 59H192V57L190 58V60H191ZM201 59H202V57H201ZM205 59H206V58H205ZM222 59H223V57L221 58V60H222ZM227 59H229V57H228ZM230 59H231V58H230ZM232 59H233V58H232ZM234 59H235V57H234ZM241 59H242V58H241ZM245 59H246V58H245ZM258 59H262V58H258ZM29 60L33 61L32 59H29ZM43 60L45 61V59H43ZM52 60H54V57H53ZM83 60H84V59H82V63H84ZM91 60L96 61L97 59L95 60L94 58H92V55H91ZM91 60H90V61H91ZM137 60H138V59H137ZM141 60H142V59H141ZM145 60H146V59H145ZM151 60L153 61V59H151ZM163 60H164V59H163ZM163 60H162V61H163ZM169 60H170V59H169ZM178 60H179V58H178ZM178 60L175 59V62H177ZM187 60H188V59H187ZM198 60H199V58H198ZM202 60H203V59H202ZM206 60H207V59H206ZM217 60H218V59H217ZM251 60H252V59H251ZM251 60H250V61H251ZM19 61H20V60H19ZM39 61H40V58H39ZM44 61H41V64H42V62L44 63ZM47 61H48V60H47ZM49 61H50V60H49ZM69 61H70V60H69ZM80 61H81V59H80ZM80 61H78V62H80ZM85 61H86V60H85ZM93 61H92V62H93ZM97 61H98V60H97ZM97 61H96V62H97ZM110 61H111V60H110ZM114 61H116V60H114ZM171 61L174 62L173 59H171ZM195 61H196V60H195ZM200 61H201V60H200ZM212 61H213V60H212ZM222 61H223V60H222ZM226 61H227V60H226ZM233 61H234V60H233ZM242 61H243V60H242ZM260 61H262V60H260ZM263 61H264V59H263ZM17 62H18V61H17ZM22 62H23V60H22ZM24 62H25V60H24ZM24 62H23V65H24ZM29 62H30V61H29ZM51 62H52V61H51ZM55 62H56V61H55ZM70 62H72V61H70ZM107 62H108V61H107ZM111 62H112V61H111ZM119 62H120V61H119ZM137 62H138V61H137ZM181 62H183V61L181 60ZM191 62H192V61H191ZM196 62H198V61H196ZM203 62H204V61H203ZM208 62H209V61H208ZM214 62H215V61H214ZM227 62H228V61H227ZM227 62H226V64H227ZM238 62H239V61H238ZM244 62H245V61H244ZM244 62H243V63H244ZM251 62H252V61H251ZM251 62H250V63H251ZM253 62H254V61H253ZM26 63H27V62H26ZM26 63H25V65H28V64H26ZM30 63H31V62H30ZM35 63H38V62L36 61ZM35 63L33 64V66L35 65ZM72 63H73V62H72ZM74 63H75V62H74ZM76 63H77V62H76ZM86 63H87V62H85L84 64H86ZM88 63H89V62H88ZM93 63H94V62H93ZM127 63H128V62H126V64H127ZM144 63H146V62H144ZM144 63H143V65H145ZM147 63H148V62H147ZM161 63H163V64H161ZM184 63H185V61H184ZM184 63H183V64H184ZM209 63H210V62H209ZM224 63H225V61H224ZM248 63H249V62H248ZM261 63H262V62H260V65H264V64H261ZM20 64H21V62H20ZM20 64H19V66H20ZM31 64H32V63H31ZM31 64H30V65H31ZM49 64H50V62H49ZM80 64H81V63H80ZM84 64H83V66H84ZM136 64H137V63H136ZM148 64H150V63H148ZM151 64H152V63H151ZM154 64H152V66H153ZM183 64H182V65H183ZM187 64H188V63H187ZM190 64H192V63H190ZM206 64H208V63H206ZM228 64H230V62H229ZM239 64H242V63H239ZM239 64H238V65H239ZM245 64H246V63H245ZM251 64H252V63H251ZM254 64H255V62H254ZM15 65H18V64H15ZM15 65H14V66H15ZM23 65L21 64V66H22L21 69L16 68V71H17V70H22V69H24V68H23ZM44 65H45V64H44ZM46 65H47V64H46ZM67 65H68V64H67ZM70 65H71V63H70ZM70 65H68L69 68L71 67ZM73 65H74V64H73ZM73 65H72V67H73ZM77 65H78V64H77ZM86 65H87V64H86ZM104 65H105V64H104ZM115 65H116V64H115ZM119 65H120V64H119ZM119 65H118V67H119ZM122 65H123V64H122ZM127 65H129V64H127ZM140 65H142V64L140 63ZM143 65H142V67H143ZM172 65H174V64H172ZM180 65H181V64H180ZM192 65H194V64H192ZM204 65H205V63H204ZM214 65H215V63H214ZM214 65H213V67H214ZM218 65H219V63H218ZM235 65H236V64H235ZM238 65H236V66L238 67ZM247 65H248V64H247ZM249 65H250V64H249ZM249 65H248V66H249ZM255 65H256V64H255ZM35 66H36V65H35ZM165 66H166V64H165ZM170 66H171V63H170ZM174 66H175V65H174ZM183 66L185 67V66H186V63H185V65H183ZM188 66H189V64H188ZM194 66H195V65H194ZM201 66H202V65H201ZM209 66H210V64H209ZM219 66H220V65H219ZM225 66H226V65H225ZM240 66H241V65H240ZM250 66H251V65H250ZM250 66H249V68H250ZM28 67H29V66H28ZM38 67H39V66H38ZM108 67H109V64H108ZM108 67H107V68H108ZM115 67H116V66H115ZM118 67H117V68H118ZM124 67H126V66H124ZM127 67H128V66H127ZM145 67H146V66H145ZM158 67H159V66H158ZM179 67H180V66H179ZM192 67H193V66H192ZM192 67H191V68H192ZM203 67H204V66H203ZM206 67H207V65H206ZM210 67H211V66H210ZM217 67H218V66H217ZM221 67H222V66H221ZM244 67H246V66L244 65ZM253 67H254V66H253ZM258 67H259V69L261 68V67L259 66V62H258ZM19 68H20V67H19ZM52 68H54V67H52ZM56 68H57V67H56ZM60 68H61V67H60ZM66 68H68V67H66ZM66 68H65V71L67 70ZM76 68H77V67H76ZM76 68H75V69H76ZM82 68H83V67H82ZM85 68H86V66H85ZM87 68H88V67H87ZM103 68H104V67H103ZM112 68H114V67H112ZM120 68H122V67H120ZM146 68H147V67H146ZM154 68H155V67H154ZM159 68H160V67H159ZM168 68H169V67H168ZM168 68H167V69H168ZM171 68H172V67H171ZM174 68H175V67H174ZM189 68H190V67H189ZM189 68H187V69L189 70ZM193 68H194V67H193ZM199 68H200V67H199ZM214 68H215V67H214ZM223 68H224V67H223ZM223 68H222V71H224ZM231 68H232V67H231ZM234 68H235V66H234ZM262 68H263V67H262ZM29 69L31 70L30 67H29ZM29 69H28V70H29ZM43 69H44V68H43ZM57 69H58V68H57ZM73 69H74V68H73ZM75 69H74V71H76ZM98 69H101V68H98ZM104 69H105V68H104ZM109 69H110V68H109ZM139 69H142V68H139ZM147 69H148V68H147ZM169 69H170V68H169ZM196 69H197V67H196ZM209 69H210V68H209ZM215 69H217V68H215ZM239 69H240V68H239ZM242 69H243V67H242ZM250 69H251V68H250ZM12 70H13V68H12ZM25 70H26L25 72H27L26 67H25ZM33 70H34V69H33ZM40 70H41V69H40ZM45 70H46V69H45ZM51 70H52V69H51ZM51 70H50V72H51ZM80 70H82V69H80ZM86 70H87V69H86ZM95 70H96V69H95ZM105 70H107V69H105ZM126 70L128 71V69H126ZM126 70L123 69L122 71H125V72H126ZM143 70H144V69H143ZM143 70H141V71H143ZM157 70H159V69H157ZM163 70H164V67H163V69L161 68V71H163ZM182 70H183V69H181V71H182ZM185 70H186V69H185ZM198 70H199V69H198ZM198 70H197V71H198ZM212 70H213V69H212ZM225 70H226V69H225ZM229 70H231V69H229ZM237 70H238V69L236 68V71H237ZM247 70H248V68L245 69V72H246ZM255 70H256V69H255ZM34 71H35V70H34ZM34 71H31V72L35 73ZM37 71H38V69H37ZM47 71H48V70H47ZM53 71H54V70H53ZM57 71H58V70H57ZM65 71H63V73H64ZM68 71H69V70H68ZM84 71H85V70H84ZM84 71H83V72H84ZM87 71H88V70H87ZM97 71H98V70H96V72H97ZM107 71H109V70H107ZM107 71H106V72H107ZM110 71H111V70H110ZM110 71H109V72H110ZM120 71H121V70H120ZM175 71H176V70H175ZM215 71H216V70H215ZM222 71L219 72V75H220V73H221ZM226 71H227V70H226ZM226 71H224V74L226 73ZM238 71H239V70H238ZM241 71H242V70H241ZM262 71L264 72V70H262ZM10 72H12L11 69H10ZM18 72H19V71H18ZM22 72H23V71H22ZM22 72H21V73H22ZM25 72H24V73H25ZM31 72H30V73H31ZM71 72H72V69H71ZM71 72H70V74H71ZM96 72H94V73H96ZM112 72H113V69H112ZM117 72H119V71H117ZM145 72H147V70H145ZM148 72H149V70H148ZM155 72H157V71H155ZM169 72H170V71H169ZM169 72H168V73H169ZM172 72H173V71H172ZM186 72H187V71H186ZM188 72H189V71H188ZM188 72H187V73H188ZM195 72H196V71H195ZM195 72H193V73H195ZM213 72H214V71H213ZM217 72H218V70H217ZM259 72H260V71H259ZM263 72H262V73H263ZM12 73H13V72H12ZM12 73H11V74H12ZM19 73H20V72H19ZM27 73H28V72H27ZM38 73H39V72H38ZM40 73H41V72H40ZM51 73H52V72H51ZM59 73H60V72H59ZM76 73H77V72H76ZM91 73H92V72H90V74H91ZM94 73H93V74H94ZM99 73H100V72H99ZM119 73H120V75H119V74H116V73H115V74L117 75L118 79H122L123 82H124V81H125V80L123 79V77H124V75H123L124 72L122 73L123 76L121 75V72H119ZM135 73H136V75H139L136 71H135ZM149 73H150V72H149ZM149 73H148V74H149ZM152 73H153V72H152ZM179 73H180V72H179ZM179 73H178V74H179ZM191 73H192V72H191ZM198 73H199V72H198ZM201 73H202V72H201ZM204 73H205V72H204ZM215 73H216V72H215ZM243 73H244V72H243ZM243 73H242V74H243ZM247 73H248V72H247ZM251 73H252V72H251ZM251 73H249V75H250ZM28 74H29V73H28ZM31 74H32V73H31ZM31 74H29V75H30V79H28V77H29L28 75H27L28 77L25 76V77H27V79H25V81H26V80H34V79H33L34 77H31L33 74H32V75H31ZM52 74H53V73H52ZM57 74H58V73H57ZM70 74H69V75H70ZM78 74H79V73H78ZM78 74H76V75L78 76ZM109 74H110V73H109ZM115 74L112 73L111 75H115ZM132 74H133V73H132ZM155 74H156V73H155ZM159 74H160V73H159ZM199 74H200V73H199ZM208 74H209V73H208ZM208 74H204V75H208ZM235 74H236V73H235ZM255 74H256V72H255ZM258 74H259V73H258ZM17 75H18V74H17ZM39 75H40V74H39ZM44 75H45V74H44ZM55 75H56V73H55ZM72 75H73V74H72ZM105 75H106V73H105ZM105 75H104V76H105ZM111 75H110V76H111ZM118 75H119V76H122V78H119ZM133 75H134V74H133ZM144 75H145V74H144ZM153 75H154V74H152V76H153ZM162 75L164 76L165 74H162ZM169 75H170V74H169ZM169 75H168V76H169ZM185 75H186V74H185ZM189 75H190V74H189ZM211 75H212V74H211ZM215 75L217 76V74H215ZM229 75H231V74H229ZM229 75H228V76H229ZM12 76H13V74H12ZM22 76H23V75H22ZM35 76H36V73H35ZM48 76H49V75H48ZM52 76H53V75H52ZM66 76H67V75H66ZM77 76H75V77H77ZM91 76H93V75H91ZM91 76H90V77H91ZM108 76H109V75H108ZM142 76H143V75H142ZM152 76H151V77H152ZM155 76H156V75H155ZM157 76H158V74H157ZM163 76H162V77H163ZM171 76H172V74H171ZM171 76H170V77H171ZM181 76H182V74H180V77H181ZM194 76L197 77V75H195V74H194ZM194 76H192V78H193ZM200 76H202V74H200ZM226 76H227V75H226ZM232 76H233V75H232ZM234 76H235V75H234ZM244 76H245V75H244ZM262 76H263V75H262ZM5 77H6V75H5ZM5 77H4V78H5ZM8 77H9V76H8ZM20 77H21V76H20ZM72 77H73V76H72ZM117 77H116V78H117ZM134 77H135V75H134ZM136 77H138V76H136ZM136 77H135V78H136ZM147 77H148V79H147V81H148V80H149V76H147ZM175 77H178V76L176 75ZM182 77H183V76H182ZM188 77H189V76H188ZM198 77H199V76H198ZM198 77H197V78H198ZM202 77H203V76H202ZM202 77H201V78H202ZM204 77H205V76H204ZM204 77H203V78H204ZM212 77H213V76H212ZM222 77H223V76H222ZM224 77H225V75H224ZM254 77H255V75H254ZM10 78H12L11 75H10ZM14 78H15V77H14ZM35 78H36V77H35ZM42 78H43V77H42ZM42 78H41V79H42ZM46 78H47V76H45V79H46ZM68 78H69V77H68ZM86 78H87V77H86ZM86 78H85V79H86ZM97 78H99V77H97ZM97 78H96V79H97ZM100 78H102V77H100ZM106 78H107V77H106ZM106 78H105V80L107 81ZM140 78H141V77H140ZM155 78H156V77H155ZM155 78H154V80H155ZM166 78H167V77H166ZM190 78H191V77H190ZM194 78H195V77H194ZM201 78H198V79L200 80ZM228 78H229V77H228ZM234 78H235V77H234ZM236 78H237V77H236ZM236 78H235V79H236ZM243 78H245V77H243ZM258 78H259V76H258ZM0 79H1V78H0ZM36 79H37V78H36ZM36 79H35V81H36ZM39 79H40V78H39ZM39 79H37V80H39ZM70 79H71V75H70ZM70 79H69V81H70ZM78 79H79V78H78ZM81 79H82V78H81ZM88 79L90 80L91 78L88 77ZM109 79H110V77H109ZM132 79H134V78H132ZM145 79H146V78H145ZM151 79H152V78H151ZM160 79H161V78H160ZM162 79H163V78H162ZM162 79H161V80H162ZM164 79H165V78H164ZM172 79H174V78L172 77ZM181 79H182V78H181ZM184 79H185V78H184ZM209 79H211V77H209L207 80H209ZM220 79H222V78H220ZM254 79H255V78H254ZM254 79H253V80H254ZM11 80H12V79H11ZM11 80H10V81H11ZM57 80H58V79L56 78L55 81H57ZM63 80H64V77H63ZM63 80H61V81H63ZM67 80H68V79H67ZM67 80H66V81H67ZM76 80H77V79H76ZM102 80H103V79H102ZM128 80H130V79H128ZM136 80H137V79H136ZM157 80H158V79H157ZM157 80H156V81H157ZM168 80H169V79H168ZM176 80H177V79H175L174 81H176ZM185 80H186V79H185ZM185 80H184V81H185ZM188 80H189V79H188ZM190 80H191V79H190ZM193 80H194V79H193ZM196 80H197V79H196ZM199 80H198V82H200ZM216 80H217V78H216ZM216 80H214V81H216ZM229 80H230V79H229ZM231 80H232V78H231ZM243 80H244V79H243ZM246 80H247V79H246ZM256 80H258V79L256 78L255 81H256ZM0 81H1V80H0ZM8 81H9V78H8ZM12 81H13V80H12ZM43 81H44V79H43ZM71 81H72V79H71ZM80 81H81V80H80ZM84 81H85V80H84ZM90 81H93V80H90ZM96 81H97V80H96ZM96 81L94 80L95 83H96ZM106 81H105V82H106ZM113 81L115 82L114 79H113ZM113 81H112L111 83H113ZM116 81H117V80H116ZM137 81H138V80H137ZM139 81H141V79H139ZM151 81L153 82V80H151ZM151 81H150L149 83H151ZM181 81H182V80H181ZM184 81H183V82H184ZM191 81H192V80H191ZM194 81H195V80H194ZM219 81H220V80H219ZM225 81H226V80H225ZM240 81H242V80H240ZM250 81H251V79H250ZM262 81H263V79H262ZM21 82H22V81H21ZM28 82H29V81H28ZM37 82H38V81H37ZM73 82L75 83V81H72V85H73ZM81 82H83V80H82ZM121 82H122V81H121ZM133 82L135 83V81H133ZM133 82H131V83L133 84ZM142 82H143V81H142ZM154 82H155V81H154ZM166 82H167V81H166ZM198 82H197V83H198ZM202 82H204V81H202ZM206 82H207V81H206ZM222 82H223V81H222ZM222 82H221V83H222ZM226 82H227V81H226ZM235 82H236V81H235ZM237 82H238V80H237ZM243 82H245V81H243ZM251 82H252V81H251ZM257 82H258V81H257ZM257 82H256V83H257ZM0 83H1V82H0ZM5 83H6V82H5ZM5 83H4V84H5ZM10 83H11V82H10ZM24 83L26 84V82H24ZM31 83H32V82H31ZM47 83H49V82H47ZM47 83H46V84H47ZM57 83H58V81H57ZM57 83H56V84H57ZM65 83H66V82L64 81L63 84H65ZM77 83H78V81H77ZM92 83H93V82H92ZM99 83H100V82H99ZM99 83H98V85H99ZM108 83H110V82L108 81ZM108 83H107V84H108ZM111 83H110V84H111ZM117 83H118V81H117ZM119 83H120V82H119ZM131 83H130V84H131ZM155 83H156V82H155ZM163 83H164V82H163ZM163 83H161V84H163ZM171 83H175V82H172V80H170V84H171ZM204 83H205V82H204ZM214 83H215V82H214ZM221 83H220V84H221ZM228 83H229V82H228ZM233 83H234V81H233ZM245 83H246V82H245ZM249 83H250V82H249ZM249 83H248V81H247L246 84L249 85ZM25 84H24V85H25ZM34 84H35V83H34ZM41 84H42V83H41ZM46 84H45V85H46ZM50 84H51V83H50ZM52 84H53V83H52ZM58 84H60V82H59ZM61 84H62V83H61ZM67 84H68V83H67ZM67 84H66V86H67ZM69 84L71 85L70 82H69ZM69 84H68V85H69ZM83 84H85V82H83ZM90 84H91V83H90ZM114 84L116 85V82H115ZM114 84L112 85V87H114ZM120 84H122V83H120ZM120 84H119V85H120ZM123 84H125V82H124ZM126 84H127V83H126ZM126 84L124 85V86H126L125 88H127V85H126ZM136 84H137V83H136ZM138 84H139V83H138ZM140 84H141V83H140ZM151 84H152V83H151ZM167 84H168V82H167ZM176 84H178V83L176 82ZM184 84H185V83H184ZM195 84H196V83H195ZM199 84H202V83L200 82ZM241 84H243V83H241ZM252 84H254V83H252ZM252 84H250V85L252 86ZM258 84H262L261 81L258 82ZM0 85H1V84H0ZM2 85H3V84H2ZM7 85H8V84H7ZM15 85H16V84H15ZM20 85H21V84H20ZM27 85L29 86V85H30V82H29V84H26L25 86L27 87ZM36 85H37V84H36ZM36 85H34V88H33V89H35V86H36ZM53 85H54V84H53ZM86 85H87V84H86ZM91 85H93V84H91ZM91 85H89V86L92 88ZM101 85H102V84H101ZM103 85H104V84H103ZM117 85H118V84H117ZM143 85H144V84H143ZM146 85H147V84H146ZM156 85H157V84H156ZM163 85H164V84H163ZM171 85H172V84H171ZM192 85H193V84H192ZM197 85H198V84H196V87H197ZM211 85H212V84H211ZM221 85H223V84H221ZM239 85H240V84H238V86H239ZM248 85H247L248 88L251 87L250 85H249V86H248ZM16 86H18V85H16ZM30 86H32V85H30ZM39 86H41V85H39ZM76 86H77V85H76ZM80 86H81V84H80ZM80 86H79V87H80ZM84 86H85V85H84ZM84 86H83V87H84ZM94 86H95V84H94ZM106 86H107V85H105L104 87H106ZM108 86H109V84H108ZM131 86H132V85H130L129 87H131ZM136 86H138V85H135V87H136ZM139 86H140V85H139ZM152 86H153V85H152ZM159 86H160V84H159ZM161 86H162V85H161ZM172 86H174V85H172ZM182 86H183V83H182ZM189 86H190V85H189ZM199 86H200V85H199ZM203 86H204V85H203ZM213 86H214V85H213ZM217 86H218V85H217ZM225 86H226V85H225ZM232 86H233V85H232ZM232 86H231V87H232ZM236 86H237V84H236ZM238 86H237V87H238ZM240 86H241V85H240ZM240 86H239V88H240ZM255 86H257V84H255ZM43 87H45V86H43ZM72 87H73V86H72ZM83 87L81 86L80 89L82 90ZM90 87H88V88H90ZM97 87H98V86H96V88H97ZM104 87H102V88H104ZM109 87H110V86H109ZM115 87H116V86H115ZM143 87H144V86H143ZM156 87H157V86H156ZM167 87H169V86H167ZM167 87H165V88H167ZM193 87H194V86H193ZM196 87H195V89H196ZM215 87H216V86H215ZM261 87H263V84H262ZM8 88L11 90L10 86H9ZM16 88H17V87H16ZM22 88H23V87H21L20 89H22ZM29 88H30V87H29ZM40 88H41V87H40ZM58 88H59V87H58ZM65 88H66V87H64V90H66ZM74 88H75V87H74ZM77 88H78V86H77ZM84 88H85V87H84ZM86 88H87V86H86ZM86 88H85V89H86ZM88 88H87V89H88ZM99 88H100V87H99ZM102 88H101V89H102ZM106 88H107V87H106ZM144 88H147V87H144ZM148 88H149V87H148ZM153 88L155 89V87H153ZM153 88H152V89H153ZM157 88H158V87H157ZM165 88H164V89H165ZM171 88H172V87H171ZM171 88H170V89H171ZM174 88H175V87H174ZM203 88H204V87H203ZM208 88H209V87H208ZM212 88H213V87L211 86V89H212ZM218 88H219V86H218ZM218 88H216V89L218 90ZM221 88H222V86H221ZM232 88H233V87H232ZM239 88H238V89H239ZM242 88H243V86H242ZM242 88H241V89H242ZM257 88H258V86H257ZM18 89H19V88H18ZM33 89H30V90H33ZM36 89H37V88H36ZM41 89H43V88H41ZM48 89H49V88H48ZM48 89H47V90H48ZM107 89H108V88H107ZM123 89H124V88H123ZM140 89H141V87L139 88V90H140ZM154 89H153V90H154ZM161 89H163V88H161ZM176 89H177V88H176ZM181 89H182V88H181ZM188 89H189V88H188ZM188 89L186 88V91H187ZM195 89H194V90H195ZM198 89L201 90V87L198 88ZM198 89H197V90H198ZM229 89H230V88H229ZM241 89H240V90H241ZM244 89H245V85H244ZM249 89H250V88H249ZM251 89H252L251 91L254 90V89H253V86H252ZM259 89H260V88H259ZM0 90H1V89H0ZM12 90H13V89H12ZM43 90H44V89H43ZM47 90H46V91H43V92H40V93H44V92H45V93H46V92L48 93ZM52 90H55V89H52ZM57 90H58V89H57ZM59 90H60V89H59ZM61 90H62V89H61ZM96 90H98V88L95 89V92H96ZM102 90H103V89H102ZM110 90H111V88H110ZM110 90H109V91H110ZM124 90H125V89H124ZM127 90H128V89H127ZM127 90L125 91V93H127ZM133 90H134V89H133ZM135 90H136V89H135ZM137 90H138V89H137ZM137 90H136V91H137ZM141 90H142V89H141ZM141 90H140V91H141ZM147 90H148V89H147ZM177 90H178V89H177ZM182 90H184V89H182ZM191 90H192V89H191ZM203 90H205V89H203ZM221 90H222V89H221ZM221 90H220V91H221ZM223 90H224V89H223ZM223 90H222V91H223ZM240 90H239V91H240ZM242 90H243V89H242ZM245 90H247V88H246ZM255 90H256V89H255ZM262 90H263V89H262ZM14 91H15V90H13V93H14ZM18 91H19V90H18ZM28 91H29V90H28ZM33 91H34V90H33ZM68 91L70 92L69 88H68ZM72 91H73V90H72ZM72 91H71L70 94H72V93L75 94V93L78 92V91H76V92H72ZM74 91H75V90H74ZM105 91H106V90H105ZM131 91H132V90H130V93H131ZM143 91H144V90H143ZM156 91H157V90H156ZM170 91H171V94L174 93V92L172 93V90H170ZM170 91H169V92H170ZM179 91H180V90H179ZM186 91H184V92L187 93ZM192 91H193V90H192ZM208 91H212V90H209V89H208ZM208 91H207V92H208ZM233 91H234V90H233ZM235 91L237 92V89H235ZM235 91H234V92H235ZM243 91H244V90H243ZM10 92H11V91H10ZM10 92H9V94H8V93H7V94L10 95ZM19 92H20V91H19ZM19 92H18V94H20ZM51 92H53V91H51ZM61 92H62V91H61ZM69 92H68V93H69ZM80 92H81V91H80ZM80 92H79V93H80ZM86 92H87V91H86ZM91 92H92V91H91ZM93 92H94V90H93ZM93 92L91 93V96L93 95ZM110 92H112V91H110ZM122 92H123V91H122ZM138 92H139V91H138ZM159 92H160V91H159ZM164 92H165V91H164ZM164 92H163V94H164ZM166 92H167V91H166ZM166 92H165V93H166ZM180 92H182V91H180ZM201 92H202V90H201ZM203 92H204V91H203ZM207 92H206V94H207ZM214 92H215V91H214ZM217 92H218V91H217ZM234 92H233V93H234ZM1 93H2V92H0V95H1ZM24 93H26V92H24ZM27 93H30V91L27 92ZM36 93H37V92H36ZM36 93H34V94H36ZM40 93H39V94H40ZM47 93H46V94H47ZM49 93H50V90H49ZM57 93H58V92H57ZM79 93H78V94H79ZM84 93H85V92H84ZM98 93H99V92H98ZM102 93H103V92H102ZM104 93H105V92H104ZM104 93H103V94H104ZM107 93H109V92H107ZM132 93H135V92H132ZM139 93H140V92H139ZM141 93H142V92H141ZM143 93H144V92H143ZM154 93H155V91H154ZM161 93H162V92H161ZM161 93H160V94H161ZM178 93H179V92H178ZM224 93H225V92H224ZM242 93H243V92H242ZM251 93H252V92H251ZM16 94H17V93H16ZM18 94H17V96H18ZM21 94H22V93H21ZM65 94H66V92H64V96H66ZM96 94H97V93H96ZM96 94H95V95H96ZM99 94H100V93H99ZM110 94H111V93H110ZM110 94H109V95H110ZM119 94H120V93H119ZM128 94H129V93H128ZM136 94H137V93H136ZM136 94H133V95L136 96ZM156 94H157V93H156ZM163 94H161V95H163ZM171 94L169 95V97L171 96ZM174 94L176 95V93H174ZM179 94H180V93H179ZM189 94H190V93H189ZM200 94H201V93H200ZM210 94L212 95V93H210ZM246 94H247V92H246ZM259 94H260V92H259ZM29 95H31V94H29ZM32 95H33V94H32ZM37 95H38V94H37ZM37 95H36V96H37ZM41 95H43V94H41ZM47 95H49V94H47ZM47 95H46V97H47ZM53 95H54V94H53ZM55 95H56V94H55ZM59 95H60V94H59ZM72 95H73V94H72ZM81 95H82V94H81ZM95 95H94V96H95ZM113 95H114V94H113ZM122 95H123V94H122ZM144 95L146 96V93H145ZM153 95H154V94H153ZM183 95H184V94H183ZM185 95H186V94H185ZM194 95H195V94H194V92H193V96H194ZM197 95H198V94H197ZM204 95H205V94H204ZM208 95H209V93H208ZM208 95H206V98H209ZM226 95H228V94H226ZM236 95H238V94H236ZM260 95H261V94H260ZM3 96H6V95H3ZM17 96H16V98L19 99V97H17ZM19 96H21V95H19ZM36 96H35V97H36ZM50 96H51V95H49V97H50ZM67 96H68V95H67ZM67 96H66V98L69 97V96H68V97H67ZM97 96H98V95H97ZM103 96H105V97H103V98H106V95H103ZM117 96H118V95H117ZM127 96H128V95H127ZM173 96H174V95H173ZM201 96H202V94H201ZM207 96H208V97H207ZM218 96H219V95H218ZM257 96H258V95H257ZM23 97H24V96H23ZM30 97H31L30 99L32 100V99H33V96H30ZM40 97H41V96H40ZM42 97H43V96H42ZM42 97H41V98H42ZM51 97H52V96H51ZM51 97H50V98H51ZM56 97H57V96H56ZM56 97H55V99H57ZM58 97H59V96H58ZM71 97H72V96H71ZM74 97H75V95H74ZM78 97H79V96H78ZM107 97H108V96H107ZM112 97H113V96H112ZM120 97H121V95H120ZM129 97H130V95H129ZM155 97H156V96H155ZM166 97H168V96H167V93H166ZM177 97H179V96L177 95ZM181 97H182V96H181ZM196 97H197V96H196ZM198 97H199V96H198ZM219 97H220V96H219ZM221 97H222V96H221ZM221 97H220V98H221ZM244 97H245V96H244ZM247 97H248V96H247ZM247 97H246L245 99H247ZM249 97H250V96H249ZM1 98H3V97H1ZM7 98H8V100L10 99L8 96H7ZM16 98H15V99H16ZM20 98H21V97H20ZM24 98H25V97H24ZM26 98H27V97H26ZM53 98H54V97H53ZM69 98H70V97H69ZM76 98H77V97H76ZM100 98H102V97H100ZM103 98H102L101 100H103ZM124 98H127L126 95H125ZM124 98H123V100H124ZM130 98H131V97H130ZM140 98H142V97L140 96ZM148 98H149V101H150V97H148ZM153 98H154V97H153ZM158 98L163 100V98H161V97H158ZM172 98H173V97H172ZM194 98H195V97H194ZM201 98H202V97H201ZM201 98H200V99H201ZM212 98H213V97H212ZM215 98H216V97H215ZM224 98H225V97H224ZM230 98L232 99V96H230ZM236 98H237V97H236ZM238 98L241 99V98H243V97H241V98L238 97ZM253 98H254V96H253ZM255 98H256V95H255ZM262 98H263V97H262ZM13 99H14V98H13ZM17 99H16V101H17ZM22 99H23V98H22ZM22 99H21V101L24 100V99H23V100H22ZM27 99H28V98H27ZM71 99H72V98H71ZM79 99H82V98L79 97ZM87 99H88V98H87ZM98 99H99V98H98ZM110 99H111V97H110ZM118 99H119V97H118ZM121 99H122V98H121ZM127 99H128V98H127ZM127 99H126V100H127ZM135 99H137V98L135 97ZM168 99H170V98H168ZM175 99H176V98H175ZM181 99H183V98H181ZM191 99H192V97L190 98V100H191ZM195 99H196V98H195ZM200 99H199V100H200ZM221 99H222V98H221ZM225 99H227V98H225ZM228 99H229V98H228ZM234 99H235V98H234ZM234 99H233V101H234ZM8 100H7V99L5 100V101H7V104H6V105H8ZM11 100H12V99H11ZM25 100H26V99H25ZM38 100H39V99H38ZM57 100H59V99H57ZM61 100H62V98H61ZM66 100H67V99H66ZM66 100H65V102H67ZM89 100H91V99L89 98ZM93 100H94V99H92L91 101H93ZM105 100H106V99H105ZM111 100H112V99H111ZM116 100H117V99L115 98L114 102H115ZM130 100H131V99H130ZM132 100H133V102L138 101V100H135V101H134L133 98H132ZM154 100H155V99H154ZM173 100H174V99H173ZM178 100H179V99H178ZM197 100H198V99H197ZM199 100H198V101H199ZM213 100H214V99H213ZM213 100H211V101H213ZM217 100H219V99H217ZM250 100H251V102H252L253 99H250ZM255 100H258V98H256ZM16 101H15V102H16ZM18 101H19V100H18ZM42 101H44V100H42ZM42 101H41V102H42ZM47 101L49 102V101H51V100H50V99L48 100V98H47ZM47 101H46V102H47ZM55 101H56V100H55ZM55 101L53 100V102H55ZM59 101H60V100H59ZM76 101H77V103H78V99H76L75 101L73 100V102H75V103H74L75 105H73V106L78 105V104H76ZM84 101H85V99H84ZM97 101H99V100H97ZM106 101H107V100H106ZM121 101H122V100H121ZM167 101H168V100H167ZM179 101H181V100H179ZM187 101H188V100H187ZM193 101H194V100H193ZM208 101H209V100H208ZM208 101H207V102H208ZM223 101H224V100H223ZM228 101H229V100H228ZM241 101H242V100H241ZM243 101H244V100H243ZM9 102H10V101H9ZM12 102H13V101H12ZM12 102L9 103V106H10V104H11ZM24 102H26V101H24ZM31 102L33 103V100H32ZM34 102H36V101H34ZM57 102H58V101H57ZM57 102H55V104H54V103H50V104H52V105L54 104V107L57 108L58 106H61V105H58ZM68 102H69V101H68ZM95 102H96V101H95ZM107 102H108V101H107ZM110 102H111V101H110ZM119 102H120V101H119ZM126 102H127V101H126ZM131 102H132V101H130V103H131ZM161 102H162V101H161ZM165 102H166V101H165ZM168 102H171V99H170V101H168ZM194 102H196V101H194ZM200 102H201V101H200ZM213 102H214V101H213ZM215 102H216V101H215ZM218 102H219V101H218ZM226 102H227V101H226ZM234 102H236V100H235ZM238 102H239V101H238ZM238 102H237V103H238ZM244 102H247V101H244ZM244 102H243V103H244ZM256 102L258 103V101H256ZM260 102L262 103V100H259V103H260ZM1 103H3V99H2V102H1ZM13 103H14V102H13ZM32 103H30V104H32ZM62 103L64 104V101H63ZM62 103H61V104H62ZM81 103H82V102H81ZM83 103H84V102H83ZM89 103H90V102H89ZM92 103H93V102H92ZM92 103H90V104L92 105ZM99 103H100V102H99ZM99 103H97V104H99ZM108 103H109V102H108ZM122 103H123V102H122ZM122 103H121V104H122ZM124 103H125V102H124ZM124 103H123V104H124ZM154 103H157V102H154ZM154 103H153V104H154ZM176 103H177V102H176ZM179 103H180V102H179ZM185 103H186V102H185ZM185 103H184V104H185ZM187 103H189V101H188ZM231 103H232V102H231ZM239 103H240V102H239ZM239 103H238V104H239ZM248 103H249V102H248ZM254 103H255V102H254ZM254 103H253V104L251 103V104L254 105ZM261 103H260V105H261ZM17 104H19V103L17 102ZM27 104H29V100L27 101ZM33 104H34V103H33ZM35 104H37V103H35ZM42 104H43V103H42ZM42 104H40V105L38 104L39 107H41ZM50 104H49V105H50ZM59 104H60V103H59ZM63 104H62V106H61L62 110H63ZM70 104H73V103H70ZM85 104H87V103H85ZM94 104H96V103H94ZM115 104H116V103H114V106H115ZM117 104H118V103H117ZM117 104H116V105H117ZM125 104H126V103H125ZM125 104H124L123 106L126 108V105L128 104V102H127L126 105H125ZM147 104H148V103H146V105H147ZM150 104H151V103H150ZM193 104H194V103H193ZM193 104H192V105H193ZM195 104H196V103H195ZM197 104H198V103H197ZM207 104H209V103H207ZM215 104H216V103H215ZM215 104H213V105H215ZM217 104H218V103H217ZM217 104H216V105H217ZM233 104H234V103H233ZM235 104H236V103H235ZM240 104H241V103H240ZM2 105H4V107L6 106L5 104H2ZM15 105H16V104L12 105V107H14ZM52 105H51V107H52ZM55 105H57V106H55ZM105 105H106V103H105ZM132 105H133V103H131V105H129V106L132 107ZM137 105H138V104H137ZM156 105H157V104H156ZM161 105H162V104H161ZM167 105H168V104H167ZM167 105H166V106H167ZM176 105H177V104H176ZM200 105H201V103H200ZM204 105H205V104H204ZM218 105H220V104H218ZM223 105H224V104H223ZM226 105H227V104H226ZM228 105H230V104H228ZM262 105H263V104H262ZM0 106H1V105H0ZM9 106H8V107H9ZM18 106H19V105H18ZM18 106H17V107H18ZM26 106H27V105H26ZM34 106H35V105H34ZM34 106H32V109L34 108ZM45 106H46V105H45ZM45 106H44V107H45ZM71 106H72V105H71ZM84 106H85V105H84ZM89 106H90V105H89ZM94 106H95V105H94ZM94 106H93V107H94ZM98 106H99V105H98ZM100 106H101V105H100ZM102 106H103V105H102ZM106 106H107V105H106ZM111 106H112V105H111ZM114 106H112V107H114ZM147 106H148V105H147ZM151 106H152V105H151ZM166 106H165V107H166ZM187 106H188V105H187ZM194 106H196V105H193V107H191V106H190V107H191V108H194ZM205 106H206V105H205ZM207 106H209V105H207ZM224 106H225V105H224ZM233 106H235V105H233ZM238 106H239V105H238ZM248 106H249V105H248ZM248 106H247V107H248ZM250 106H251V105H250ZM263 106H264V105H263ZM2 107H3V106H2ZM6 107H7V106H6ZM42 107H43V106H42ZM47 107H48V105H47ZM51 107H50V108H51ZM64 107H65V106H64ZM66 107L68 108V106H66ZM78 107H79V109H80L81 106L79 105ZM82 107H83V105H82ZM87 107H88V106H87ZM109 107H110V104H109ZM109 107H107L108 110H110ZM116 107H118V106H116ZM131 107H130V108H131ZM144 107H145V105H144ZM154 107H155V106H154ZM154 107H153V108H154ZM167 107H168V106H167ZM180 107H181V106H180ZM198 107H200V106L198 105ZM209 107H210V106H209ZM228 107H230V106H228ZM236 107H237V106H236ZM247 107H245V108H247ZM258 107H261V106H258ZM19 108H20V107H19ZM35 108H36V106H35ZM52 108H53V107H52ZM61 108H59V110H60ZM75 108H77V107H75ZM83 108H84V107H83ZM90 108H91V107H90ZM90 108H88V109H90ZM95 108H98V107L96 106ZM95 108H94V109H95ZM118 108H119V107H118ZM122 108H123V107H122ZM125 108H123V109H125ZM127 108H128V107H127ZM127 108H126V109H127ZM133 108H134V107H133ZM136 108H137V107H136ZM149 108H150V107H149ZM155 108H156V107H155ZM160 108L163 110V107L160 106ZM170 108H171V107H170ZM203 108H204V107H203ZM224 108H225V107H224ZM230 108H231V107H230ZM240 108H242V107H240ZM243 108H244V107H243ZM249 108H251V107H249ZM253 108H254V107H253ZM3 109H4V108H1V110H3ZM11 109H12V108H11ZM14 109H15V108H14ZM16 109H18V108H16ZM40 109H41V108H40ZM43 109H44V108H43ZM72 109H74V108H72ZM72 109H71V110H72ZM79 109H78V110H79ZM114 109H115V108H114ZM144 109H145V108H144ZM161 109L158 110V106H157V110H158V111H161ZM166 109L168 110V108H166ZM166 109H164V110H166ZM172 109H174V108H172ZM183 109H184V108H183ZM194 109H195V108H194ZM212 109H213V108L211 107V111H214V109H213V110H212ZM218 109H219V108H218ZM227 109H228V108H227ZM234 109H235V107H234ZM236 109H238V108H236ZM258 109H259V108H258ZM1 110H0V114L2 113ZM5 110H6V109H5ZM44 110H45V109H44ZM74 110H75V109H74ZM78 110H77V112H78ZM81 110H83V109H81ZM99 110L101 111L100 108H99ZM99 110H98V111H99ZM105 110H106V109H104V111H105ZM117 110L119 111V109H117ZM121 110H122V109H121ZM128 110H129V109H128ZM132 110H133V109L131 108L130 113L132 112ZM138 110H139V109H138ZM141 110H142V109H141ZM145 110H146V109H145ZM150 110H151V109H150ZM155 110H156V109H155ZM164 110H163V111H164ZM177 110H179V109H177ZM191 110H192V109H191ZM199 110H201V109H199ZM215 110H216V109H215ZM238 110H239V109H238ZM244 110H245V109H244ZM244 110H242V111H244ZM260 110H261V109H260ZM262 110H263V108H262ZM15 111H16V110H15ZM15 111H14V112H15ZM34 111H35V110H34ZM45 111L48 112L49 109H48V110H45ZM56 111H57V110H56ZM67 111H68V110H67ZM85 111H87V110L85 109ZM95 111H97V109H96ZM112 111H113V110H112ZM124 111H125V110H122V112H124ZM135 111H136V110H135ZM152 111H153V110H152ZM158 111H155V112H158ZM187 111H189V110H187ZM192 111H193V110H192ZM196 111H198V110L196 109ZM216 111H217V110H216ZM227 111H228V110H227ZM234 111H236V110H234ZM234 111H232V112L234 113ZM245 111H246V110H245ZM245 111H244V112H245ZM253 111H254V109H253ZM256 111H257V110H255V113H256ZM258 111H259V110H258ZM258 111H257V112H258ZM10 112H11V111H10ZM19 112H21L20 109H19ZM54 112H55V111H54ZM57 112H58V111H57ZM60 112H62V111H60ZM72 112H73V111H72ZM79 112H80V111H79ZM79 112H78V113H79ZM107 112H108V111H107ZM109 112H110V111H109ZM109 112H108V113H109ZM153 112H154V111H153ZM170 112H171V110H170ZM175 112H177V111L175 110ZM178 112H179V113L181 112V114H182V111H178ZM178 112H177V114H178V116H179V113H178ZM204 112H205V111H204ZM208 112H210V111H208ZM228 112H229V111H228ZM236 112H237V111H236ZM7 113H8V112L6 111V114H7ZM32 113H33V112H32ZM35 113H36V112H35ZM37 113H38V112H37ZM37 113L35 114V116H37V115L39 116V115H40V114H37ZM40 113H41V111H40ZM52 113H53V112H52ZM85 113H86V112H84V114H85ZM88 113H89V111H88ZM104 113H106V111H105ZM108 113H107V115H108ZM118 113H119V112H118ZM125 113H127V111H126ZM128 113H129V112H128ZM128 113H127V114H128ZM165 113H169V111H168V112L165 111ZM185 113L188 114L189 112H185ZM185 113L183 112V115H184ZM190 113H191V112H190ZM190 113H189V114H190ZM192 113H193V112H192ZM214 113H215V112H214ZM220 113H221V111H220ZM226 113H227V112H226ZM240 113H241V112H240ZM249 113H250V112H249ZM249 113H248V115H250ZM14 114H15V113H14ZM21 114H22V113H20V115H21ZM25 114H26V113H24V116H25ZM65 114H68V113H65ZM79 114H80V113H79ZM79 114H78V115H79ZM81 114H82V113H81ZM101 114L103 115L102 112H100V116H101ZM110 114H111V112H110ZM119 114H120V113H119ZM170 114H171V113H170ZM172 114H173V113H172ZM189 114H188V115H189ZM195 114L198 115V113H195ZM206 114H207V113H206ZM210 114H211V113H210ZM222 114H225V113H222ZM222 114H221V115H222ZM227 114H228V113H227ZM227 114H226L224 117H227V116H228ZM258 114H259V113H258ZM260 114H263V113H261V111H260ZM1 115H2V114H1ZM7 115H8V114H7ZM52 115H53V114H52ZM117 115H118V114H117ZM136 115H137V114H136ZM141 115H142V113H141ZM145 115H146V114H145ZM147 115H150V114H147ZM152 115H153V114H152ZM154 115H155V113H154ZM160 115H161V114H158V117H160ZM162 115H163V113H162ZM202 115H203V114H202ZM202 115H201V117H202ZM204 115H205V114H204ZM207 115H209V114H207ZM216 115H217V114H216ZM237 115H238V116H241V115L239 114V112H237ZM244 115H246V114H244ZM244 115H243V116H244ZM2 116H4V115H2ZM2 116H1V117H2ZM14 116H15V115H14ZM32 116H34V113H33ZM35 116H34V117H35ZM62 116H67V115H62ZM62 116H61V117H62ZM68 116H69V114H68ZM73 116H74V114H73ZM103 116H104V115H103ZM105 116H106V115H105ZM111 116H113V115H111ZM111 116H110V118H112ZM122 116H123V115H122ZM126 116H129V115H126ZM126 116H125V117H126ZM171 116H172V115H171ZM174 116L176 117V115H174ZM198 116H199V115H198ZM205 116H206V115H205ZM205 116H204V117H205ZM212 116H213V115H212ZM217 116H218V115H217ZM229 116H230V115H229ZM229 116H228V117H229ZM232 116H233V114H232ZM257 116H258V115H257ZM20 117H21V116H20ZM27 117H30V116H27ZM41 117H44V115H42ZM48 117H49V116H48ZM48 117H47V118H48ZM52 117H53V116H52ZM59 117H60V116H59ZM70 117H71V115L69 116V118H68V117H67V118L70 119ZM81 117H82V116H81ZM85 117H86V114H85ZM87 117H88V116H87ZM94 117H95V116H94ZM98 117H99V116H98ZM117 117H119V116H117ZM120 117H121V116H120ZM125 117H124V118H125ZM131 117H132V115H131ZM136 117H137V116H136ZM136 117H135V118H136ZM142 117H144V116H142ZM152 117H153V116H152ZM156 117H157V116H156ZM180 117H183V116L180 115ZM180 117L178 118L180 121H181V120H184V118H183V119H180ZM188 117H189V116H188ZM188 117H187V118H188ZM207 117H208V116H207ZM210 117H211V115H210ZM219 117H220V116H219ZM219 117H218V118H219ZM233 117H234V116H233ZM260 117H261V116L259 115V118H260ZM262 117H264V116H262ZM11 118H12V120H13V117H12V116H11ZM14 118H15V117H14ZM18 118H19V116H18ZM37 118L39 119V117H37ZM54 118H55V117H54ZM54 118H53V119H54ZM63 118H65V117H63ZM75 118H76V117H75ZM78 118H80V116H78ZM82 118H83V117H82ZM89 118H90V117H89ZM102 118H103V117H102ZM108 118H109V117H108ZM128 118H129V117H128ZM140 118H141V117H140ZM147 118H148V116H147ZM147 118H146V119H147ZM166 118H167V115H166ZM171 118H172V117H171ZM176 118H177V117H176ZM176 118H174V119H176ZM187 118H186V119H187ZM196 118H197V117H196ZM220 118H221V117H220ZM229 118H230V117H229ZM235 118H236V117H235ZM235 118H234V120H236ZM249 118H250V117H249ZM249 118H247V120H249ZM2 119H3V118H2ZM8 119H9V118H8ZM26 119H28V118H26ZM29 119H30V118H29ZM31 119H33V118H31ZM31 119H30V120H31ZM35 119H36V117H35ZM40 119L42 120V122L45 121V120H43L42 118H40ZM48 119H50V117H49ZM53 119H52V120H53ZM65 119H66V118H65ZM85 119H86V118H85ZM95 119H96V118H95ZM99 119H100V118H99ZM115 119H117L116 116H115ZM119 119H120V118H119ZM125 119H126V118H125ZM143 119H144V118H143ZM146 119H145V120H146ZM152 119H153V118H152ZM160 119H161V117H160ZM164 119H165V118L163 117V120H164ZM168 119H170V118H168ZM192 119H193V118H192ZM197 119H199V117H198ZM210 119H211V118H210ZM215 119H216V118H214L213 120H215ZM223 119H224V118H223ZM226 119H227V118H225V120H226ZM243 119H244V118H243ZM253 119H254V118H253ZM253 119H252V117H251L250 121H252ZM257 119H258V118H257ZM257 119H254V120H257ZM262 119H263V118H262ZM12 120H11V121H12ZM20 120H22V119L20 118ZM23 120H25V119H23ZM41 120H37V121L40 122ZM52 120H51V121H52ZM91 120H92V119H91ZM91 120H90V123H91L90 126H94L95 123H94V125H92ZM120 120H121V119H120ZM139 120H140V119H139ZM148 120H149V119H148ZM158 120H159V119H158ZM163 120H162V121H163ZM179 120H178V121H179ZM187 120H188V119H187ZM187 120H184V121L187 122ZM189 120H190V119H189ZM201 120H202V119H200V121H201ZM206 120H208V119H206ZM227 120H228V119H227ZM227 120H226V122H225L226 125L228 124V123H227ZM229 120H230V119H229ZM239 120H242V119L239 118ZM254 120H253V121H254ZM260 120H261V119H260ZM1 121H2V120H1ZM14 121H16V120H14ZM14 121H13V124H14ZM26 121H27V120H26ZM26 121H25V122H26ZM47 121H48V120H47ZM57 121H58V120H55V122H57ZM66 121H68V120H66ZM72 121H73V119H72ZM74 121H75V120H74ZM74 121H73V123H74ZM86 121H87V123L89 122V120H86ZM92 121H93V120H92ZM94 121H95V120H94ZM103 121H104V123H105V118L103 119ZM108 121H109V119H108ZM112 121H114V116H113ZM118 121H119V120H118ZM118 121H117V122H118ZM123 121H124V120H123ZM127 121H129V120L127 119L125 122L128 123ZM132 121H133V120H132ZM146 121H147V120H146ZM164 121H165V120H164ZM170 121H171V120H170ZM178 121H177V122H178ZM211 121H212V120H211ZM211 121H209V122H210V124L212 125V122H211ZM220 121H222V120L219 119V122H220ZM231 121H232V119H231ZM253 121H252V122H253ZM16 122H18V120H17ZM30 122H31V121H30ZM34 122H35V120H34ZM42 122H41V123H42ZM45 122H46V121H45ZM62 122H64V121H62ZM62 122H61V123H62ZM70 122H71V121H70ZM70 122H69V123H70ZM75 122H77V121H75ZM78 122H79V119H78ZM78 122H77V124H78ZM83 122H84V120H83ZM115 122H116V121H114V123H115ZM159 122H160V121H159ZM168 122H169V121H168ZM171 122H174V121H171ZM188 122H189V121H188ZM195 122H196V121H195ZM195 122L193 121V122H190V123H195ZM205 122H206V121H205ZM229 122H230V121H229ZM236 122H237V121H236ZM241 122H242V121H241ZM245 122H246L245 124H247V123L250 124V123H251V122H247L246 120H245ZM259 122H260V121H259ZM0 123H1V122H0ZM8 123H9V122H8ZM18 123H19V122H18ZM32 123H33V121H32ZM37 123H38V122H37ZM37 123H36V125H37ZM41 123H40V126H41ZM64 123H66V122H64ZM73 123H72V130H71L72 133L75 132L73 127H75L74 125L76 124V123H75V124L73 125ZM80 123H82V122L80 121ZM84 123H85V122H84ZM97 123H99V122L97 121ZM100 123H101V121H100ZM107 123H108V122H107ZM112 123H113V122H112ZM134 123H136L135 120H134ZM143 123H144V122H143ZM148 123H149V122H148ZM160 123H161V122H160ZM166 123H167V122H162L161 126H162L163 124H166ZM169 123H170V122H169ZM181 123H182V122H180V124H181ZM202 123H203V122H202ZM202 123H201V124H202ZM239 123H240V122H239ZM257 123H258V121H257ZM257 123H256V121H255L254 124L257 125ZM13 124H10V125H13ZM16 124H17V123H16ZM19 124H20V123H19ZM19 124H18V126H20ZM43 124H44V122H43ZM48 124H49V123H48ZM50 124H52V123H50ZM105 124H106V123H105ZM108 124H109V123H108ZM136 124H138V123H136ZM139 124H140V123H139ZM171 124H173V123H171ZM180 124H179V125H180ZM186 124H187V123H186ZM195 124H196V123H195ZM203 124H204V123H203ZM203 124H202V125H203ZM216 124H217V123H216ZM216 124H215V125H216ZM219 124H220V123H219ZM219 124H217V127H218ZM234 124H236V123H234ZM261 124H262V122H261ZM261 124H260V125H261ZM34 125H35V124H33V126H34ZM38 125H39V124H38ZM53 125H54V123H53ZM62 125L64 126V124H62ZM65 125H66V124H65ZM69 125H70V124H69ZM84 125H86V124H84ZM100 125H101V124H100ZM100 125H99V126H100ZM112 125H113V124H111V126H112ZM132 125H133V124H132ZM141 125H143V124H141ZM167 125H168V124H167ZM174 125H176V123H175ZM174 125H173V126H174ZM177 125H178V124H177ZM179 125H178V126H179ZM182 125H183V124H182ZM182 125H180V127H181ZM187 125H188V124H187ZM199 125H200V124H199ZM205 125H206V126H209V123H208V124H204V127H206ZM215 125H214V126H215ZM223 125H224V124H223ZM237 125H238V124H237ZM258 125H259V124H258ZM0 126H3V124L0 125ZM8 126H9V125H8ZM22 126H26V123H25V125H22ZM33 126H32V127H33ZM66 126H67V125H66ZM66 126H65L64 128H66ZM97 126H98V124H96V127H97ZM99 126H98V129H99ZM116 126H117V125H116ZM116 126H112V127H116ZM128 126H129V125H128ZM134 126H135V125H134ZM137 126H138V125H137ZM164 126H165V125H164ZM188 126H190V125H188ZM192 126H194V124H192L191 127H192ZM196 126H197V125H196ZM196 126H194V127H196ZM221 126H222V124H221ZM233 126H234V125H233ZM233 126H232V127H233ZM245 126H246V125H245ZM252 126H253V125L251 124V128H252ZM12 127H13V126H12ZM12 127H11V128H12ZM35 127H37L38 130H39V127H38V126H35ZM47 127H48V126H47ZM78 127H79V126H78ZM78 127L76 128V131H77V129L80 128V127H79V128H78ZM81 127H82V126H81ZM85 127H87V126H85ZM85 127H83V128H85ZM145 127H146V126H145ZM175 127H176V126H175ZM217 127H216V128H217ZM223 127L225 128V125L222 126L221 129H223ZM228 127H229V126H228ZM228 127H227V128H228ZM232 127H231V128H232ZM242 127H243V126H242ZM1 128H2V127H1ZM7 128H8V127H7ZM7 128H4V129H7ZM9 128H10V126H9ZM11 128H10V129H11ZM18 128H20V127H18ZM26 128H28V127L26 126ZM40 128H41V127H40ZM45 128H46V126H45ZM49 128H50V127H49ZM49 128H48V129H49ZM92 128H94V127H92ZM92 128H90V129H92ZM104 128H105V127H103V129H104ZM107 128H108V127H107ZM109 128H111L110 125H109ZM116 128H117V127H116ZM116 128H115V129H116ZM118 128H119V126H118ZM122 128H123V127H122ZM125 128H127V127H125ZM132 128H133V127H132ZM134 128H137V127H134ZM164 128H165V127H164ZM169 128H170V127H169ZM182 128H183V127H182ZM198 128H199V127H198ZM207 128H208V127H207ZM207 128H206V129H207ZM213 128H214V127H213ZM219 128H220V127H218L217 131H219L218 134H221L222 131L220 132ZM231 128L229 127V129H231ZM235 128H236V127H235ZM254 128H255V126H254ZM258 128H260V126H259ZM262 128L264 129V127H262ZM2 129H3V128H2ZM4 129H3L2 131H4ZM13 129H14V128H13ZM13 129H12V130H13ZM15 129H16V127H15ZM15 129H14V131H15ZM31 129H32V128H31ZM35 129H36V128H35ZM48 129H47V130H48ZM119 129H121V128H119ZM141 129H142V127H141ZM141 129H140V130H141ZM170 129H171V128H170ZM174 129H175V128H174ZM176 129H177V128H176ZM206 129H205V130H206ZM210 129H212V126L210 127ZM214 129H215V128H214ZM236 129H237V128H236ZM242 129H243V128H242ZM245 129H246V127H245ZM245 129H244V130H245ZM256 129H257V127H256ZM22 130H24V129H22ZM26 130H28V129H26ZM26 130H25V131H26ZM62 130H63L62 132H64V129H62ZM65 130H66V129H65ZM82 130H83V129H82ZM87 130H88V129H87ZM101 130H102V128L100 129V131H101ZM122 130H123V129H122ZM129 130H130V129H129ZM131 130H132V129H131ZM143 130H144V128H143ZM153 130H154V128H153ZM156 130H157V129H156ZM233 130H234V128H233ZM237 130H238V129H237ZM244 130H243V131H244ZM252 130L254 131V129H252ZM261 130H262V129H261ZM25 131H24L23 133H25ZM30 131H31V130H30ZM44 131H46V130L44 129L43 132H44ZM69 131H70V130H69ZM79 131H80V130H79ZM85 131H86V130H85ZM92 131H93V130H92ZM98 131H99V130H98ZM107 131H108V134H109V129H108ZM118 131H119V130H118ZM126 131H128V130H126ZM145 131H149V130H145ZM150 131H152V129H151ZM176 131H178V130H176ZM186 131H187V130H186ZM196 131H201V130L199 129V130H196ZM203 131H204V128H203ZM206 131H207V130H206ZM227 131H228V133H229V130H228V129H227ZM230 131H231V130H230ZM240 131H241V130H240ZM256 131H257V130H256ZM258 131H259V130H258ZM258 131H257L256 133H260V132H261V134H263L262 131H260V132H258ZM263 131H264V130H263ZM8 132H9V131H8ZM8 132H7V136H8ZM27 132H29V131H27ZM33 132H34V131H33ZM38 132H39V131H38ZM38 132H37V130H36V133H38ZM40 132L42 133V131H40ZM47 132H49V133L52 134V132H50V131H47ZM77 132H78V131H77ZM83 132H84V131H83ZM103 132H105V131H103ZM111 132H113V129H111L110 133H111ZM131 132H133V130H132ZM136 132H137V131H136ZM141 132H142V130H141ZM153 132H154V131H153ZM181 132H182V131H181ZM181 132H180V133H181ZM201 132H202V131H201ZM209 132H210V131H209ZM223 132H224V131H223ZM235 132H236V134H237V131H235ZM238 132H239V130H238ZM13 133H14V132H13ZM29 133H30V132H29ZM36 133H35V135H38V134H36ZM49 133H48V134H49ZM57 133H59V132H57ZM57 133H56V134H57ZM69 133H70V132H69ZM86 133H88V132H86ZM121 133H122V132H121ZM121 133H120V134H121ZM129 133H130V132H129ZM137 133H138V132H137ZM137 133H136V134H137ZM143 133H144V131H143ZM155 133H156V132H155ZM158 133H159V130H158ZM165 133H166V131H165ZM168 133H169V131H168ZM168 133H167V135H169ZM202 133H203V132H202ZM210 133H211V132H210ZM230 133H233V132L231 131ZM252 133H253V132H252ZM10 134L12 135V133H10ZM70 134H71V133H70ZM77 134H78V133H77ZM88 134H89V133H88ZM88 134H85V135L88 136ZM91 134H92V133H91ZM126 134H127V133H126ZM132 134H133V133H132ZM132 134H131V137H132ZM160 134H161V133H160ZM182 134H183V133H182ZM189 134H190V133H189ZM193 134H194V133H193ZM222 134H223V133H222ZM234 134H235V133H234ZM2 135L5 136V134H2ZM25 135H26V134H25ZM25 135H24V136H25ZM57 135H58V134H57ZM61 135H62V134H61ZM68 135H69V134H68ZM68 135H67V136H68ZM79 135H80V132H79ZM81 135H82V134H81ZM97 135H100V134H97ZM104 135H105V133H104ZM110 135H111V134H110ZM118 135H119V134H118ZM122 135H124V134H122ZM148 135H150V132H149ZM155 135H157V134H155ZM194 135H195V134H194ZM224 135H225V134H224ZM226 135H227V134H226ZM254 135H255V134H254ZM256 135H257V134H256ZM28 136H29V135H28ZM51 136H52V135H51ZM51 136H50V139H51ZM53 136H54V134H53ZM107 136H108V135H107ZM112 136H113V133H112ZM112 136H111V137H112ZM115 136H116V135H115ZM129 136H130V134H129ZM137 136H138V135H137ZM140 136H141V135H140ZM151 136H152V135H151ZM164 136H165V135H164ZM164 136H163V137H164ZM180 136H181V135H180ZM185 136H186V135H185ZM205 136H206V135H205ZM205 136H204V137H205ZM212 136H213V135H212ZM221 136H222V135H221ZM230 136H231V135H230ZM237 136H238V135H237ZM240 136H241V135H239V137H240ZM8 137H9V136H8ZM37 137H38V136H37ZM39 137H40V136H39ZM48 137H49V135H48ZM54 137H55V136H54ZM74 137H75V136H74ZM76 137H77V136H76ZM80 137H81V136H80ZM90 137H91V136H90ZM93 137H95V134H94ZM125 137H126V136H125ZM125 137H124V138H125ZM127 137H128V136H127ZM134 137H135V136H134ZM155 137L157 138V136H155ZM159 137H160V136H159ZM178 137H179V136H177V138H178ZM207 137H209V136L207 135ZM217 137H218V135H217ZM217 137H216V138H217ZM234 137H235V136H234ZM257 137H258V136H257ZM262 137H264V135H262ZM6 138H7V137H6ZM10 138H13V137L11 136ZM15 138H17V137H15ZM22 138H23V135H22ZM24 138H25V137H24ZM24 138H23V139H24ZM26 138H27V136H26ZM31 138H32V137H31ZM33 138H34V137H33ZM58 138H60V137H58ZM78 138H79V136H78ZM83 138H85V136H84ZM86 138H87V137H86ZM100 138L102 139L103 137H100ZM121 138H122V137H121ZM135 138H137V137H135ZM139 138H140V137H139ZM139 138H138V139H139ZM152 138H153V137H152ZM166 138H167V137H166ZM189 138H191V137H189ZM189 138H188V139H189ZM192 138H194V137H192ZM192 138H191V139H192ZM223 138H224V137H223ZM227 138H228V136H227ZM227 138H226V140H227ZM259 138H260V136H259ZM1 139H3V138H1ZM19 139H20V137H19ZM47 139H48V138H47ZM73 139H74V138H73ZM87 139H88V138H87ZM91 139H92V137L90 138V141L93 142L94 139H92V140H91ZM97 139H98V138H97ZM104 139H105V138H104ZM107 139H108V138H107ZM109 139H110V137H109ZM114 139H116V138H114V136H113V137H112V141H113ZM125 139H126V138H125ZM125 139H124V140H125ZM141 139H142V137H141ZM158 139H160V138H158ZM167 139H168V138H167ZM169 139H170V138H169ZM179 139H180V138H179ZM181 139H182V138H181ZM181 139H180V140H181ZM191 139H190V142L192 141ZM197 139H198V138H197ZM207 139H209V138H207ZM211 139H212V137H211ZM224 139H225V138H224ZM228 139H229V138H228ZM231 139H232V138H231ZM255 139H256V138H255ZM255 139H254V140H255ZM261 139H262V138H261ZM263 139H264V138H263ZM16 140H18V139H16ZM27 140L29 141V139H27ZM52 140H53V138H52ZM59 140H64V138H63V139L60 138ZM65 140H67V139H65ZM65 140H64V142H65ZM71 140H72V139H71ZM88 140H89V139H88ZM102 140H103V139H102ZM102 140H101V142H103ZM116 140H117V139H116ZM130 140H131V139H130ZM132 140H134V139H132ZM149 140H150V139H149ZM151 140L153 141V139H151ZM163 140H165V139H163ZM177 140H178V139H177ZM209 140H210V139H209ZM213 140H214V139H213ZM229 140H230V139H229ZM243 140H244V139H243ZM246 140H248V139H246ZM249 140H250V139H249ZM249 140H248V141H249ZM254 140H253V141H254ZM257 140H258V139H257ZM257 140H255V142H252V140H251V142H252L253 144H254V143L257 144V143H256ZM259 140H260V139H259ZM259 140H258V141H259ZM4 141H5V140H3V143H4V144H5V143L8 144L7 142H4ZM8 141H9V140H8ZM14 141H15V140H14ZM21 141H22V140H21ZM30 141H31V139H30ZM34 141H35V140H34ZM34 141H33V142H34ZM37 141H38V139H37ZM44 141L46 142V138H45ZM48 141H49V139H48ZM48 141H47V143H48ZM50 141H51V140H50ZM57 141H58V139H57ZM72 141H73V140H72ZM76 141H77V140H76ZM106 141H107V140H106ZM109 141H110V140H109ZM109 141H108V142H109ZM126 141H127V139H126ZM128 141H129V140H128ZM141 141L143 142V140H141ZM146 141H148V140H146ZM146 141H144V142L146 143ZM154 141H155V138H154ZM173 141H174V139H173ZM197 141H198V140H197ZM220 141H221V140H220ZM224 141H225V140H224ZM227 141H228V140H227ZM236 141H238V139H237ZM241 141H242V140H241ZM244 141H245V140H244ZM260 141H261V140H260ZM10 142H11V144H12V139H11V141H9V143H10ZM23 142H24V141H23ZM25 142H26V141H25ZM62 142H63V141H61V143H62ZM69 142H70V141H69ZM85 142H87V140H85ZM108 142H107V143H108ZM142 142H140V143L143 144ZM160 142H161V141H160ZM176 142H177V141H176ZM178 142H179V140H178ZM188 142H189V141H188ZM190 142H189V143H190ZM225 142H226V141H225ZM225 142H224V144H227V143H225ZM228 142H230V141H228ZM231 142H232V141H231ZM233 142H235V141H233ZM233 142H232V144H233ZM245 142H246V141H245ZM261 142H262V141H261ZM16 143H19V142H16ZM40 143H41V141H40ZM52 143H53V142H52ZM58 143H59V146H60V142H58ZM116 143H118V144H116V145H119V142H116ZM127 143H128V142H127ZM135 143H136V141L134 142V144H135ZM140 143H138V145H139ZM147 143H148V142H147ZM147 143H146V145H147ZM149 143H151V142H149ZM149 143H148V144H149ZM180 143H181V142H180ZM189 143H188V145H189ZM217 143H218V141H217ZM240 143L242 144V142H240ZM249 143H250V142H249ZM252 143H251V145H249V147L253 145ZM263 143H264V142H263ZM0 144H1V143H0ZM31 144H32V143H31ZM31 144H30V145H31ZM37 144H38V143H37ZM42 144H44V142H42ZM48 144H49V143H48ZM56 144H57V143H55V145H56ZM64 144L67 145L68 142H67V144H66V143H64ZM76 144H77V143H76ZM78 144H79V142H78ZM101 144H102V143H101ZM104 144H105V143H104ZM154 144H155V143H154ZM158 144H159V141H158ZM166 144H167V142H166ZM169 144H170V143H169ZM186 144H187V143H186ZM200 144H203V143L201 142V143H199V145H200ZM211 144H212V142H211ZM215 144H216V143H215ZM218 144H219V143H218ZM222 144H223V143H222ZM230 144H231V143H230ZM234 144H235V143H234ZM244 144H245V143H244ZM244 144H243V145H244ZM247 144H248V143H247ZM19 145H20V144H19ZM21 145H23V144L21 143ZM25 145H27V144H25ZM33 145H34V144H33ZM33 145H32V147H33ZM45 145H46V144H45ZM57 145H58V144H57ZM116 145H115V146H116ZM130 145H131V144H130ZM143 145H145V144H143ZM150 145H151V144H150ZM150 145H147V146H150ZM162 145H163V144H162ZM174 145H175V144H174ZM174 145H172V147H174ZM181 145H182V144H181ZM191 145H192V144H191ZM197 145H198V143H197ZM209 145H210V144H209ZM219 145H220V144H219ZM237 145L239 146V144H236V146H237ZM2 146H4V145L2 144ZM8 146H9V144H8ZM13 146L15 147V146H18V145H13ZM13 146H12V147H13ZM36 146H37V145H36ZM51 146H53V145H51ZM61 146H63V145H61ZM76 146H77V145H76ZM97 146H98V145H97ZM104 146L106 147L107 145H104ZM115 146H113V147L115 148ZM119 146L122 147V148L124 149L125 147H127V146H129V145H128V144H127L126 146L124 145L125 147H123V146H121V145H119ZM141 146H142V145H141ZM152 146H153V145H152ZM156 146H157V145H156ZM156 146H155V147H156ZM176 146H177V145H176ZM179 146H180V145H179ZM183 146H184V145H183ZM195 146H196V145L194 144V145H193L194 150L197 148V147L195 148ZM205 146H207V144H206ZM225 146H226V145H225ZM229 146H231V145H229ZM244 146H246V144H245ZM244 146H243V147H244ZM6 147H7V145H6ZM9 147H10V146H9ZM9 147H8V148H9ZM12 147H11V148H12ZM14 147H13V148H14ZM24 147H26V146H24ZM34 147H35V146H34ZM38 147H39V144H38ZM49 147H50V145H49ZM55 147L58 148V146H55ZM55 147H54V149H55ZM72 147H73V146H72ZM85 147H86V145H85ZM85 147H83V148H85ZM88 147H89V146H88ZM88 147H87V148H88ZM99 147H103V146L101 145V146H99ZM107 147H108V146H107ZM107 147H106V148H107ZM113 147H112V148H113ZM117 147H118V146H117ZM130 147H132V146H130ZM155 147H154V148H155ZM157 147H159V146H157ZM157 147H156V148H157ZM165 147H166V146H165ZM167 147H169V146L167 145ZM187 147H188V146H187ZM203 147H204V144H203ZM233 147H234V145H233ZM240 147H241V146H240ZM240 147H239V148H240ZM257 147H258V145H257ZM0 148H1V147H0ZM3 148H4V147H3ZM47 148H48V147H47ZM47 148H46V149H47ZM50 148H51V147H50ZM60 148H61V147H60ZM63 148H64V146L62 147V150H63ZM67 148H68V147H67ZM73 148H74V147H73ZM76 148H77V147H76ZM78 148H79V147H78ZM96 148H97V147H96ZM110 148H111V147H110ZM114 148H113V149H114ZM132 148H133V147H132ZM152 148H153V147H152ZM170 148H171V147H170ZM177 148H178V146H177ZM218 148H219V147H218ZM221 148H223V147H221ZM239 148L237 147V149H239ZM244 148H245V147H244ZM254 148H255V146H254ZM258 148H260V147H258ZM263 148H264V145H263ZM43 149H44V148H43ZM43 149H41V150H43ZM69 149L71 150V148H69ZM94 149H95V148H94ZM98 149H99V148H98ZM102 149H103V148H102ZM104 149H105V148H104ZM116 149H119V147L116 148ZM160 149H161V147H160ZM166 149H167V148H166ZM173 149H174V148H173ZM173 149L171 148V151H172ZM182 149H183V148H182ZM184 149H186L185 146H184ZM199 149H200V147H199ZM210 149H211V148H210ZM210 149H209V150H210ZM215 149H217V147H216ZM235 149H236V148H235ZM246 149H247V148H246ZM250 149H252V150H250ZM250 149H249V150L252 151V152H249L250 154L253 153V151L255 152V150H253V148H250ZM19 150H20V149H19ZM25 150H26V149H25ZM27 150H28V149H27ZM36 150L39 151L38 148L35 149V152H36ZM48 150H49L48 152H50V149H48ZM59 150H60V149H59ZM62 150H60V151H62ZM72 150H73V149H72ZM74 150H75V148H74ZM74 150H73V151H74ZM77 150H78V149H76V151H77ZM84 150H85V149H83L82 151L84 152ZM89 150H91V149H89ZM107 150H108V149H107ZM109 150H110V149H109ZM111 150H112V149H111ZM127 150H128V149H127ZM148 150H149V149H148ZM153 150H154V149H153ZM162 150H163V149H162ZM180 150H181V149H179V151H180ZM187 150H188V148H187ZM211 150H212V149H211ZM211 150H210V151H211ZM222 150H223V149H222ZM257 150H258V149H257ZM7 151H8V150H7ZM10 151H11V149H10ZM16 151H17V150H16ZM23 151H24V150H23ZM43 151H44V150H43ZM43 151L41 152V154H43ZM45 151H46V150H45ZM65 151H66V150H65ZM76 151H74V153H73L72 151H69L70 154H71V152L74 154V155H73V158H74V156L77 157V155H78V154H77V155L75 154ZM82 151H81V152H82ZM96 151H98V150H96ZM99 151H100V150H99ZM115 151H116V150H115ZM123 151H124V150H123ZM134 151H135V148H134ZM151 151H152V149H151ZM157 151H158V150H157ZM169 151H170V150H169ZM184 151H185V150H184ZM195 151H196V155H197V150H195ZM195 151H194V152H195ZM200 151H201V150H200ZM206 151H208V149H207ZM220 151H221V149H220ZM223 151L225 152L226 150H223ZM231 151H232V149H231ZM233 151H234V150H233ZM233 151H232V152H233ZM235 151H236V150H235ZM244 151H245V150H244ZM246 151H248V150H246ZM246 151H245V153H246ZM3 152H4V151H3ZM17 152H18V151H17ZM17 152H15V153H17ZM25 152H26V151H25ZM39 152H40V151H39ZM51 152H52V150H51ZM53 152H55V150H54ZM63 152H64V151H63ZM77 152H79V150H78ZM86 152L88 153V149L86 150ZM91 152H92V151H91ZM111 152H113V150H112ZM111 152H110V153H111ZM152 152H153V151H152ZM152 152H151V153H152ZM162 152H163V151H162ZM162 152H161V154L163 155V153H164L165 151H164L163 153H162ZM201 152H202V151H201ZM226 152H227V151H226ZM258 152H259V151H257V153H258ZM260 152H261V151H260ZM262 152H263V151H262ZM5 153H6V152H5ZM8 153L10 154V152H7V156H8ZM22 153H23V152H21L20 154H22ZM32 153H33V152H32ZM58 153H59V152H58ZM58 153H57V154H58ZM89 153H90V152H89ZM97 153H98V152H97ZM100 153L102 154V152H100ZM104 153H105V152H103V154H104ZM114 153H115V152H114ZM121 153H122V151L119 153V156H121V155H120ZM136 153H137V149H136ZM138 153H139V148H138ZM147 153H148V152H147ZM170 153H171V152H170ZM198 153H199V152H198ZM214 153H215V152H214ZM219 153H220V152H219ZM222 153H223V152L221 151V154H222ZM249 153H246V154H248V155H247L248 158L250 157V159L254 160V159H255L254 156H257V155H256L257 153L255 152V155H254V156L252 155L253 158H252L251 156H249V155H250ZM1 154H3V153H1ZM12 154H13V153H12ZM18 154H19V152H18ZM37 154H38V153H37ZM45 154H46V153H45ZM48 154H49V153H48ZM63 154H64V153H63ZM65 154H66V153H65ZM65 154H64V156H65ZM67 154H68V152H67ZM98 154H99V153H98ZM103 154H102V155H103ZM123 154H125V153H122V155H123ZM126 154H127V153H126ZM130 154L133 155L132 153H130ZM141 154H142V153H141ZM145 154H146V153H145ZM148 154H150V153H148ZM148 154L146 155V159H147V156H149ZM183 154H184V153H183ZM183 154H182V156H183ZM186 154H187V153H186ZM186 154H185V155H186ZM209 154H210V153H209ZM211 154H213V153H211ZM224 154H225V153H224ZM233 154H234V153H233ZM237 154H238V153H237ZM3 155H4V154H3ZM5 155H6V154H5ZM26 155H27V154H26ZM29 155H30V154H29ZM59 155H60V153H59ZM79 155H82V153L79 154ZM84 155H85V153L83 154V157H84ZM88 155H89V154H88ZM88 155H87V156H88ZM90 155H91V154H90ZM94 155H95V154H92V157H91V158H93ZM106 155H107V154H106ZM108 155H109V153H108ZM112 155H113V154H112ZM134 155H135V154H134ZM134 155H133V157H132V156H130V157L134 158ZM151 155H153V153H152ZM166 155H167V153H166ZM166 155H165V156H166ZM204 155H205V154H204ZM226 155H228V154H226ZM230 155H232V153H231ZM243 155H244V152H243L242 156H243ZM260 155L262 156V154H260ZM22 156H23V155H22ZM30 156H31V155H30ZM37 156H38V155H37ZM37 156H36V157H37ZM52 156H53V155H52ZM61 156H62V154H61ZM64 156H63V157H64ZM67 156H68V155H67ZM103 156H104V155H103ZM135 156H137V155H135ZM167 156H168V155H167ZM169 156H171V155H169ZM176 156L178 157V155H176ZM189 156H192V155L190 154ZM200 156H201V160H203V159H204L203 157H205V156H203V155H200ZM202 156H203V157H202ZM206 156H207V154H206ZM211 156H212V155H211ZM219 156L222 157L223 154H222V155H219ZM242 156H241V157H242ZM245 156H246V155H245ZM247 156H246V157H247ZM258 156H259V155H258ZM16 157H17V156H16ZM19 157H20V156H19ZM19 157H18L17 159H20ZM25 157H26V156H25ZM25 157H24V158H25ZM34 157H35V156H34ZM53 157H54V156H53ZM56 157H57V156H56ZM65 157H66V156H65ZM98 157H101V155L99 154ZM107 157H108V156H107ZM116 157H117V155H116ZM121 157H122V156H121ZM125 157H126V156H125ZM130 157H128V158H130ZM138 157H139V156H138ZM151 157H152V156H151ZM151 157H149V159H150ZM177 157H176V159H177ZM180 157H181V156H180ZM186 157H187V156H186ZM194 157L197 159L198 156H197V157L194 156ZM194 157H192V159H193ZM226 157H227V156H226ZM232 157H234V156H232ZM235 157H236V156H235ZM237 157H238V156H237ZM237 157H236L235 160H239L240 163H239V162H238V163H239V165H240L241 162L243 161L242 159L245 158V157H243V158L241 159L242 161H241L240 159H237ZM241 157H238V158H241ZM1 158H3V156H1ZM1 158H0V160H2ZM7 158H8V157H7ZM14 158H15V156H14ZM14 158H13V159H14ZM24 158H23V159H24ZM26 158H27V157H26ZM49 158H50V157H49ZM49 158H48V159H49ZM69 158L71 159L72 157L69 156ZM69 158H68V159L66 158V160H69ZM78 158H79V157H78ZM89 158H90V156H89ZM101 158H102V157H101ZM101 158H100V159H101ZM105 158H106V157H105ZM114 158H115V156H114ZM142 158H143V157H142ZM144 158H145V157H144ZM163 158H164V157H163ZM167 158H168V157H167ZM183 158H184V157H183ZM189 158H190V157H189ZM189 158H188V159H189ZM213 158H214V156H213ZM258 158H259V157H258ZM9 159H10V157H9ZM11 159H12V158H11ZM21 159H22V158H21ZM21 159H20V161H21ZM29 159H30V157H29ZM32 159L34 160L33 157H32ZM36 159H37V158H36ZM38 159H39V158H38ZM48 159H47V161H48ZM54 159H55V158H54ZM58 159H59V158H58ZM60 159H61V158H60ZM80 159H81V158H80ZM80 159H78V160L80 161ZM110 159H111V158H110ZM116 159H117V158H116ZM121 159L123 160V158H121ZM124 159H125V158H124ZM138 159H140V157H139ZM146 159H145V160H146ZM149 159H148V160H149ZM153 159H154V158H153ZM186 159H187V158H186ZM206 159H207V158H206ZM206 159H205V160H206ZM211 159H212V157H211ZM223 159H224V158H223ZM231 159H232V158H231ZM250 159H249V162H250ZM4 160H6V158H5ZM4 160H3V161H4ZM15 160H16V159H14V161H15ZM26 160H27V159H26ZM39 160H40V159H39ZM39 160H36V161H39ZM41 160H42V158H41ZM63 160H64V158H63ZM63 160H61V161L63 162ZM66 160H64V161H66ZM71 160L73 161L74 159H71ZM82 160H83V159H81V162L83 163ZM84 160H86V157H85ZM94 160H96V159H94ZM94 160H93V162H95ZM97 160H98V159H97ZM117 160L119 161V159H117ZM129 160H130V159H129ZM141 160H142V159H141ZM141 160H140V162H141ZM151 160H152V158H151ZM157 160H158V159H157ZM162 160H163V159H161V162H163ZM194 160H195V159H194ZM198 160H199V159H198ZM201 160H199L198 162L200 163ZM205 160H203V161H205ZM216 160H217V159H216ZM246 160H247V158H245V162H246ZM3 161H2V162H3ZM22 161H23V160H22ZM42 161H43V160H42ZM42 161H41V162L39 161L38 163L41 164V163L45 162V161H43V162H42ZM47 161H46V162H47ZM57 161H58V160H57ZM61 161H60V163H61ZM79 161H78V162H79ZM100 161H101V160H100ZM114 161H115V160H114ZM127 161H128V159L126 160V162H127ZM133 161H135V160L133 159ZM159 161H160V160H159ZM166 161H167V160H166ZM171 161H172V159H171ZM189 161H190V160H189ZM192 161H193V160H192ZM203 161H202V162H203ZM225 161H226V158H225ZM232 161H233V160H232ZM258 161H259V159H258ZM261 161H262V160H261ZM6 162H7V161H6ZM10 162H11V161H10ZM10 162H9V163H10ZM33 162L35 163V161H33ZM49 162H50V161H49ZM49 162H48V164H50ZM58 162H59V161H58ZM69 162H70V161H69ZM73 162H74V161H73ZM78 162H77V159H76V163H78ZM81 162H80L79 164H82ZM84 162H85V161H84ZM87 162H88V160H87ZM96 162H97V161H96ZM109 162H110V161H109ZM115 162H116V161H115ZM143 162H145V164H146V161H143ZM176 162H178V161H176ZM179 162H180V161H179ZM179 162H178V163H179ZM184 162H185V161H184ZM194 162H196V161H194ZM206 162H207V161H206ZM206 162H205V163H206ZM223 162H224V161H223ZM235 162H236V161H235ZM245 162H242L241 166H242L243 163H245ZM249 162H248V163H249ZM254 162H255V161H254ZM9 163H8V164H9ZM28 163H29V161H28ZM52 163H53V162H52ZM54 163H55V162H54ZM56 163H57V162H56ZM56 163H55V164H56ZM65 163H66V162H65ZM65 163H63V166H64ZM98 163H100V162L98 161ZM111 163H112V160H111ZM121 163H122V162H121ZM121 163H120V164H121ZM141 163H142V162H141ZM155 163H158V161L155 162ZM163 163H164V162H163ZM167 163H169V161H168ZM174 163H175V162H174ZM174 163H173V164H174ZM178 163H177V165H178ZM213 163H214V162H212V164H213ZM219 163H220V162H219ZM221 163H222V161H221ZM233 163H234V162H233ZM236 163H237V162H236ZM262 163H263V162H262ZM3 164H4V163H3ZM15 164H16V163H15ZM23 164H24V163H23ZM30 164H31V163H30ZM66 164H70V163H66ZM71 164H72V163H71ZM71 164H70V167H68V169L72 167ZM120 164H119V165H120ZM143 164H144V163H143ZM145 164H144V165H145ZM147 164H148V162H147ZM149 164H150V163H149ZM169 164H170V163H169ZM171 164H172V163H171ZM190 164H193V162H191ZM194 164H195V163H194ZM202 164H203V163H202ZM209 164H210V163H209ZM229 164H230L229 167H231L232 162L229 161ZM234 164H235V163H234ZM253 164H254V163H253ZM263 164H264V163H263ZM263 164H262V167L264 166ZM0 165H1V164H0ZM6 165H7V163H6ZM12 165H13V163H12ZM18 165H20L19 162H18ZM34 165H35V164H34ZM46 165H47V163H46L44 166H46ZM61 165H62V163H61ZM61 165L58 164V166L61 167L60 169H62V166H61ZM72 165H73V164H72ZM83 165H84V166H86V165H87V166H88V165L90 166V163H89V164H86V165H85V163H83ZM95 165H97V164H95ZM95 165H91V166L94 167ZM119 165H118V167H119ZM125 165H126V163H125ZM128 165H129V164H128ZM132 165H133V163H132ZM134 165H135V164H134ZM137 165H138V164H137ZM151 165H152V164H151ZM155 165H156V164H155ZM155 165H154V167H155ZM158 165H159V164H158ZM186 165H187V164H186ZM205 165H206V164H204V166H205ZM215 165H216V164L214 163V166H215ZM219 165H220V164H219ZM236 165H238V164H236ZM239 165H238V166H239ZM257 165H258V164H257ZM8 166H9V165H8ZM26 166H28V165L26 164ZM44 166H43V164H42V167H40V168L43 169ZM51 166H52V165H51ZM51 166L49 167V165H47V167L50 168V169H51ZM58 166L55 165V167H58ZM77 166H78V165H77ZM79 166H80V165H79ZM79 166H78V167H79ZM89 166H88V167H89ZM107 166H109V164H107ZM139 166H140V165H139ZM145 166H147V165H145ZM165 166H166V165H165ZM169 166H170V165H169ZM171 166H173V165H171ZM179 166H181V165H179ZM179 166H177V167H179ZM189 166H190V165H189ZM200 166H201V164H200ZM202 166H203V165H202ZM202 166H201V167H202ZM207 166H210V165H207ZM207 166H206V167H207ZM21 167H22V166H21ZM24 167H25V166H24ZM47 167H45V168H47ZM81 167H82V166H81ZM81 167H80V168H81ZM93 167H92V170H93ZM121 167H122V166H121ZM124 167H125V166H124ZM126 167H127V166H126ZM126 167H125V168H126ZM128 167H129V166H128ZM151 167H152V166H151ZM159 167H160V166H159ZM162 167H163V166H162ZM174 167H175V166H173V168H174ZM197 167H198V166H197ZM229 167H227V168H229ZM259 167H260V166H259ZM259 167H258V168H259ZM2 168H3V167H2ZM10 168H11V166H10ZM12 168H13V167H12ZM17 168H18V167H17ZM17 168H16V169H17ZM26 168H27V167H26ZM40 168H39V166H38V172H39V169H40ZM45 168H44V169H45ZM65 168H67V167H65ZM74 168H75V164H74ZM74 168H73V169H74ZM86 168H87V167H86ZM100 168H101V167H100ZM103 168H104V167H103ZM116 168H117V167H116ZM130 168H131V167H130ZM140 168H141V167H140ZM144 168H145V167H143V169H144ZM155 168H156V167H155ZM169 168H170V167H169ZM181 168H183V166H182ZM193 168H195V166L192 167V170H193ZM210 168H211V167H210ZM215 168H216V167H215ZM227 168H225V169H227ZM231 168H232V167H231ZM263 168H264V167H263ZM8 169H9V167H8ZM8 169H7V170H8ZM18 169H19V168H18ZM28 169H29V168H28ZM28 169H26V170L28 171ZM54 169H55V168H54ZM54 169L52 168L51 171H53ZM71 169H72V168H71ZM73 169H72V171H73ZM82 169H83V168H82ZM104 169H106V168H104ZM111 169H112V170H115L114 168H111ZM119 169H120V168H119ZM136 169H137V167H136ZM141 169H142V168H141ZM141 169H140V170H141ZM149 169H151L150 166H149ZM160 169H161V168H159V171H160ZM167 169H168V168H167ZM167 169H166V171L168 172ZM197 169H199V168H197ZM201 169H202V168H201ZM207 169H208V168H206V169L204 168V170H207ZM212 169H214V168H212ZM218 169H219V168H217L216 170H218ZM232 169H233V168H232ZM238 169H239V168H238ZM261 169H262V168H261ZM0 170H1V168H0ZM7 170H5V171H7ZM11 170H12V169H11ZM31 170H33V169H31ZM34 170H36V169H34ZM69 170H70V169H69ZM95 170H96V169H95ZM95 170H94L95 173L98 172V170H97V171H95ZM100 170H101V169H100ZM106 170H107V169H106ZM128 170H129V169H128ZM132 170L135 171L134 174H135V173L137 174V172H136V170H135V167H134V169H132ZM145 170H147V169L145 168ZM145 170H144V171H145ZM153 170H154V169H153ZM162 170H164V169H162ZM175 170H176V169H175ZM180 170H181V169H180ZM180 170H179V171H180ZM182 170H183V169H182ZM187 170H188V168H187ZM194 170H195V169H194ZM254 170H255V169H254ZM9 171H10V170H9ZM24 171H25V170H24ZM27 171H26V172H27ZM29 171H30V169H29ZM40 171H41V170H40ZM45 171H46V170H45ZM45 171H44V172H45ZM47 171H49V170H47ZM57 171H58V170H57ZM57 171H56V173H57ZM63 171H64V170H63ZM63 171H62V173H65L64 175H66V174H67L66 171H64V172H63ZM67 171H68V170H67ZM72 171H71V172H72ZM76 171H77V170H76ZM82 171H83V170H82ZM110 171H111V170H110ZM115 171H116V170H115ZM148 171H149V170H148ZM157 171H158V169H157ZM159 171H158V172H159ZM166 171H165V172L163 171V172H164L165 174H167ZM169 171H170V170H169ZM179 171L176 172L177 174H176L175 172L173 173V171H172L173 176H174L175 174L178 175ZM189 171H190V170H189ZM189 171H187V172H189ZM197 171L199 172V170H195L196 173H193V174H194V175L197 174ZM207 171H208V170H207ZM210 171H211V170H210ZM214 171H215V169H214ZM219 171H220V169H219ZM227 171H228V170H227ZM229 171H231L230 168H229ZM236 171H237V170H236ZM255 171H256V170H255ZM257 171H258V170H257ZM259 171H260V170H259ZM33 172H34V171H33ZM38 172H37V173H38ZM49 172H50V171H49ZM80 172H81V171H80ZM80 172H79V173H80ZM83 172L85 173V169H84ZM91 172H92V171H91ZM94 172H93V174H94L95 176H97V173L95 174ZM100 172L102 173V170H101ZM119 172H120V171H119ZM119 172H118V173H119ZM123 172H124V171H123ZM128 172H129V171H127V173H128ZM138 172H141V171L138 170ZM149 172H150V171H149ZM155 172H156V171H155ZM183 172H184V170H183ZM191 172H194V171H191ZM200 172H201V171H200ZM200 172H199V173H200ZM202 172H203V171H202ZM215 172H217V171H215ZM233 172H234V171H233ZM239 172H240V171H239ZM262 172H263V171H262ZM5 173H6V172H5ZM10 173H11V172H10ZM16 173H17V172H16ZM19 173H20V172H19ZM30 173H31V172H30ZM41 173H43V172H41ZM41 173H39L40 175H39V174H36V175H39V177H40V176L43 177L44 173H43V175H41ZM51 173H53V172H51ZM58 173L62 174L61 171H60V172L58 171ZM74 173H75V172H74ZM74 173H73V174H74ZM103 173H104V172H103ZM125 173H126V172H125ZM142 173H143V172H142ZM144 173H145V172H144ZM147 173H148V172H146V174H147ZM169 173H170V172H169ZM172 173L169 174V175L172 176ZM184 173H185V172H184ZM205 173H206V171H205ZM223 173H224V172H223ZM229 173H230V172H229ZM229 173L227 172V175H228ZM236 173H237V176H238V171H237ZM236 173H235V174H236ZM255 173H256V172H255ZM7 174H8V173H7ZM7 174H6V175H7ZM26 174H27V173H26ZM26 174H25V175H26ZM32 174H33V173H32ZM71 174H72V173H71ZM80 174H81V173H80ZM86 174H87V172H86ZM104 174H105V173H104ZM112 174H113V173H112ZM122 174H124V173H122ZM131 174H133V173H131ZM157 174H159V173H157ZM179 174H180V173H179ZM181 174H182V173H181ZM216 174H218V173H216ZM224 174H225V173H224ZM235 174H234V175H235ZM248 174H249V173H248ZM252 174H253V173H252ZM256 174L259 175L258 173H256ZM4 175H5V174H4ZM6 175H5V176H6ZM29 175L31 176V174H29ZM33 175H34V174H33ZM36 175H35V176H36ZM56 175H58V174H56ZM67 175H70V174H67ZM89 175H92V173L89 174ZM94 175H93V177L95 178ZM105 175H107V174H105ZM109 175H110V174H108V176H109ZM114 175H115V174H114ZM150 175H151V174H150ZM150 175H149V176H150ZM154 175H155V174H154ZM167 175H168V174H167ZM207 175H208V174H207ZM219 175H221V173H220ZM225 175H226V174H225ZM250 175H251V173H250ZM254 175H255V174H254ZM261 175L264 176V174H261ZM12 176H13V175H12ZM16 176H17V175H16ZM16 176H15V177H16ZM45 176H47V175L45 174ZM50 176H51V175H49V177H50ZM72 176H73V175H72ZM82 176H84V174H82ZM125 176H126V175H125ZM138 176H139V175H138ZM151 176H152V175H151ZM161 176H162V175H161ZM255 176H256V175H255ZM1 177H2V176H1ZM1 177H0V179H1ZM22 177H24V176H22ZM26 177H28V176H26ZM52 177H53V176H52ZM52 177H51V178H52ZM66 177H67V176H66ZM89 177H90V176H89ZM99 177H100V175H99ZM115 177H116V176H115ZM118 177H119V176H118ZM127 177H128V176H127ZM165 177H166V176H165ZM167 177H168V179H167V181H168L170 178H169V176H167ZM167 177H166V178H167ZM181 177L183 178V176H181ZM198 177H199V176H198ZM212 177H213V176H212ZM218 177H219V176H218ZM228 177H229V176H228ZM228 177H227V178H228ZM257 177H258V176H257ZM260 177H261L262 180H263V177H262V176H260ZM260 177H259V178H260ZM2 178H3V177H2ZM46 178H47V177H46ZM51 178H49V179H51ZM54 178H57V177L55 176ZM60 178H61V177H60ZM63 178H64V176H63ZM73 178H74V176H73ZM75 178L77 179L76 176H75ZM83 178H84V177H83ZM83 178L81 177V178H79V179H82L83 182H84L85 178H84V179H83ZM106 178H107V176H106ZM112 178H113V177H112ZM128 178H129V177H128ZM128 178H127V179H128ZM133 178H134V177H133ZM142 178H143V180L145 179V177H142ZM157 178H159V177H157ZM175 178H177V177H175ZM178 178H179V177H178ZM178 178H177V181H179ZM182 178H181V181H183ZM192 178H193V177H192ZM207 178H208V177H207ZM224 178H225V177H224ZM234 178H235V177H234ZM252 178H253V177H252ZM259 178H258V179H259ZM261 178H260V179H261ZM31 179H32V178H31ZM34 179H35V177H34ZM37 179H39V178H37ZM95 179H96V178H95ZM103 179H104V178H103ZM109 179H110V178H109ZM125 179H126V178H125ZM127 179H126V180H127ZM151 179H152V178H151ZM171 179H173V178L171 177ZM179 179H180V178H179ZM188 179H191V177L187 178V181H188ZM212 179H213V178H212ZM219 179H220V177H219ZM219 179H218V182L221 181V180L219 181ZM221 179H222V176H221ZM232 179H233V177L231 178V180H232ZM19 180H20V179H19ZM24 180H26V179H24ZM29 180H30V179H29ZM32 180H33V179H32ZM32 180H30V181L32 182ZM43 180H44V179H43ZM64 180H66V179H64ZM68 180H69V179H68ZM122 180H124V179L122 178ZM130 180H131V179H130ZM147 180H148V179H147ZM153 180H155V179H153ZM192 180H193V179H192ZM196 180H197V179H196ZM200 180H202V179H200ZM204 180H205V179H204ZM225 180H227V179L225 178ZM225 180H224V181H225ZM237 180H239V178H238ZM262 180H259V181H262ZM0 181L2 182L3 180H0ZM12 181H13V180H12ZM14 181H15V180H14ZM14 181H13V182H14ZM44 181H46V180H44ZM56 181H57V180H56ZM73 181H75V180H73ZM96 181L99 182V180H96ZM112 181H113V179H112ZM128 181H129V180H128ZM134 181H135V179H134ZM140 181H141V179H140ZM158 181H159V180H158ZM170 181L172 182L173 180H170ZM181 181H180V184L182 185ZM205 181L207 182V180H205ZM209 181H210V180H209ZM211 181H213V180H211ZM214 181H215V180H214ZM222 181H223V180H222ZM222 181H221V182H222ZM247 181H248V180H247ZM16 182H17V181H16ZM33 182H34V181H33ZM46 182H47V181H46ZM48 182H49V181H48ZM50 182H51V181H50ZM50 182H49V183H50ZM52 182H53V181H52ZM59 182H61V181H59ZM70 182H71V181H69V183H70ZM77 182H78V180H77ZM91 182H94V181L91 180ZM103 182H104V181H103ZM114 182H116V181L114 180ZM144 182H145V181H144ZM148 182L150 183V181H148ZM151 182H153V181H151ZM154 182H155V181H154ZM162 182H163V181H162ZM188 182H189V181H188ZM191 182H193V181H191ZM191 182H190V183H191ZM237 182H238V181H237ZM251 182H252V181H251ZM251 182H249V184H250ZM3 183H4V182H3ZM8 183H10V182H8ZM11 183H12V182H11ZM22 183H23V182H22ZM34 183H36V182H34ZM54 183H55V182H54ZM64 183H65V182H64ZM81 183H82V182H81ZM85 183H86V182H84V184H85ZM94 183H95V182H94ZM116 183H117V182H116ZM118 183H119V182H118ZM166 183H167V182H166ZM173 183H174V181H173ZM175 183H176V182H175ZM185 183H186V182H185ZM185 183H184V184H185ZM210 183H211V182H210ZM212 183H214V182H212ZM232 183H233V182H232ZM254 183H255V182H254ZM258 183H259V182H258ZM37 184H38V182H37ZM39 184L41 185V183H39ZM42 184H44V183L42 182ZM47 184H48V183H47ZM59 184H60V183H59ZM73 184H75V182H73ZM76 184H77V183H76ZM76 184H75V185H76ZM91 184H92V183H91ZM95 184H97V183H95ZM101 184H102V182H101ZM104 184H105V182H104ZM104 184H103V185H104ZM106 184H107V183H106ZM112 184H113V182H112ZM119 184H120V183H119ZM128 184H130V183L128 182ZM138 184H140V183H138ZM145 184L148 185L147 182H146ZM145 184H144V185H145ZM152 184H154V183H152ZM157 184H159V183H157ZM168 184H169V183H168ZM208 184H209V183H208ZM208 184H207V185H208ZM222 184H223V183H222ZM222 184H221V185H222ZM224 184H227V181H226V183L224 182ZM241 184H242V183H241ZM249 184H247V185H249ZM260 184H261V183H260ZM260 184H259V186H260ZM15 185H16V184H15ZM51 185H52V184H51ZM55 185H56V184H55ZM68 185H69V184H68ZM68 185H67V186H68ZM77 185H78V184H77ZM82 185H83V184H82ZM85 185H86V184H85ZM98 185H99V184H98ZM103 185H102V186H103ZM160 185H161V184H160ZM160 185H159V186H160ZM177 185H178V184H177ZM210 185H211V184H209V186H210ZM216 185H217V184H216ZM229 185H230V184H229ZM229 185H228V186H229ZM231 185H232V184H231ZM231 185H230V186H231ZM238 185H239V184H238ZM251 185H252V183H251ZM8 186H9V185H8ZM13 186H14V185H13ZM31 186H32V185H31ZM31 186H30V187H31ZM41 186H42V185H41ZM41 186H40V187H41ZM73 186H74V185H73ZM78 186H81V185L79 184ZM78 186H77V187H74V191L78 189ZM105 186H106V185H105ZM105 186H103V187H105ZM110 186L112 187L111 184H110ZM128 186H129V185H128ZM136 186L139 187V186H141V185H137V184H136ZM136 186H134V187H136ZM150 186H151V185H150ZM162 186L164 187V185H162ZM175 186H176V185H175ZM195 186H196V184H195ZM195 186H194V187H195ZM222 186H223V185H222ZM226 186H227V185H226ZM254 186H255V185H254ZM256 186H257V183H256ZM262 186H263V185H262ZM15 187H17V188H16V189H17L16 191H19V190H18L19 185H18V186L16 185ZM20 187H21V186H20ZM26 187H27V188H30V187H28V186H26ZM36 187H38V185H37ZM58 187H59V186H58ZM58 187L55 186V188H58ZM63 187H64V186H63ZM70 187H71V185H70ZM111 187H110V189H111L110 191H112V188H114V187H112V188H111ZM115 187H116V186H115ZM121 187H123V186L121 185ZM124 187H125V185H124ZM134 187H132V188L134 189ZM166 187H169V185L166 186ZM166 187H164V188L166 189ZM179 187H180V186H178V188H179ZM196 187H198V183H197V186H196ZM223 187H224V186H223ZM247 187H248V189H249V186H247ZM247 187L244 186V189H246ZM250 187H251V186H250ZM263 187H264V186H263ZM3 188H4V185H3ZM3 188H2V189L0 188V190L2 191ZM11 188H12V187H11ZM31 188H32V187H31ZM43 188H44V189H48V188H45L44 186H43ZM75 188H77V189H75ZM81 188L83 189V187H81ZM85 188H86V187H85ZM108 188H109V187H108ZM128 188H130V187H128ZM152 188L154 189V187H152ZM198 188H200V187H198ZM211 188H213V187H211ZM221 188H222V187H221ZM221 188H220V189H221ZM224 188H225V187H224ZM230 188H231V187H230ZM230 188H229V189H230ZM236 188H237V187H236ZM251 188L253 189V186H252ZM261 188H262V187H261ZM4 189H5V188H4ZM8 189H10V187H9ZM40 189H41V188H40ZM44 189H43V190H44ZM59 189H60V187H59ZM63 189H65V188H62V191H64ZM99 189H100V188H99ZM103 189H104V188H103ZM117 189H118V188H117ZM117 189H116V190H117ZM122 189H123V188H122ZM133 189H132V190H133ZM137 189H138V188H137ZM161 189H162V188H161ZM161 189H160V190H161ZM168 189H169V188H168ZM170 189H171V187H170ZM170 189H169V190H170ZM175 189H176V187H175L173 190H175ZM195 189H196V188H195ZM202 189H203V188H202ZM202 189H201V191H202ZM220 189H218V190L220 191ZM222 189H223V188H222ZM226 189H227V188L223 189V191H221V192L224 193V190H226ZM234 189H235V186H234ZM237 189H238V188H237ZM239 189H240V188H239ZM256 189H257V188H256ZM5 190L7 191V189H5ZM5 190H3L2 192H5ZM12 190H13V189H12ZM12 190H11V191H12ZM14 190H15V189H14ZM38 190H39V189H38ZM49 190H50V188H49ZM56 190H58V189H56ZM56 190H55V191H56ZM60 190H61V189H60ZM87 190H88V188H87ZM104 190H105V189H104ZM104 190H103V191H104ZM106 190H108V189H106ZM106 190H105V191H106ZM123 190H125V189H123ZM130 190H131V189H130ZM142 190H143V189H142ZM142 190H141V191H142ZM145 190H147V188H146ZM145 190L143 191L144 193H145ZM156 190H157V189H156ZM176 190H177V189H176ZM182 190H183V189H182ZM182 190H181V191H182ZM187 190H188V189H187ZM193 190H194V188H193ZM198 190H199V189H198ZM203 190L207 191L206 189H203ZM230 190H231V189H230ZM241 190H242V189H241ZM253 190H255V188H254ZM26 191H27V189H26ZM41 191H42V190H40V192H41ZM80 191H81V190H80ZM80 191H79V193H81ZM89 191H90V190H89ZM100 191L102 192V187H101V190H100ZM108 191H109V190H108ZM121 191H122V190H121ZM121 191H120V192H121ZM134 191H135L136 193L138 192V191H136V190H134ZM134 191H133V192H134ZM141 191H140V192H141ZM153 191H154V190H153ZM183 191H184V190H183ZM199 191H200V190H199ZM201 191L198 192V193H199V194H200V193H203V191H202V192H201ZM216 191H217V190H216ZM237 191H238V190H237ZM245 191H246V190H245ZM247 191H248V190H247ZM251 191H252V190H251ZM255 191H256V190H255ZM257 191H259V190L257 189ZM2 192H1V193H2ZM22 192H24V189H23ZM32 192H33V190L31 191V193H32ZM51 192H52V191H51ZM58 192H60V191L58 190ZM83 192H84V191H83ZM83 192H82V193H83ZM90 192H91V191H90ZM112 192H114V189H113ZM115 192H116V191H115ZM115 192H114V193H115ZM124 192H125V191H124ZM154 192H155V191H154ZM154 192H153V194H154ZM157 192H158V191H157ZM163 192H164V191H163ZM169 192H170V191H169ZM171 192H172V191H171ZM174 192H175V191H174ZM195 192H196V191H195ZM231 192H232V191H231ZM231 192H230V194H232ZM233 192H234V191H233ZM238 192H239V191H238ZM238 192H236V193H238ZM242 192H243V191H242ZM8 193H9V191H8ZM8 193H7V194H8ZM11 193H12V192H11ZM13 193H14V192H13ZM13 193H12V195H13ZM15 193H16V192H15ZM19 193L21 194V191H20ZM41 193H42V192H41ZM46 193L49 195V192L46 191ZM69 193H70V191H69ZM77 193H78V192H77ZM92 193L94 194V192H92ZM92 193H91V195H92ZM99 193H100V192H99ZM108 193H109V192H108ZM131 193H132V192H131ZM184 193H185V192H183L182 194H184ZM204 193H205V192H204ZM216 193H217V192H216ZM219 193H220V192H219ZM225 193H226V191H225ZM225 193H224V194H225ZM255 193H256V192H255ZM259 193H260V192H259ZM4 194H6V192H5ZM7 194H6V195H7ZM9 194H10V193H9ZM16 194H17V193H16ZM34 194H35V193H34ZM34 194H33V195H34ZM44 194H45V193H44ZM51 194H52V193H51ZM61 194H62V192H61ZM63 194H64V192H63ZM66 194H68V193H66ZM74 194H75V192H74ZM122 194H123V193H122ZM134 194H135V193H133L132 195L134 196ZM153 194H152V196H151L152 198H154ZM157 194H158V193H157ZM157 194H156V195H157ZM159 194H161V192H159ZM163 194H164V193H163ZM163 194H162V196L159 195V197H162V199H165V198L168 197V195H167V197L163 198V196H164ZM165 194H166V193H165ZM172 194H173V192H172ZM193 194H194V192H193ZM196 194H197V193H196ZM217 194H218V193H217ZM238 194H239V193H238ZM241 194H242V193H241ZM246 194H247V192L245 193V195H246ZM248 194H249V193H248ZM257 194H258V193H257ZM6 195H5V196H6ZM10 195H11V194H10ZM10 195H9V196H10ZM14 195H15V194H14ZM22 195H23V193H22ZM22 195H21V196H22ZM31 195H32V194H31ZM31 195H30V196H31ZM37 195H38V193H37ZM41 195L43 196V194H41ZM41 195H39V198H41V197H40ZM48 195H47V196H48ZM79 195H80V194H79ZM79 195H78V197H79ZM96 195H97V192H96ZM99 195H101V194H99ZM103 195H104V194H103ZM120 195H121V194H120ZM125 195H126V193H125ZM132 195H131V196H132ZM140 195H142V194H140ZM143 195H144V194H143ZM143 195L140 196V197L142 198ZM148 195H149V193H148ZM150 195H151V193H150ZM156 195H155V196H156ZM170 195H171V193H170ZM173 195L175 196V194H173ZM204 195H205V194H204ZM214 195H215V194H214ZM220 195H221V193H220ZM220 195H219V196L217 195V197H220ZM235 195H236V194H235ZM243 195H244V194H243ZM259 195H260V194H259ZM0 196H1V198H2V199L0 198V201H1V200L5 201L4 199H5V198H6V199L8 198L7 196L4 198V197H3L4 195H0ZM18 196H19V194H18ZM21 196H19V197H20L21 200H22L24 197L22 198ZM23 196H24V195H23ZM50 196H51V195H50ZM54 196H56V195H54ZM63 196H64V195H63ZM65 196L67 197V195H65ZM70 196H72V195L70 194ZM86 196H87V195H86ZM108 196H109V195H108ZM110 196L113 197L114 195L112 194V195H110ZM122 196H124V195H122ZM133 196H132V197H133ZM177 196H178V195H177ZM197 196H198V195H197ZM199 196H200V195H199ZM206 196H207V195H206ZM209 196L212 197L211 194H210ZM227 196H228V195H227ZM241 196H242V195H241ZM251 196H252V195H251ZM13 197H14V196H13ZM19 197H18V198H19ZM56 197H57V196H56ZM60 197H62V196L59 195V198H60ZM66 197H65V198H66ZM76 197H77V195H76ZM78 197H77V198H78ZM91 197H92V196H91ZM105 197H106V196H104V198H105ZM114 197H116V193H115V196H114ZM127 197H128V196H127ZM149 197H150V196H149ZM172 197H173V196H172ZM178 197H182V196H181V193H180V196H178ZM178 197H177V198H178ZM189 197H190V196H189ZM189 197H186V198L189 199L188 201H190V198H191L192 196H191L190 198H189ZM193 197H194V195H193ZM204 197H205V196H204ZM233 197H234V196H233ZM238 197H239V196H238ZM252 197H253V196H252ZM9 198H11V197H9ZM30 198H31V197H30ZM30 198H29V199H30ZM32 198H33V197H32ZM35 198H36V197H35ZM42 198H43V197H42ZM42 198H41V199H42ZM45 198H46V195H45ZM50 198H51V197H50ZM53 198H54V197H53ZM73 198H74L73 196H72V197H69V200H68V201L71 202L70 199H73ZM85 198H86V197H85ZM88 198H89V197H88ZM104 198H102V200H103ZM120 198H121V197H119V199H120ZM175 198H176V196L174 197V200H175ZM177 198H176V199H177ZM182 198H183V197H182ZM182 198H181V199H182ZM195 198H196V196H195ZM207 198H208V196H207ZM207 198L205 197L206 200H207ZM221 198H222V197H221ZM235 198H236V197H235ZM242 198H243V197H242ZM242 198H241V199H242ZM246 198H247V195H246ZM54 199H55V198H54ZM60 199H61V198H60ZM63 199H64V198H63ZM67 199H68V197H67ZM67 199H66V200L64 199V200L67 201ZM78 199H79V198H78ZM81 199H82V197H81ZM92 199H93V198H92ZM95 199H96V197H95ZM106 199H107V198H106ZM110 199H111V198H110ZM115 199H116V198H115ZM139 199H140V198H139ZM159 199H160V198H159ZM167 199H168V198H167ZM181 199H180V200H181ZM229 199H230V198H229ZM232 199H234V198H232ZM237 199H238V198H237ZM237 199H235V200H237ZM239 199H240V197H239ZM254 199H255V200L257 199V196H256V195H255V198H254ZM260 199H261V198H260ZM8 200H9V199H8ZM11 200H12V198H11ZM33 200H34V199H32V202H33ZM47 200H48V198H47ZM50 200H52V198H51ZM56 200H57V198H56ZM90 200H91V199H90ZM117 200H118V198H117ZM124 200H126V197H125ZM192 200H193V199H192ZM194 200L196 201V199H194ZM194 200H193V201H194ZM206 200H205V201H206ZM223 200H224V199H223ZM244 200H245V197H244ZM251 200H253V199H251ZM258 200H259V199H258ZM258 200H257V201H258ZM263 200H264V199H263ZM17 201L19 202L18 199H17ZM37 201L40 202L39 199H38ZM41 201L43 202V200H41ZM57 201H59V199H58ZM84 201H86V200H84ZM106 201H107V200H106ZM106 201H105V203H106ZM121 201H122V200H121ZM130 201H131V198H130ZM133 201H135V200H133ZM138 201L141 202V199L138 200ZM161 201L164 202V201H166V199H165V200H161ZM167 201H169V200H167ZM177 201H178V199H177ZM188 201H187V202H188ZM220 201H221V200H220ZM225 201H226V199H225ZM225 201H224L223 203H225ZM229 201H230V200H229ZM233 201H234V200H233ZM249 201H250V200H249ZM11 202H14V198H13V201H11ZM28 202H29V201H28ZM42 202H41V203H42ZM59 202H60V201H59ZM82 202H83V201H82ZM86 202H87V201H86ZM88 202H89V200H88ZM91 202H94V201H91ZM97 202H98V201H97ZM109 202H110V201H109ZM118 202H120V201H118ZM123 202H124V201H123ZM123 202H121V203H123ZM144 202H146V201H144ZM147 202H148V201H147ZM169 202H170V201H169ZM173 202L175 203V201H173ZM179 202H180V201H179ZM183 202H184V199H183ZM190 202H191V201H190ZM208 202H209V201H208ZM208 202H207V203H208ZM221 202H222V201H221ZM238 202H239V201H238ZM253 202H254V201H253ZM1 203H2V201L0 202V205H1ZM5 203H7V201H5ZM25 203H27V202H25ZM25 203H23V204H24V205H23V208H24V206L26 205ZM33 203H35V202H33ZM41 203H40V204H41ZM53 203H55V202H53ZM61 203H63V202H61ZM66 203H67L66 206L69 207V206H68V202H66ZM99 203H101V202H99ZM129 203H130V202H129ZM129 203H127V204H129ZM142 203H143V202H142ZM148 203H150V201H149ZM148 203H147V204H148ZM151 203H152V202H151ZM153 203H154V200H153ZM166 203H167V202H166ZM181 203H182V202H181ZM191 203L193 204V203H195V202H191ZM196 203H197V202H196ZM196 203H195V204H196ZM227 203L230 204V202H228V200H227ZM227 203H226V204H227ZM231 203H233V202H231ZM14 204H15V203H13V205H14ZM28 204H30V203H28ZM31 204H32V203H31ZM44 204L46 205V201H45ZM63 204H64V203H63ZM85 204H87V203H85ZM90 204H91V203H90ZM92 204H93V203H92ZM97 204H98V203H97ZM132 204H133V203H132ZM167 204H168V203H167ZM182 204H183V203H182ZM182 204L179 205V206H182ZM185 204H186V203H185ZM185 204H183V209H184V205H185ZM188 204H189V202H188ZM226 204H225V205H226ZM235 204H236V203H235ZM241 204H243V203H241ZM241 204H239V205L237 204V205L240 207ZM253 204H254V203H253ZM256 204H257V203H255V206H256ZM3 205H6V204H3ZM13 205H12V207H13ZM16 205H17V204H16ZM18 205H19V204H18ZM18 205H17V206H18ZM36 205H37V204H36ZM41 205H42V204H41ZM47 205H48V203H47ZM56 205H57V207L60 206L59 204H56ZM56 205H55V206H56ZM69 205H70V204H69ZM80 205H81V204H80ZM102 205H103V203L101 204V207H102ZM142 205H143V204H142ZM145 205H146V204H145ZM148 205H149V204H148ZM152 205H153V204H152ZM163 205H164V203H163ZM168 205H170V204H168ZM173 205H174V204H173ZM197 205H198V204H196L195 206L197 207ZM207 205H208V204H207ZM221 205H223V204L221 203ZM233 205H234V204H233ZM233 205H232V206H233ZM258 205H260V204H258ZM261 205L263 206V204H261ZM9 206H10V205H9ZM14 206H15V205H14ZM20 206H21V205H20ZM20 206H19V207H20ZM49 206H50V205H49ZM75 206H76V205H75ZM84 206H85V205H84ZM98 206H99V205H98ZM125 206H126V205H125ZM166 206H167V205H166ZM177 206H178V205H177ZM189 206H191V205H189ZM193 206H194V205H193ZM195 206H194V207H195ZM198 206H199V205H198ZM228 206L230 207V205H228ZM235 206H236V205H235ZM238 206H237V208H239ZM244 206H245V205H243V207H244ZM247 206H248V205H247ZM6 207H7V206H6ZM10 207H11V206H10ZM19 207H18V208H19ZM50 207L52 208V206H50ZM57 207H56V208H57ZM78 207H80V206H79V201H78V204H77V208H78ZM92 207H94V206H91V207L88 208V209H91ZM104 207H105V206L103 205V208H104ZM121 207H122V206H121ZM128 207H129V206H128ZM146 207H147V206H146ZM149 207L152 208V206H149ZM160 207H161V206H160ZM162 207H163V206H162ZM164 207H165V205H164ZM170 207H171V206H169L168 209H169ZM186 207H187V205H186ZM191 207H192V206H191ZM206 207L208 208V206H206ZM222 207H223V206H222ZM229 207H228V208H229ZM243 207H241V208H243ZM252 207H253V206H252ZM4 208H5V207H4ZM20 208H22V207H20ZM30 208H31V207H30ZM32 208H36V207H32ZM38 208H39V207H38ZM40 208H41V206H40ZM42 208H43V207H42ZM53 208H54V207H53ZM61 208H62V207H61ZM61 208L58 210V212H59V211H62V212H63V210H62ZM77 208H76V209H77ZM84 208H85V207H84ZM95 208H96V207H95ZM98 208H99V207H98ZM105 208H106V207H105ZM116 208H117V206H116ZM180 208H181V207H180ZM199 208H200V207H199ZM204 208H205V207H204ZM224 208H225V206H224ZM224 208H223V209H224ZM228 208H227V209H228ZM237 208H236V209H237ZM254 208H255V207H254ZM257 208H258V207H257ZM259 208H260V207H259ZM0 209L2 210V208H0ZM9 209H10V208H9ZM13 209H15V207H13ZM26 209H27V208H26ZM47 209H48V208H47ZM64 209H65V208H64ZM70 209H71V208H70ZM73 209H74V208H73ZM73 209H72V210H73ZM76 209H75V210H76ZM86 209H87V208H86ZM86 209H85V210H86ZM113 209H114V208H113ZM128 209H130V208H128ZM128 209H127V210H128ZM155 209H156V208H155ZM171 209H172V208H170L169 212L171 211ZM173 209H174V208H173ZM176 209H177V208H176ZM186 209H187V208H186ZM186 209H185V210H186ZM189 209H190V208H189ZM193 209H194V208H193ZM195 209H196V208H195ZM202 209H203V208H202ZM216 209H217V208H216ZM234 209H235V208H234ZM255 209H256V208H255ZM3 210H5V209H3ZM11 210H12V208H11ZM17 210H18V209H17ZM19 210H20V209H19ZM19 210H18V211H19ZM31 210H32V209H30V211H31ZM40 210H41V209H40ZM40 210H39V211H40ZM42 210L44 211V208H43ZM42 210H41V212H42V214H43L45 211L43 212ZM53 210H54V209H53ZM66 210H67V208H66ZM79 210H80V209H79ZM82 210H83V209H82ZM82 210H81V211H82ZM116 210H117V209H116ZM137 210H138V209H137ZM141 210H142V208H141ZM141 210H140V211H141ZM160 210L162 211V209H160ZM177 210H178V209H177ZM179 210H181V209H179ZM187 210H188V209H187ZM197 210H198V209H197ZM205 210H206V209H205ZM219 210H220V209H219ZM224 210H225V209H224ZM230 210H231V209H230ZM230 210H229V211H230ZM237 210H238V209H237ZM242 210H244V209H242ZM246 210H250V209L247 208ZM252 210H253V209H252ZM257 210H258V209H257ZM6 211H7V209H6ZM15 211H16V210H15ZM18 211H16V212H18ZM27 211H28V209H27ZM34 211H35V210H34ZM37 211H38V210H37ZM47 211H51L50 208H49V210H47ZM70 211H71V210H70ZM90 211H91V210H90ZM92 211H94V210H92ZM102 211H105V209H104V210H101V212H102ZM106 211H107V210H106ZM109 211H110V210H109ZM133 211L136 212L135 210H133ZM142 211H144V210H142ZM145 211H146V210H145ZM152 211H153V210H152ZM152 211H151V212H152ZM166 211H168V210H166ZM192 211H193V210H192ZM221 211H222V210H221ZM233 211H234V210H233ZM233 211L231 210V212H233ZM239 211H240V210H239ZM239 211H238V213H239ZM255 211H256V210H255ZM262 211H263V210H262ZM262 211H261V212H262ZM3 212H4V211H3ZM3 212H2V213H3ZM8 212H10V210H9ZM8 212H7V213H8ZM12 212H13V211H12ZM16 212H14V213L18 215V213H16ZM21 212H22V211H21ZM21 212H20V214H21ZM31 212H32V211H31ZM65 212L68 213L67 211H65ZM65 212H64V213H65ZM72 212H73V211H72ZM75 212H76V211H75ZM94 212H95V211H94ZM96 212L99 213L100 211H96ZM122 212H123V209H122ZM146 212H147V211H146ZM171 212H172V211H171ZM178 212H179V211H178ZM184 212H185V211H184ZM205 212H207V210H206ZM216 212H217V211H216ZM218 212H219V211H218ZM231 212H228V213H231ZM245 212H247V211H245ZM249 212H250V211H249ZM252 212H254V211H252ZM263 212H264V211H263ZM263 212H262V213H263ZM4 213H6V212H4ZM10 213H11V212H10ZM23 213H25V212H23ZM23 213H22V214H23ZM34 213H35V212H34ZM49 213H50V212H49ZM51 213H52V212H51ZM69 213H70V212H69ZM126 213H127V212H126ZM128 213H129V212H128ZM132 213H133V212H132ZM152 213H153V212H152ZM157 213H158V212H157ZM187 213H188V212H187ZM191 213H192V212H191ZM219 213H220V212H219ZM258 213H259V212H258ZM8 214H9V213H8ZM11 214H12V213H11ZM35 214H37V213H35ZM39 214H40V212L36 215V217H37ZM45 214H46V213H45ZM45 214H43V215H45ZM57 214H58V213H57ZM60 214H61V213H59L58 217L60 216ZM70 214H71V213H70ZM88 214L90 215L91 212L88 213ZM88 214H87V215H88ZM94 214H95V213H94ZM122 214H123V213H122ZM129 214H130V213H129ZM133 214H134V213H133ZM141 214H142V213H141ZM149 214H150V213H149ZM149 214H148V215H149ZM158 214H164V213H158ZM173 214H174V213H173ZM178 214H179V213H178ZM189 214H190V212H189ZM198 214H199V213H198ZM215 214H217V213H215ZM224 214H225V213H223V215H224ZM247 214H248V213H247ZM24 215H25V214H24ZM40 215H41V214H40ZM40 215H39V216H40ZM43 215H42V216H43ZM55 215H56V214H55ZM61 215H62V214H61ZM65 215H66V214H65ZM82 215L84 216V213H83ZM82 215H81V217H83ZM85 215H86V214H85ZM123 215H124V214H123ZM136 215H137V214H135V217H136ZM146 215H147V214H146ZM150 215H151V214H150ZM169 215H171V214H169ZM175 215H176V214H175ZM187 215H188V214H187ZM193 215H195V214H193ZM203 215H204V213H203ZM205 215H206V214H205ZM219 215H220V214H219ZM234 215H235V217H236L237 214H234ZM234 215H233V216H234ZM249 215H250V213H249ZM3 216H4V215H3ZM6 216H7V215H6ZM21 216H23V215H21ZM26 216L28 217L27 214L25 215V217H26ZM53 216H54V215H53ZM62 216H63V215H62ZM125 216H126V214H125ZM125 216H124V217H125ZM131 216H132V214H131ZM131 216H130V217H131ZM151 216H152V215H151ZM162 216H163V215H162ZM172 216H173V215H172ZM172 216H171V217H172ZM183 216L186 217V214L183 215ZM183 216H182V217H183ZM208 216H209V213H208ZM216 216H217V215H216ZM226 216H227V214H226ZM233 216H232V217H233ZM244 216H245V215H244ZM247 216H248V215H247ZM258 216H259V215H258ZM261 216H263V215H261ZM8 217H9V216H8ZM8 217L6 218L8 224L5 222L6 220H5V221H2L1 224H3V223L5 222V223H6L5 225H8L7 227H10V228H9V229H10L9 231H11L12 229H15V228H16V230H17V226H19L20 229H22L23 227L26 226V225H25V222H24V224H23L22 221H21V223H20L19 221H17V222H19L20 224L15 225V224H16V221H14V219L11 220V219H9ZM15 217H17V216H15ZM23 217H24V216H23ZM31 217H32V215H31ZM31 217H30V218H31ZM46 217H47V215H46ZM49 217H50V216H49ZM66 217H67V216H66ZM90 217H91V215H90ZM93 217H94V215L92 214V217H91V218H93ZM95 217H96V216H95ZM95 217H94V218H95ZM97 217H98V216H97ZM112 217H113V216H112ZM117 217H118V216H117ZM119 217H121V215H120ZM130 217H128V219H129ZM154 217H157V216H154ZM159 217H160V215H159ZM166 217H167V216H166ZM174 217H175V216H174ZM203 217H205V216H203ZM203 217H202V218H203ZM219 217H220V216H219ZM4 218H5V216H4ZM40 218H41V217H40ZM43 218H45V216H44ZM43 218H41V219H43ZM70 218H72V217H70ZM75 218H77V217L75 216ZM84 218H85V217H84ZM84 218H83V219H84ZM91 218H90V219H91ZM94 218H93V219H94ZM136 218H137V217H136ZM142 218H143V217L141 216V219H142ZM146 218H147V216H146ZM178 218H180V217H178ZM191 218H192V217H191ZM193 218H194V217H193ZM202 218L200 217V220H201ZM208 218H209V217H208ZM221 218H222V217H221ZM223 218H224V217H223ZM236 218H237V217H236ZM239 218H240V217H238V219H239ZM242 218H243V216H242ZM246 218H247V217H246ZM252 218H253V217H252ZM259 218H260V217H259ZM17 219H18V218H17ZM32 219H33V218H32ZM34 219H35V217H34ZM45 219H47V218H45ZM55 219H56V218H55ZM55 219H54V221H55ZM58 219H59V218H57V220H58ZM81 219H82V218H81ZM90 219H88V220H90ZM96 219H97V218H96ZM105 219H106V218H104V220H105ZM107 219H108V218H107ZM124 219H125V218H124ZM128 219H127V220H128ZM138 219H139V218H138ZM138 219H137V220H138ZM141 219H139V220H141ZM160 219H161V218H160ZM166 219H167V218H166ZM180 219H181V218H180ZM180 219H179V220H180ZM226 219H228V217H226ZM229 219H230V217H229ZM229 219H228V220H229ZM231 219H232V218H231ZM243 219H244V218H243ZM256 219H258V218H256ZM256 219H255V220H256ZM263 219H264V218H263ZM0 220H2V219H0ZM28 220H29V219H27V221H28ZM39 220H40V219H39ZM48 220H49V219H48ZM75 220H76V219H75ZM79 220H80V219H79ZM79 220H76V221L79 222ZM86 220H87V219H86ZM97 220H98V219H97ZM100 220H101V221H104V220H102V219H100ZM109 220H111V219H109ZM112 220H113V218H112ZM112 220H111V221H112ZM114 220H115V218H114ZM119 220H120V219H119ZM129 220H130V219H129ZM148 220H149V218H148ZM151 220H152V219H151ZM156 220H158V219H156ZM163 220H164V218H163ZM181 220H182V219H181ZM183 220H184V218H183ZM187 220H188V219H187V217H186V221H187ZM197 220H199V219H197ZM246 220H247V219H246ZM248 220H249V218H248ZM37 221H38V220H37ZM37 221H36V222H37ZM45 221H46V220H45ZM49 221H50V222H51V221L53 222V220H49ZM61 221H62V218H61ZM81 221H82V220H81ZM81 221H80V222H81ZM83 221H85V220H83ZM98 221H99V220H98ZM120 221H121V220H120ZM122 221H123V220H122ZM152 221H153V220H152ZM154 221H155V219H154ZM160 221H161V220H160ZM191 221H192V220H191ZM204 221H205V220H204ZM221 221H222V220H221ZM238 221H239V220H238ZM240 221H241V220H240ZM261 221H262V220H261ZM263 221H264V220H263ZM0 222H1V221H0ZM30 222H32V221L30 220ZM34 222H35V221H34ZM38 222H39V221H38ZM40 222H41V221H40ZM47 222H48V221H47ZM56 222H57V221H56ZM62 222H63V221H62ZM64 222H65V221H64ZM64 222H63V224H64ZM72 222H74V220H72ZM112 222H113V221H112ZM124 222H125V221H124ZM128 222H129V221H128ZM130 222H131V221H130ZM130 222H129V223H130ZM141 222H142V221H141ZM141 222H140V223H141ZM147 222H148V221H147ZM147 222H146V223H147ZM150 222H151V221H150ZM155 222H157V221H155ZM161 222L164 223V221H161ZM161 222H160V223H161ZM166 222H168V220H167ZM166 222H165V223H166ZM169 222H170V220H169ZM182 222H183V221H182ZM193 222H194V221H193ZM195 222H197V221H195ZM199 222H201V221H199ZM199 222H198V223H199ZM230 222H231V220H230ZM241 222H243V221H241ZM241 222L238 223V224H241ZM26 223H27V222H26ZM42 223L44 224V221H43ZM48 223H49V222H48ZM48 223H47V225H48ZM54 223H55V222H53L52 224H54ZM69 223H70V221H69ZM69 223H67V224H69ZM85 223H86V222H85ZM88 223H89V222H88ZM88 223H87V224H88ZM107 223H109V222H107ZM122 223H123V222H122ZM131 223H132V222H131ZM137 223H138V222H137ZM143 223H145V222H143ZM158 223H159V222H158ZM160 223H159V224H160ZM180 223H181V222H180ZM205 223H206V222H205ZM219 223L221 224L220 220H219ZM222 223H224V222H222ZM227 223H228V222H227ZM227 223H226V224H227ZM231 223H233V222H231ZM245 223H246V221H245ZM262 223H263V222H262ZM43 224H42V225H43ZM65 224H66V223H65ZM65 224H64V225H65ZM70 224H71V223H70ZM132 224H134V223H132ZM149 224H150V223H149ZM152 224H153V223H152ZM152 224H151V225H152ZM155 224H156V223H155ZM155 224H153V225H155ZM191 224H192V223H191ZM202 224H203V223H202ZM242 224H243V223H242ZM258 224H259V223H258ZM258 224H257V226L261 225V223H260L259 225H258ZM29 225H30V224H29ZM34 225H35V223H34ZM61 225H62V223H61ZM72 225H73V224H72ZM77 225H78V224H77ZM80 225H83V222H82ZM88 225H89V224H88ZM88 225H87V226H88ZM92 225H93V224H92ZM94 225H96V224H94ZM94 225L92 226L93 228L95 227ZM106 225H108V224H106ZM119 225H120V223H119ZM119 225H118V226H119ZM124 225H125V224H124ZM127 225H130V224L127 223ZM141 225H142V224H141ZM151 225H150V226H151ZM183 225H184V224H183ZM188 225H190V224L188 223L187 226H188ZM204 225H205V224H203L202 226H204ZM253 225H254V224H253ZM0 226H1V225H0ZM31 226H33V224H32ZM39 226H40V225H39ZM45 226H46V225H45ZM56 226H58V225H56ZM69 226L71 227V225H69ZM73 226H74V225H73ZM73 226H72V227H73ZM84 226H85V225H83V227H84ZM87 226H86V228H85V227H84V228H85V229H88ZM89 226H90V225H89ZM109 226H110V225H109ZM130 226H131V225H130ZM130 226H127V227H130ZM134 226H135V228H136V225H134ZM139 226H140V224H139ZM142 226H143V225H142ZM142 226H141V227H142ZM147 226H149V225H147ZM150 226H149V227H150ZM157 226H158V225H157ZM159 226H160V225H159ZM161 226H162V225H161ZM166 226H167V224H166ZM199 226H200V225H199ZM206 226H207V225H206ZM208 226H209V225H208ZM227 226H228V225H227ZM227 226H226V227H227ZM229 226L231 227L230 224H229ZM236 226H238V225H236ZM246 226H247V225H246ZM251 226H252V224H251ZM4 227H5V226H4ZM19 227H18V229H19ZM27 227H30V226H28V224H27ZM27 227H26V228H27ZM34 227H35V228L37 227L36 229L39 230V232L41 231V230H40V227H38V226H34ZM41 227H44V226H41ZM47 227H48V226H47ZM51 227H52V226H51ZM53 227H55V226H53ZM58 227H59V226H58ZM61 227H62V226H60V228H61ZM66 227H68V226H66ZM66 227L64 226V227H62V228L65 229ZM78 227H79V226H78ZM80 227H81V226H80ZM96 227H97V226H96ZM110 227H111V226H110ZM115 227H117V226L115 225L114 228H115ZM151 227H152V226H151ZM155 227H156V226H155ZM164 227H165V226H164ZM164 227H163V228H164ZM178 227H179V226H178ZM181 227H182V225H181ZM219 227H220V226H219ZM221 227H223V224L221 225ZM242 227L244 228V226H242ZM252 227H253V226H252ZM30 228H31V227H30ZM38 228H39V229H38ZM81 228H82V227H81ZM84 228H83V229H84ZM118 228H119V227H118ZM121 228H122V227H121ZM121 228L119 229L120 232L122 231ZM131 228H132V227H131ZM158 228H161V227H158ZM158 228L155 229V232H156V230H157ZM163 228H162V229H163ZM166 228H167V227H166ZM182 228H183V227H182ZM196 228H197V227H196ZM206 228H207V227H206ZM214 228H215V227H214ZM224 228H225V226H224ZM237 228H238V227H237ZM254 228H255V225H254ZM257 228H258V227H257ZM260 228H261V227H259V229H258L259 231H261ZM263 228H264V227H263ZM2 229H3V228H2ZM20 229H19V231H20ZM31 229H32V228H31ZM31 229H30V230H31ZM33 229H34V228H33ZM72 229H73V230H72ZM72 229H69V228H68V230H70L69 232L74 231V230H77V233H80V232L78 231L79 228H78V229H77V228H72ZM90 229H92V228H90ZM101 229H102V228H101ZM109 229H110V228H109ZM132 229H133V228H132ZM137 229H139V228H136V230H137ZM140 229H141V228H140ZM140 229H139V230H140ZM144 229H145V228H144ZM149 229H150V228H149ZM152 229H154V228H152ZM152 229H151V231H152ZM167 229H168V228H167ZM179 229H180V228H179ZM190 229H191V228H190ZM193 229H194V228H193ZM193 229H192V230H193ZM200 229H201V228H199L198 230H200ZM202 229H203V228H202ZM217 229H218V228H217ZM229 229H230V228H229ZM5 230H6V228H5ZM37 230H35V229L33 230V235L36 234V233H39V232L34 233V232L37 231ZM43 230H44V229H42V231H43ZM45 230H46V228H45ZM60 230H61V229H60ZM60 230H59V232H61ZM79 230H80V229H79ZM123 230H124V228H123ZM133 230H134V229H133ZM136 230H135V231H136ZM165 230H166V229H165ZM192 230H191V231H192ZM196 230H197V229H196ZM203 230H204V229H203ZM205 230H207V229H205ZM226 230H228V229L226 228ZM230 230H231V229H230ZM232 230H233V228H232ZM232 230H231V231H232ZM248 230H249V229H248ZM250 230H251V229H250ZM263 230H264V229H263ZM0 231H1V230H0ZM6 231H7V230H6ZM23 231H24V230H23ZM28 231H29V229H28ZM42 231H41V232H42ZM50 231H51V230H50ZM80 231H81V230H80ZM86 231H87V230H86ZM94 231H95V232H94ZM97 231H99V229H98ZM97 231H96V230H93L92 233H97ZM110 231H113V229L110 230ZM125 231H126V229H125ZM135 231H134V232H135ZM160 231H161V230H159V232H160ZM162 231H163V230H162ZM177 231H178V230H177ZM177 231H175V232H177ZM182 231H183V230H182ZM187 231H189V230L187 229ZM201 231H202V230H201ZM212 231H214V230H212ZM216 231H217V230H216ZM235 231H236V230H235ZM7 232H8V231H7ZM20 232H21V231H20ZM25 232H26V231H25ZM30 232H31V231H30ZM45 232H46V231H45ZM47 232H48V231H47ZM59 232H58V233H59ZM66 232L69 233L67 230H66ZM66 232H65V233H66ZM74 232H75V233H74ZM74 232H71V233H73V234L76 235V231H74ZM82 232H83V231H82ZM82 232H81V233H82ZM88 232H89V231H88ZM105 232H106V231H105ZM117 232H118V231H117ZM122 232H123V231H122ZM134 232H133V233H134ZM138 232H139V231H138ZM147 232H148V231H147ZM155 232H154V233H155ZM163 232H164V231H163ZM208 232H210V231H208ZM217 232H218V231H217ZM228 232H229V231H228ZM243 232H244V231H243ZM245 232H246V230H245ZM257 232H258V231H257ZM17 233H18V232H17ZM55 233H56V232H55ZM65 233H64V236H65ZM67 233H66V234H67ZM71 233H69V234L71 235ZM81 233L78 234V235H81ZM99 233H101V232L99 231ZM102 233H103V230H102ZM114 233H116V232H114ZM133 233H132V234H133ZM143 233H145V232H143ZM151 233H152V232H151ZM151 233H150V234H151ZM160 233H162V232H160ZM186 233H187V232H186ZM190 233H192V232H190ZM203 233H204V232H202L201 234H203ZM213 233H215V231H214ZM230 233H231V232H230ZM232 233H233V232H232ZM232 233H231V234H232ZM236 233H237V231H236ZM262 233H263V232H262ZM2 234H5V233H2ZM19 234H20V233H19ZM26 234H27V233H26ZM49 234H50V233H49ZM49 234L47 233L46 236H48L47 238H50V239H51V236L53 237V232H51V234H52L51 236H50ZM56 234H57V233H56ZM59 234H60V233H59ZM59 234H58V235H59ZM61 234H63V232H62ZM88 234H89V233H88ZM90 234H91V233H90ZM90 234H89V235H90ZM105 234H106V233H104V235H105ZM107 234H109V233L107 232ZM116 234H117V233H116ZM116 234H115V236H117ZM148 234H149V232H148ZM150 234H149V235H150ZM157 234H158V233H157ZM182 234H183V233H182ZM207 234H208V233H207ZM207 234H205V235H207ZM218 234H220V233L218 232ZM221 234H222V233H221ZM226 234L229 235V233H226ZM238 234H240V233L238 232ZM241 234H244V235H245V233H241ZM250 234H251V233H250ZM0 235H1V234H0ZM8 235H9V234H8ZM24 235H25V234H24ZM24 235H22V236H24ZM33 235H32V236H33ZM58 235H57V237H58ZM67 235H68V234H67ZM70 235H69V237L71 238ZM75 235H73V236L76 237ZM84 235H86V234L84 233ZM96 235H97V234H96ZM98 235H100V234H98ZM121 235H122V234H120V236H121ZM130 235H131V233H130ZM139 235H140V234H139ZM139 235H138V236H139ZM152 235H153V234H152ZM152 235H151V236H152ZM162 235H163V234H162ZM198 235H200V234L198 233ZM208 235H209V234H208ZM210 235H211V232H210ZM210 235H209V236H210ZM214 235H216V234H214ZM236 235H237V234H236ZM247 235H248V233H247ZM10 236H11V235H10ZM12 236H15V235H12ZM28 236H29V235H28ZM36 236H38V234H37ZM39 236H41V235H39ZM49 236H50V237H49ZM60 236H61V235H60ZM62 236H63V235H62ZM102 236H103V235L101 234L100 237H102ZM110 236H111V235H110ZM120 236H117V237L119 238ZM123 236H124V235H123ZM142 236H143V235H142ZM144 236H145L146 238L148 237V236H146L145 234H144ZM151 236H150V239H151ZM158 236H159V235H158ZM160 236H161V235H160ZM176 236H177V235H176ZM183 236H184V235H183ZM222 236H223V235H222ZM224 236H226V235H224ZM239 236H241V235H239ZM239 236H236V237L239 238ZM245 236H246V235H245ZM256 236H257V235H256ZM260 236H262V234H261ZM15 237H16V236H15ZM25 237H26V236H24V238H25ZM43 237L45 238V236H43ZM55 237H56V236H55ZM55 237H53V240H54ZM57 237H56V238H57ZM67 237H68V236H66V238H67ZM82 237H83V235H82ZM86 237H87V236H86ZM89 237H90V236H89ZM95 237H97V236H95ZM103 237H104V236H103ZM106 237H107V236H106ZM111 237H112V236H111ZM129 237H130V236H129ZM131 237H132V236H131ZM153 237H154V235H153ZM180 237H182V235H179V238H180ZM199 237L201 238V236H199ZM199 237H198V238H199ZM211 237H212V236H210V239H211ZM213 237H214V236H213ZM213 237H212V238H213ZM216 237H217V236H216ZM0 238H1V237H0ZM8 238H9V237H8ZM12 238H14V237H12ZM30 238H31V237H30ZM39 238H40V237H39ZM39 238L36 239V240H37V241L40 240V239L42 238V236H41L40 239H39ZM47 238H46V239H47ZM56 238H55V239H56ZM59 238H60V237H59ZM61 238H62V237H61ZM79 238H80V236H79ZM93 238H94V237H93ZM98 238H99V237H98ZM104 238H105V237H104ZM118 238H117V239H118ZM123 238H124V237H123ZM139 238H141V236H140ZM139 238H138V242H139V240H140ZM148 238H149V237H148ZM176 238H177V237H176ZM176 238H175V239H176ZM186 238H187V236H186ZM186 238H185L184 240H186ZM190 238L192 239L191 235H190ZM222 238H223V237H222ZM246 238H247V237H246ZM9 239H10V238H9ZM9 239H8V240H9ZM18 239H21V240H18V241H22L23 238H22V237H21V238L18 237ZM33 239H34V238H32V240H33ZM62 239H63V238H62ZM81 239H83V238H81ZM81 239H80V240H81ZM89 239H90V238H89ZM102 239H103V238H102ZM111 239H113V238H111ZM120 239H122V238H120ZM120 239H119V240H120ZM129 239H131V238H128V241H129ZM142 239H143V237H142ZM153 239H154V238H153ZM153 239H152V240H153ZM156 239H157V238H156ZM177 239H178V238H177ZM206 239H207V238H206ZM210 239H209V237H208V240H210ZM214 239H215V238H214ZM217 239H218V238H217ZM27 240L29 241V240H31V239H27ZM27 240H26V241H27ZM32 240H31V241H32ZM34 240H35V239H34ZM36 240H35V241H36ZM51 240H52V239H51ZM51 240H50V241H51ZM56 240H57V239H56ZM56 240H55V242H56ZM59 240H61V239H59ZM91 240H92V239H91ZM94 240H95V239H94ZM99 240H100V239H99ZM99 240H98V241H99ZM105 240H106V239H105ZM113 240H114V239H113ZM115 240H116V238H115ZM123 240H124V239H123ZM146 240H147V239H146ZM154 240H155V239H154ZM154 240H153V241H154ZM178 240H179V239H178ZM182 240H183V239H182ZM203 240H204V239H203ZM212 240H213V239H212ZM223 240H224V239H223ZM223 240H222V241H223ZM239 240H240V239H239ZM3 241H6V240L4 239ZM11 241H12V240H11ZM24 241H25V239H24ZM24 241H23V242H24ZM64 241H65V238H64ZM67 241H69V240H67ZM74 241H75V239H74ZM81 241H82V240H81ZM81 241H80V246H81L82 244H85L84 242H86L85 240H84V242L82 241L83 243H82ZM95 241H96V240H95ZM98 241H96V242L98 243ZM110 241H111V240H110ZM117 241H118V240H117ZM124 241H125V240H124ZM124 241H122V242H124ZM126 241H127V238H126ZM132 241H133V240H132ZM144 241H145V240H144ZM153 241H152V242H153ZM175 241H176V240H175ZM175 241H173V242H175ZM180 241H181V240H180ZM180 241L178 242V243H179V244H178L179 246H180V244H181ZM192 241H193V239H192ZM200 241H201V240H200ZM224 241L226 242V240H224ZM231 241H232V239L229 240L228 243H231ZM233 241H234V240H233ZM235 241H236V240H235ZM242 241L244 242V240H242ZM242 241H241V242H242ZM246 241H247V239H246ZM6 242H7V241H6ZM41 242H44V243H45V241H41ZM41 242L39 241L40 244H41ZM46 242H47V241H46ZM48 242H49V241H48ZM55 242L52 241L53 244H54ZM71 242H72V241H71ZM77 242H79L78 237H77ZM77 242H76V244H77ZM87 242H88V241H87ZM91 242H93V240H92ZM96 242H94V243L96 244ZM101 242H102V240H101ZM107 242H108V241H107ZM114 242H115V241H114ZM122 242H121V244H122ZM136 242H137V240H136ZM149 242H151V241H149ZM152 242H151V244H152ZM156 242H158V241H155V243H156ZM164 242H165V241H164ZM206 242H207V241H206ZM220 242H221V240H220ZM220 242H219V243H220ZM236 242H237V241H236ZM236 242H235V244H236ZM248 242H249V241H248ZM0 243H2L1 246H6V244H3L4 242H2V239H1ZM7 243H8V242H7ZM11 243H12V242H11ZM15 243L17 244L16 241H15ZM20 243H21V242H20ZM36 243L38 244V242H36ZM57 243H58V241H57ZM60 243H62V242H60ZM69 243H70V242H68L67 244L69 245ZM105 243H106V242H105ZM105 243L103 242V244H105ZM127 243H128V242H127ZM131 243H132V242H131ZM140 243H142V242H140ZM140 243H139V247H140ZM161 243H162V242H161ZM183 243H184V242H183ZM188 243H190V244L193 245V243H191V240L188 241ZM198 243H199V242H198ZM201 243H203V241H201ZM204 243H205V242H204ZM223 243H224V242H223ZM228 243H227V244H228ZM233 243H234V242H233ZM261 243H262V242H261ZM16 244H13V245H15L14 248H15L16 246H18V245H16ZM22 244H23V243H22ZM22 244H21V246H22V248H23L24 245H22ZM27 244H29V243L26 242V245H27ZM33 244L35 245V242H33ZM45 244H46V243H45ZM50 244H51V242H50ZM58 244H59V243H58ZM65 244H66V243H65ZM67 244H66V245H67ZM71 244H72V243H71ZM76 244L73 245V247H75ZM87 244H88V243H87ZM90 244H91V243H90ZM92 244H93V243H92ZM92 244H91V245H92ZM111 244H114V243L112 242ZM115 244H116V243H115ZM117 244H119V243L117 242ZM125 244H126V242H125ZM133 244H135V247H136V243H133ZM133 244H132V245H133ZM143 244H144V243H143ZM143 244H141V245H143ZM145 244H146V243H145ZM158 244H159V243H158ZM164 244H165V243H164ZM168 244H169V243H168ZM171 244H172V242H171ZM175 244H176V242H175ZM195 244H196V243H195ZM217 244H218V243H217ZM224 244H225V243H224ZM231 244H232V243H231ZM231 244H230V245H231ZM237 244H238V243H237ZM241 244H242V243H241ZM250 244H251V243H250ZM254 244H255V243H254ZM263 244H264V243H263ZM263 244H262V245H263ZM31 245H32V243H31ZM31 245H29V248H30ZM42 245H43V244H42ZM46 245H48V244H46ZM51 245H52V244H51ZM54 245H55V244H54ZM61 245H62V244H61ZM68 245H67V246H68ZM97 245H98V244H97ZM126 245H127V244H126ZM176 245H177V244H176ZM203 245H204V244H203ZM213 245L215 246V245H216V242H215V244L213 243ZM243 245L246 246V244H243ZM247 245H248V244H247ZM259 245H260V244H259ZM27 246H28V245H27ZM36 246H37V245H36ZM39 246H40V245H39ZM49 246H50V245H49ZM56 246H58V245H56ZM112 246H113V245H112ZM116 246H117V245H116ZM128 246L130 247V244H129ZM159 246H160V244H159ZM161 246H163V245H161ZM164 246H165V245H164ZM188 246H189V244H188ZM193 246H194V245H193ZM193 246H190V247L193 248ZM200 246L202 247V244H201ZM200 246H199V244H198V247H199V248H201ZM234 246H235V245H234ZM238 246H239V245H238ZM245 246H244V247H245ZM18 247H20V246H18ZM32 247H34V246L32 245ZM32 247H31V248H32ZM40 247H41V246H40ZM46 247H47V246L44 247L45 251H44V249L41 250V251L39 250V248H37V249H38L41 253H44V252H46V250H47ZM50 247H52V246H50ZM63 247H64V246H63ZM73 247H72V249H73ZM78 247H79V246H78ZM86 247H87V246H86ZM89 247H90L91 250L94 249V248L92 249L91 246H89ZM100 247H101V246H100ZM100 247H99V245H98L99 250H100ZM103 247H104V246H103ZM107 247H108V246H107ZM118 247H119V246H118ZM121 247H122V246H121ZM133 247H134V246H133ZM142 247L144 248V246H142ZM142 247H140V248H142ZM145 247H146V246H145ZM147 247H148V246H147ZM147 247H146V248H147ZM154 247H156V245H155ZM154 247H153V248H154ZM165 247H166V246H165ZM169 247H170V245H169ZM174 247H175V246H174ZM176 247H177V246H176ZM185 247H187V246H185ZM196 247H197V245H196ZM196 247L194 246V248H196ZM204 247H205V246H204ZM207 247H210V245H208ZM211 247H212V245H211ZM217 247H219V246H217ZM226 247H228V246H226ZM229 247H230V246H229ZM231 247H233V246H231ZM240 247H241V246H240ZM250 247H252V245H251ZM260 247H261V246H260ZM260 247H259V248H260ZM7 248H8V247H7ZM9 248H13V246H12V247H9ZM16 248H17V247H16ZM25 248H26V247H25ZM47 248H48V247H47ZM58 248H59V246H58ZM69 248H71V246H69ZM76 248H77V247H76ZM124 248H125V247H124ZM127 248H128V247H127ZM136 248H137V247H136ZM140 248H138V249H140ZM162 248H164V247H162ZM162 248H161V249H162ZM213 248H214V249H219V248H216V246L213 247ZM236 248H237V247H236ZM236 248H235V249H236ZM261 248H262V247H261ZM261 248H260V249H261ZM33 249H35V247H34ZM54 249H55V247L53 246V250H54ZM60 249H62V248H60ZM65 249H67V248H65ZM78 249H79V248H77V253L80 252V251L82 250V249H81V250L79 251ZM83 249H84V248H83ZM105 249H106V248H105ZM107 249H108V248H107ZM107 249H106V250H107ZM129 249H130V248H129ZM147 249H151V247H150V248L148 247ZM156 249H158V248H156ZM210 249L212 250V248H210ZM224 249H225V248H224ZM235 249H234V250H235ZM238 249H240V248H238ZM248 249H249V248H248ZM254 249H256V248L254 247ZM257 249H258V248H257ZM9 250H13V249H9ZM9 250H8V251H9ZM24 250L26 251V249H23V251H24ZM35 250H36V249H35ZM38 250H36V251H38ZM53 250H52V252H53ZM55 250H56V249H55ZM57 250H59V249H57ZM63 250H64V249H63ZM86 250H87V249H86ZM88 250H89V249H88ZM95 250H98V249H95ZM101 250L103 251L104 249L101 248ZM130 250H131V249H130ZM134 250H135V249H134ZM134 250H133V251H134ZM142 250H143V249H142ZM151 250H153V249H151ZM151 250H149V251H151ZM167 250H168V248H167ZM184 250H185V249H184ZM186 250H187V249H186ZM195 250H196V249H195ZM199 250H200V249H199ZM205 250H206V248H205ZM205 250H202V251L205 252ZM219 250H220V249H219ZM222 250H223V249H222ZM227 250H228V249H227ZM229 250H230V249H229ZM241 250H242V249H241ZM252 250H253V249H252ZM252 250H251V256H253V255H252V253H253ZM262 250H263V248H262ZM5 251H6V248H5ZM8 251H7V252H8ZM30 251H31V250H30ZM30 251H29V252H30ZM42 251H44V252H42ZM64 251L67 252V250H64ZM64 251H62V252H63L62 254L65 253ZM68 251H69V250H68ZM102 251H101V253H100L101 255H102ZM116 251H117V250H116ZM128 251H129V250H128ZM128 251H127V252H128ZM136 251H138V250H136ZM147 251H148V250H147ZM147 251H146V252H147ZM158 251H161V250H158ZM171 251H172V253H173V252L175 251L174 248H173V250H172V248H171ZM191 251H194V250H191ZM207 251H208V250H207ZM220 251H221V250H220ZM230 251H231V250H230ZM232 251H233V249H232ZM232 251H231V252H232ZM244 251H245V250H244ZM246 251H247V250H246ZM249 251H250V250H249ZM0 252H1V250H0ZM12 252H13V251H12ZM50 252H51V251H50ZM57 252H58V251H57ZM88 252H91V251L89 250ZM92 252H95V251H92ZM110 252H111V251H110ZM113 252H114V251H113ZM113 252H112V253H113ZM130 252H131V251H130ZM130 252H129V253H130ZM134 252H135V251H134ZM139 252H140V250H139ZM162 252H163V251H162ZM164 252L166 253V251H164ZM164 252H163V253H164ZM189 252H190V251H189ZM203 252H202V253H203ZM209 252H210V251H209ZM221 252H223V251H221ZM224 252H226V251H224ZM227 252H228V251H227ZM233 252H234V251H233ZM235 252H236V254H237V251H235ZM239 252H241V251H239ZM262 252H263V251H261V253H262ZM4 253H5V252H3L2 255H3ZM8 253L12 254L11 251L8 252ZM26 253H28V252L26 251ZM31 253H32V252H31ZM41 253H40V254H41ZM46 253H47L49 256L54 255V253H52V255H50L51 253H48V252H46ZM46 253H45V254H46ZM58 253H59V252H58ZM70 253H71V254H70ZM96 253H97V252H96ZM105 253H106V252H105ZM121 253L125 254L124 252H121ZM131 253H132V252H131ZM172 253H171V254H172ZM176 253H179V251L176 252ZM192 253H193V252H192ZM195 253H196V252H195ZM197 253H198V252H197ZM211 253H213V252H211ZM217 253H218V252H217ZM217 253H216V255H217ZM242 253L244 254V252H242ZM261 253H260V254H261ZM263 253H264V252H263ZM5 254H6V253H5ZM13 254H14V253H13ZM19 254H20V253H19ZM22 254H23V253H22ZM28 254H29V253H28ZM35 254H36V257H37V258L40 256V255H39V256L37 255L38 252L34 253V255H35ZM60 254H61V252H60ZM62 254H61V255H62ZM88 254H89V253H88ZM88 254H87V255H88ZM98 254H99V252H98ZM103 254H104V252H103ZM106 254H107V253H106ZM119 254H120V253H118V255H119ZM123 254H121V255H123ZM137 254H138V253H137ZM147 254H148V253H147ZM155 254H156V253H155ZM155 254H153V255H155ZM157 254H158V253H157ZM159 254H161V252H160ZM173 254H174V253H173ZM200 254H201V253H200ZM200 254H199V255H200ZM208 254L210 255V253H208ZM229 254H230V253H229ZM243 254H242V256H243ZM258 254H259V253H258ZM0 255H1V253H0ZM42 255H43V254H42ZM48 255H47V256H48ZM67 255H68V253H67L65 256H67ZM69 255H72V252H71V251H69ZM69 255H68V257H69ZM101 255H100V256L98 255V256L101 257ZM113 255H114V253H113ZM118 255H116V257H118ZM140 255H143V254L140 253ZM177 255H178V254H177ZM179 255H180V254H179ZM179 255H178V257H180ZM193 255H194V254H193ZM201 255H202V254H201ZM201 255H200V256H201ZM214 255H215V254H214ZM219 255H220V254H219ZM245 255H246V253H245ZM3 256H5V255H3ZM11 256H12V255H11ZM14 256L16 257V255H14ZM32 256H33V255H32ZM55 256H56V255H55ZM59 256H60V255H59ZM59 256H56V257H59ZM63 256H64V255H63ZM93 256H94V255H93ZM98 256H97V257H98ZM109 256H110V254H108V257H109ZM111 256H112V255H111ZM128 256H129V255H128ZM131 256H132V255H131ZM138 256H139V254H138ZM149 256H150V255H149ZM160 256H162V255H160ZM175 256H176V255H175ZM225 256H226V254H225ZM227 256H229V255H227ZM232 256H234V255H232ZM240 256H241V255H240ZM254 256H255V255H254ZM261 256H262V255H261ZM15 257H14V258H15ZM17 257H19V255H17ZM22 257H23V256H22ZM33 257H34V256H33ZM40 257H41V256H40ZM45 257H46V255H45ZM60 257H61V259H62V256H60ZM60 257H59V259H60ZM76 257H77V256H76ZM91 257H92V256H91ZM95 257H96V256H95ZM99 257H98V258H99ZM114 257H115V256H114ZM124 257H125V256H124ZM142 257H143V256H142ZM150 257H151V256H150ZM183 257H184V255H182V258H183ZM190 257H191V256H190ZM198 257H199V256H198ZM206 257H209V256H206ZM210 257H211V256H210ZM222 257H224V255H223ZM229 257L231 258V255H230ZM235 257H236V256H235ZM1 258H2V259H1ZM1 258H0V260H1L0 264H5V263L7 262V260L4 259L5 257H1ZM24 258H25V257H24ZM24 258H23V259H24ZM52 258H53V257H52ZM52 258H51V259H52ZM54 258H55V257H54ZM66 258H67V257H65V259H66ZM71 258H73V257L71 256ZM74 258H75V256H74ZM82 258H83V257H82ZM82 258H80V259H82ZM84 258H85V257H84ZM101 258H102L103 261L105 260V262L107 263V261H106L107 258H105V255H104V258H103V257H101ZM119 258H121V257L119 256ZM119 258H118V259H119ZM134 258H135V257H134ZM136 258H137V257H136ZM145 258H147V256H146ZM156 258H158V257H156ZM156 258H153V256H152V260H153V259H156ZM162 258H163V257H162ZM162 258H160V259L158 260V263H157V264H159V262L162 260ZM167 258H168V257H167ZM174 258H175V257H174ZM176 258H177V257H176ZM211 258H212V257H211ZM215 258H216V257H215ZM230 258H228V259H230ZM239 258H240V257H239ZM241 258H242L243 260L246 259V258L244 259V257H241ZM250 258H251V257H250ZM256 258H257V257H256ZM256 258H254V260H255ZM261 258H262V257H261ZM3 259H4L6 262H5ZM11 259H12V258H10V260H11ZM25 259H26V258H25ZM25 259H24L23 261H24V262H27L28 260L25 261ZM34 259H35V257H34ZM44 259H45V258H44ZM47 259H48V257H47ZM47 259H46V260H47ZM49 259H50V258H49ZM57 259H58V258H57ZM65 259H64V260H65ZM78 259H79V258H78ZM88 259H91V258H88ZM109 259H110V258H109ZM109 259H108V260H109ZM112 259H113V258H112ZM122 259H123V258H122ZM122 259H121V260H122ZM126 259H127V258H126ZM126 259H125V260H126ZM142 259H143V258H142ZM170 259H171V256H170ZM172 259H173V258H172ZM221 259H222V258H221ZM224 259L226 260L227 258L225 257ZM236 259H237V258H236ZM252 259H253V258H252ZM15 260H16V259H15ZM17 260H18V259H17ZM17 260H16V263L19 262L20 259H19L18 261H17ZM21 260H22V259H21ZM46 260H44V262H45ZM52 260H53V259H52ZM54 260H55V259H54ZM66 260H67V259H66ZM68 260L70 261L71 259L68 258ZM76 260H77V259H76ZM94 260H95V259H94ZM123 260H124V259H123ZM137 260H138V259H137ZM145 260H147V259H145ZM156 260H157V259H156ZM156 260H155V261H156ZM174 260H176V259H174ZM177 260H178V258H177ZM182 260H183V259H182ZM182 260H181V262H182ZM192 260H193V258H192ZM199 260H200V259H199ZM202 260H203V259H202ZM217 260H218V258H217ZM237 260H239V259H237ZM248 260H249V257L246 259V261H248ZM2 261H3V262H2ZM48 261H49V260H48ZM62 261H63V260H62ZM62 261H60V262H62ZM74 261H75V260H74ZM95 261H96V260H95ZM98 261L101 262V260H98ZM118 261H119V260H118ZM127 261H128V260H127ZM131 261H132V258H131ZM133 261H134V260H133ZM133 261H132V262H133ZM138 261H139V260H138ZM140 261H141V260H140ZM166 261H168V260H166ZM171 261H172V260H171ZM171 261H170V262H171ZM178 261H179V260H178ZM194 261H195V260H194ZM204 261H206V260L204 259ZM208 261L210 262L209 258H208ZM211 261H212V260H211ZM215 261H216V260H215ZM222 261H224V260H222ZM232 261H233V260H232ZM246 261H245V262H246ZM262 261H263V260H262ZM4 262H5V263H4ZM8 262H9V261H8ZM8 262H7L6 264H8ZM11 262H13V261H11ZM24 262H23V263H24ZM39 262H40V261H39ZM44 262L41 261V264L44 263ZM65 262H66V261H65ZM79 262H80V261H79ZM93 262H94V261H93ZM120 262H122V261H120ZM135 262H136V260H135ZM172 262H173V261H172ZM181 262H179V263H181ZM198 262H199V261H198ZM212 262H214V261H212ZM220 262H221V261H220ZM230 262H231V261H230ZM235 262H236V260H235ZM249 262H250V260H249ZM259 262H260V260H258V263H259ZM27 263H28V262H27ZM56 263H57V262H56ZM69 263H70V262H69ZM73 263H74V262H73ZM77 263H78V262H77ZM84 263H86V262H84ZM94 263H95V262H94ZM101 263H102V262H101ZM110 263H111V262H110ZM110 263H107V264H110ZM112 263H113V262H112ZM126 263H127V262H126ZM147 263L149 264V261H148ZM152 263H153V262H150V264H152ZM163 263H164V262H163ZM166 263H167V262H166ZM168 263H169V261H168ZM173 263H174V262H173ZM173 263H171V264H173ZM176 263H177V262H176ZM179 263H178V264H179ZM194 263H195V262H194ZM204 263H205V262H204ZM221 263H222V262H221ZM226 263H228V262H225V264H226ZM246 263H248V262H246ZM258 263H257V264H258ZM261 263H262V262H261ZM261 263H259V264H261ZM12 264H13V263H12ZM14 264H15V263H14ZM17 264H18V263H17ZM24 264H25V263H24ZM37 264H38V263H37ZM39 264H40V263H39ZM57 264H58V263H57ZM60 264H62V263H60ZM63 264H64V261H63ZM70 264H71V263H70ZM95 264H96V263H95ZM119 264H120V263H119ZM124 264H125V263H124ZM129 264H130V263H129ZM136 264H137V263H136ZM161 264H162V263H161ZM183 264H186V261H185V263H183ZM188 264H189V263H188ZM190 264H191V263H190ZM205 264H206V263H205ZM208 264H209V263H208ZM213 264H214V263H213ZM218 264H219V262H218ZM229 264H230V263H229ZM233 264H234V263H233ZM240 264H241V263H240ZM254 264H255V262H254Z\"/></svg>", "mask_w": 264, "mask_h": 264}]
</instances>
